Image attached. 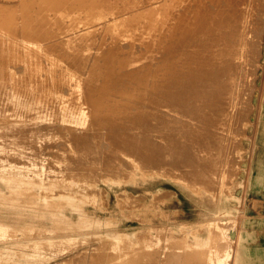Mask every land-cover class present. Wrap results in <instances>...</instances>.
I'll use <instances>...</instances> for the list:
<instances>
[{"label":"rangeland","instance_id":"1","mask_svg":"<svg viewBox=\"0 0 264 264\" xmlns=\"http://www.w3.org/2000/svg\"><path fill=\"white\" fill-rule=\"evenodd\" d=\"M3 1V2H2ZM0 0V5L2 6V7H0V15L1 16H3V18L0 16V20H1V22H0V31H1V37H0V49H1V51H0V54H1V52L3 53V56H1L0 58H2V59H0L1 61H0V63H1V65H0V74H1V76H0V78L2 79H0V91H2V94H0V103H1V105H0V112H1V116H0V202L2 203V205H0V230H1V232H0V264H54V261L56 262V261H59V259L60 260H62L63 258H66V259H68L67 260V262H65V260L66 259H63L64 261H63V263H61V264H72V263H74V264H87L89 261L92 263L93 262V264H98L97 262L99 261V260H101V261H103V262H100L99 261V263L100 264H105L107 261L109 262V263H106V264H111L112 263V261H115V263L114 264H128V262H129V264H135V263H137V264H190V262H193V263H191V264H195V263H197V264H201V261H203V260H205V261H203L202 262V264H209L208 262H210L211 264H264V0H237V2L238 3H240L239 4V6H238V3L236 4L237 5V7L236 6H234V9L235 10H238V8H239V10L238 11H240V10H242V11H240V12H242L245 16V18H247V16H248V13H250L252 10V15L251 16H249L247 19L249 20V21H247V19H245V18H243L242 17V19L240 20L241 21V23H239L240 25L242 24V23H244L245 22V26L244 25H241V26H239V24H238V27L239 28H242V33H243V35H244V40H243V42L241 43L242 45H240V49H239V51L236 53V55H235V57L238 59V57H239V59L242 61L243 60V63H240L241 61H239V59H238V61H239V63L237 62V59H234V63L235 64H237V65H241L242 67H240V66H238V67H240V69L237 67L236 68V71H238V72H236L235 73V75H234V79H236V81L233 79L232 80V82H230L227 86H231V88H229V87H224L223 89L222 88H216V87H213V86H216V85H214V82H213V84H212V79H204V80H197V81H199V82H197V83H195V84H193L192 82H189V83H186V84H182V85H178L179 87H176V86H172V84L170 83V82H173V77H172V74H173V72H174V70L175 69H170V67L168 66V65H170V62L172 61L171 60V58H172V56L175 54V50H177V48H176V46L175 47H173L172 49H171V47H170V51H169V48L167 47V44H165V43H167L166 41H168L169 40V37L168 36H166V35H168L166 32L167 31H163L164 29L165 30H167V26H171L172 24H173V22H177V15H178V12L180 11H182V9L183 10H185L186 9V6H188L189 4L188 3H191V5H198V6H202V3H203V6H207L208 4V6H210V10H209V13H213V11H214V7H216V5H217V7L216 8H220V9H223V7L225 8V3H224V1L225 0H216V1H214L213 3H210V0H206V1H204V0H195V1H193V0H175L176 1V4L174 3L173 4V2H175V1H172V0H161L163 3H165V5L164 4H161L162 2L159 0H136V1H138V2H136V1H134V0H128L127 2H126V0H105L104 2H100V1H103V0H100L99 2H96L98 5H100L101 4V6L103 7H105V8H107L108 9V5L110 6V9L109 10H107V9H103V10H105L107 13H105L104 12V17H105V14H107L108 15V17L110 16L111 17V13L112 12H110V11H115L114 13H117V11H121V12H124V11H127V9L131 12H129V11H127V12H125L126 14L128 13L130 16L131 15H133V13H134V11L135 10H137L138 8V10H143V12H139L140 13V15H138V16H140L141 17V19H140V17H133V18H135V19H140V20H138V22H139V24H141L140 22H142V18L144 17L145 19H144V21H143V23L144 24H146L145 26H144V24L143 25H139L138 24V22H135V23H137V24H135V25H137L136 27L138 28H136V34H135V40H136V36H138V38H137V41H135L134 39V45H132L133 43H132V40H128V38H127V35H126V33L127 34H129V32L131 31L130 29H135V25H134V23H132L131 24V22L132 21H134V19L133 20H131L130 19V16L127 14V16H125L124 15V19L125 18H127V17H129L128 19H125V20H127V23L129 24V27H128V29L130 30H127V29H125V28H127V26L126 25H128L127 23H126V21L125 20H123V22L120 24V27H119V25L117 26V28L114 30V31H116L117 30V32L119 31V33L120 32H122V29H121V27L122 26H125V31L127 30V31H129V32H125L124 31V29H123V32L125 33V34H123V32L122 33H120V34H122L123 36H124V38L126 39V40H124V38H123V40H122V35H118L117 36V41H116V39L114 38V40L112 39L113 38V36L115 37L117 34H119V33H117V32H114L113 30H111V29H105V28H103L102 27V24L101 25H99V26H97V33H95L94 35V39H95V43H97V42H99L98 41V39H100V38H102V36H103V34H101L100 35V33H104V36H103V38L105 39V40H103V38L102 39H100V41H104L105 42V44L108 46V43H109V45H110V47L108 46V47H106V45H105V55H106V57H109L110 56V51H109V49L111 48V52H113V53H111L114 57V59H115V57H117V55H118V57H122L123 55L122 54H125L126 52H129L128 54H126V57L128 56V57H134L135 56V54L136 55H138V54H141V53H143V52H146V51H143V50H152V54L150 53V51H149V53L151 54H148L147 53V56L148 55H150V56H152V57H145V61H144V63L143 64H146V66L145 65H140V67H142V68H140V67H138V66H136V68H137V70L135 69V71H137V73L136 72H129L128 70H126L125 68L123 69V70H125V71H123L124 72V74H125V77H123V72L122 71H120V72H118L117 70V74L115 73V74H113V76L110 78V80H109V83L110 82H112V83H110L111 85L112 84H114L115 85V87L118 89V90H116V89H114V91H116V92H111V94H110V92L108 93V94H105V96L103 95V94H101V96H103V97H100V98H102V99H100L99 98V102L97 103V104H95V105H91V104H89L88 105V103H85L86 101H84V100H86L87 98H86V95H84V94H82V95H79L78 97H74V102L76 103H78L79 105H81V107H80V109H82V112L84 113V118H83V120H82V122L80 123V124H70V123H67L66 121H64L63 119L64 118H62V111H61V109H60V106H61V101H62V98H65V97H67L66 96V94H65V92H66V85H64V87H62L63 86V83H62V85L61 84H56V81L54 82L53 80H55V79H57V77H56V75L55 74H53V73H51L50 71H52V70H50L49 71V69H51V68H49V66L48 65H46L45 64V62H43L44 61V59H45V54L46 53H50V52H54V53H56V55H58V56H60V60L63 62V63H70V61L72 60V61H77V59H79L80 58V56H81V54H75L76 52H72L73 50H71L70 49V47H67V45L66 44H64V42L63 41H61V42H63L62 44H64L63 45V49L61 48V42L59 43V41L62 39V35H63V33L64 34H66L67 32H65V30H68L69 31V29L67 28V26H66V24H65V22L67 23V21H65V22H62L63 24H65V26H66V28L64 27V25L63 24H60V25H58L59 23H57V22H60V19L59 18H57V19H54V18H56V17H54L53 18V16H51V15H48L49 16V18H51L52 20L51 21H53V23L50 21V19L49 18H47L48 16H46V17H44V18H41L43 15L41 14V13H43L42 11H43V9H44V12H48L49 11V9L48 8H46L47 6V4H46V0H34V2L36 3V5H38V6H36L35 4H34V2H33V0H29V2L28 3H31V1H32V3L33 4H29L28 5V3H27V1L28 0H21L22 1V3H23V1L24 2H26V3H24V5L25 4H27L28 6H31V8L30 7H28L27 5H26V8H25V6L23 7V6H20V5H22V3H21V1L20 0H8L9 2L7 3L6 1L7 0ZM5 1V2H4ZM19 1H20V3H19ZM37 1V2H36ZM88 1V0H87ZM110 2V4L109 3H107V4H105L106 2ZM111 1H114V2H111ZM122 1V2H121ZM169 1V2H168ZM172 1V2H171ZM184 1V3H183V5H186L185 3H187L188 5H186V6H184V7H182L183 5H182V2ZM189 1V2H188ZM197 1V2H196ZM204 1V2H203ZM247 1V2H246ZM11 2V3H10ZM15 2V3H14ZM42 2V3H41ZM45 2V5H43V3ZM91 2V1H90ZM116 2V3H115ZM121 2V3H120ZM129 2V3H128ZM133 2H135L134 4H133ZM159 2H161V3H159ZM170 3L171 2V5L173 4L174 6H176L178 3L177 2H180L181 3V5H180V3L177 5V8L179 7V9L177 10V8L175 7V8H173V5H172V8H171V6H170V4H168V3ZM192 2H194V3H192ZM217 2H219V3H217ZM221 2V3H220ZM251 2V3H250ZM257 2V3H256ZM12 3H13V5H12ZM39 3H41V5L39 4ZM113 3V4H112ZM119 3H120V5H119ZM156 3H159V4H161L160 6L158 5V4H156ZM166 3L168 4V5H166ZM195 3H197V4H195ZM206 3V4H205ZM244 3H245V5H244ZM253 3V4H252ZM4 6H3V5ZM5 4H7V5H5ZM18 6H20V10H21V12L18 10L19 9V6L18 7H16V5ZM105 4V5H104ZM117 4V5H116ZM155 5L154 6V8H155V10H153L152 9V11H155V18L152 16L151 18L149 17L150 15V13H148V11L151 9V5ZM211 4V5H210ZM213 4V5H212ZM225 4V5H224ZM252 4V8H254V9H251L249 6ZM256 4V5H255ZM8 5H9V8H8ZM10 5H12L13 6V8L12 7H10ZM113 5V6H112ZM116 5V6H115ZM118 5L120 6V7H118ZM124 5V6H123ZM127 7H126V6ZM129 5V6H128ZM132 5V6H131ZM143 5V6H142ZM152 5V6H153ZM156 5H157V7H156ZM193 5V6H194ZM219 5V6H218ZM221 5H222V7H221ZM241 5V6H240ZM33 6H35V7H33ZM42 7V8H40V7ZM44 6H45V8H44ZM136 6H137V8H136ZM146 6V7H145ZM159 6V7H158ZM165 6L166 7H168V9H166V10H168V12H166L167 13V15H168V19H170L171 21H169L168 19H167V17H164V15L165 16H167L166 15V13H165V11L163 10V9H165ZM200 6V7H201ZM244 6V7H243ZM255 6V7H254ZM3 7H4V9H3ZM18 8V9H16V8ZM33 7V8H32ZM103 7V8H104ZM115 7V8H117V9H113V8ZM130 7H131V9L133 10H131L130 9ZM133 7L135 8V10L133 9ZM213 7V8H212ZM240 7H241V9H240ZM248 7V8H247ZM257 7V8H256ZM11 8V9H10ZM39 8V9H38ZM119 8V9H118ZM122 8V9H121ZM123 8H125V9H123ZM127 8V9H126ZM143 8H147V10L146 9H143ZM148 8H150V9H148ZM153 8V7H152ZM163 8V9H162ZM173 10L174 9V11H171V9ZM244 10H243V9ZM256 8V9H255ZM11 10V11H15L14 13H12L11 11L9 12L8 10ZM26 11H25V10ZM35 9V10H34ZM36 9H38V10H36ZM42 9V10H41ZM45 9H46V11H45ZM156 9L158 10V12L156 11ZM162 10V11H159V10ZM175 9H176V11H175ZM257 9H259V10H257ZM1 10H3V11H1ZM17 10H18V14H17ZM34 10V12L38 15H36L35 13H33L32 11ZM169 10H170V12H169ZM246 10H247V13H246ZM255 10V11H254ZM261 10H262V12H261ZM8 11V12H7ZM27 11H30V13H31V15L33 14V17H36V19H37V17H39L38 18V21L36 20V21H34L35 20V18L33 19H28V17H26V15H24ZM108 11H109V13H108ZM147 11V13L146 14H144L145 12ZM2 12H5L4 14L2 13ZM20 12V13H19ZM46 12V13H47ZM159 12H162V14H160L162 17H164V19L165 20H163V18L159 15ZM172 12V13H171ZM254 12V13H253ZM255 12H257V13H255ZM7 13L9 14V16H7ZM11 13L12 14H14V16H15V19H14V17H12V15H11ZM39 13V14H38ZM46 13L44 14V15H46ZM48 13H50V12H48ZM114 13H113V15H114ZM165 13V14H164ZM169 13H171L170 15H169ZM173 13H175V15H172ZM177 13V14H176ZM188 13H190L189 11H188ZM250 13V14H251ZM261 14V16L260 15H258V14ZM5 14H6V17H5ZM16 14H17V16H16ZM21 14V15H20ZM181 14V13H180ZM249 14V15H250ZM255 14V15H254ZM20 15V17H21V20H17V19H20V17L18 18V16ZM22 15L24 16V17H22ZM62 15H64V16H61V21H62V17H63V21H64V19L65 20H68L67 19V15H66V13L64 12V13H62ZM66 15V16H65ZM107 15H106V17H107ZM143 17H142V16ZM156 15H157V17H156ZM186 15V17H187V14H185ZM11 16V17H10ZM41 16V17H40ZM173 16V17H172ZM255 18H253V17ZM259 16V17H258ZM10 17V18H9ZM17 17V18H16ZM103 17V16H102ZM103 17V18H104ZM161 17V18H160ZM170 17V18H169ZM191 17V16H190ZM253 19H252V18ZM261 17V18H260ZM6 18H8V19H10V20H8V19H6ZM11 18H12V20H13V22H12V20H11ZM26 20H24V19ZM40 18H41V22H40ZM47 18V19H46ZM131 18H132V16H131ZM150 18V19H149ZM153 18V19H152ZM156 18H158L157 19V21L158 22H155L156 21ZM172 18H173V20H172ZM251 18V19H250ZM4 19H5V21H4ZM47 21H46V20ZM55 20V22H54V20ZM58 19H59V21H58ZM148 19V20H147ZM151 19L152 20H154V22H155V24L156 23H158L159 24V27H160V29H159V32H160V34H159V32H158V30H157V28H159L158 27V24H157V26L155 25V26H153L154 24H150V22H151ZM193 19V18H192ZM224 19V18H223ZM230 19V18H229ZM257 19V20H256ZM260 19V20H259ZM28 20H30V21H28ZM48 20H49V22H51L52 23V25H50V24H47V23H49L48 22ZM56 20H57V22H56ZM102 20V18L101 19H99V21H101ZM131 20V22L129 23V21ZM146 20V21H145ZM160 20H161V22H160ZM231 20V19H230ZM244 20V21H243ZM250 20H251V22H250ZM262 20V21H261ZM3 21V22H2ZM23 22V23H21V22ZM44 21V22H43ZM47 23H46V22ZM98 21V20H97ZM125 21V22H124ZM136 21V20H135ZM148 21H150V22H148ZM165 21H167V23H168V25H166V26H163L164 25V23H166ZM173 21V22H172ZM190 22H192L193 20H189ZM224 22H225V19L223 20ZM252 21H253V25H254V23L256 24V25H252ZM5 22H6V24H5ZM12 22V23H11ZM18 22V23H17ZM20 22V23H19ZM25 22H27L26 24L28 25H26L25 24ZM34 22V23H33ZM40 22V23H39ZM147 22V23H146ZM161 24H160V23ZM174 23L172 26H174V28H173V30L177 27V23ZM248 22V23H247ZM257 22V23H256ZM8 23H10V24H8ZM14 23V25H12ZM28 23H33L36 27H34L33 26V24L32 25H30V24H28ZM35 23H37V24H35ZM45 23H46V27H45ZM61 23V22H60ZM123 23H125V24H123ZM149 23V24H148ZM152 23V22H151ZM170 23H172V24H170ZM259 23V24H258ZM262 25H261V24ZM6 26H5V25ZM42 24H44V25H42V26H44L45 27V29L44 30H46V28L47 27H50V30L49 29H47L48 31L46 32V31H44V34L43 33H41L40 35H39V40H37L38 39V37H37V33H38V30H40V26ZM55 24H57V28L56 27H54V25ZM131 24V25H130ZM163 24V25H162ZM175 24H176V27H175ZM248 24V25H247ZM250 24V25H249ZM20 25V26H19ZM24 25V26H23ZM40 25V26H39ZM134 25V26H133ZM149 27H151V28H155V32H156V34H154L155 32L153 31V29H151V28H149ZM161 25V26H160ZM247 25V26H246ZM258 25H260L258 28H257V26ZM2 26V27H1ZM18 26H19V29H18ZM25 26L27 27V28H25ZM30 26V29L28 28ZM54 27V28H56L57 29V32H56V30H54V29H52V27ZM60 26H62V27H64L65 28V30L63 31H61L60 30V34L58 33L59 31H58V28L60 27ZM130 26H132V27H130ZM141 28H140V27ZM142 26H143V28L145 29V31H143L144 29L142 28ZM162 26L163 27H165L164 29L162 28ZM169 26V27H170ZM245 28H244V27ZM251 26H252V29H250L251 28ZM5 29H4V28ZM15 27V28H14ZM17 27V28H16ZM23 28L24 27V29H23V31H21L22 29H20V28ZM246 27H247V30H245L246 29ZM248 27H250V28H248ZM255 27V28H254ZM8 28V29H7ZM13 28V29H12ZM39 28V29H38ZM100 30H99V29ZM140 28V29H139ZM147 28H148V30L150 29L151 30V32L153 31L154 33H152L151 34V32H150V30L149 31H147ZM243 28H244V30H243ZM253 28H254V30H253ZM3 30V33H2V30ZM26 29H28V30H26ZM33 29H36L35 31L33 30ZM73 31L75 30V29H73V28H71ZM132 29V30H133ZM143 29V30H142ZM162 29V30H161ZM17 30V31H16ZM31 30H33L32 32H31ZM53 30L55 31V33H58V34H56V35H54V32H53ZM107 30L108 31H113V33L114 34H116V35H113L112 33H111V31L110 32H107ZM139 30H141V32L139 31ZM253 31V33L254 34H251L252 32L251 31ZM7 31H8V33H7ZM13 32V33H10V32ZM15 31V32H14ZM21 31V32H20ZM27 31H28V33H27ZM51 32L52 31V33H53V35H51L50 33H48V32ZM73 31H71L70 30V32H73ZM134 32H135V30H133ZM137 31H139L140 32V35H141V33H142V31L144 32L142 35H141V37H139V32H137ZM161 31H162V33H161ZM245 31V32H244ZM255 31H256V34H255ZM262 31V32H261ZM6 34H5V33ZM31 32V33H30ZM98 32H99V34H98ZM134 32H130L131 34L130 35H128V37L129 36H132L133 34H134ZM147 32H149L150 34H149V36H148V34H147ZM246 32H249V33H247V35H246ZM258 32V33H257ZM10 33V34H9ZM45 33H47L48 35H51V36H49V38H47L48 37V35L46 34L45 35ZM146 33V34H145ZM164 33V34H163ZM166 33V34H165ZM260 33V34H259ZM16 35L17 34V36H14V35ZM21 34V35H20ZM23 34L25 35V36H23ZM27 34V35H26ZM33 36H32V35ZM39 34V33H38ZM108 34V35H107ZM110 34H112V35H110ZM146 35V37L148 38H150V41H148V40H146V41H148V42H151V41H153V42H151V43H156L155 45H152V44H149L148 42V44L146 43V41H145V39H146V37H145V39H144V36ZM164 35V36H162L163 38L162 39H159V38H161V35ZM259 36H258V35ZM19 35V36H18ZM31 35V36H30ZM43 35L44 36H46V38H45V44L44 43H42L43 42V40H42V38L41 37H43ZM59 35V36H58ZM96 35H98V37L96 36ZM144 35V36H143ZM261 35V36H260ZM4 36V37H3ZM10 36V37H9ZM28 36V37H27ZM30 36V37H29ZM34 36H35V38H34ZM56 37L57 39H58V37H60V39H54V37ZM106 36V37H105ZM111 36V38L109 39V37ZM121 36V37H120ZM126 36V37H125ZM143 36V37H142ZM152 36H155V37H152ZM234 36H235V34H234ZM252 37V38H254V39H250V37ZM21 37V38H20ZM25 37V38H24ZM27 37V38H26ZM33 37V38H32ZM50 37H51V39H50ZM97 37V38H96ZM122 40H120L119 38ZM152 37V38H151ZM166 37H168V39L166 38ZM172 37V36H171ZM217 38L219 37V36H216ZM215 37V40L217 39ZM257 37V38H256ZM8 40H7V39ZM54 40H53V39ZM129 38H131V37H129ZM141 38V39H140ZM221 38V37H220ZM220 38H218L216 41H219V39ZM11 39V40H10ZM26 39L27 40H33V42L34 43H36L37 45H38V48H37V52H35L34 53V57H33V53L31 52V54H29V58H26L27 56H28V52L27 53H25L24 51H28L27 49H25V48H27L26 46H24V47H22V43L24 42V41H26ZM43 39H44V37H43ZM49 39V40H48ZM108 39V40H107ZM119 39V40H118ZM132 39V38H131ZM138 39H140V40H138ZM142 39H144V40H142ZM153 39V40H152ZM164 39V40H163ZM166 39V40H165ZM250 39V40H249ZM258 39V40H257ZM15 40H17L16 42H15ZM24 40V41H23ZM52 40V41H51ZM57 40V41H56ZM110 40V41H109ZM111 40H112V43H110L111 42ZM155 40H157L158 41V43H157V41L155 42ZM160 40V41H159ZM255 40V41H254ZM4 43V44H2V42ZM11 41H12V43L13 44H9V47L11 48V47H13L12 48V50L13 49H15V51H12L11 49L9 50V52H8V55H7V51H8V49L9 48H7L8 47V44H7V42L8 43H11ZM14 41V42H13ZM23 41V42H22ZM40 43H39V42ZM52 42V45H51V42ZM54 41V42H53ZM73 41H75L76 42V40H72V38H71V42L70 43H73ZM94 41V40H93ZM109 41V42H108ZM118 42L119 43V45H118V43H116V42ZM120 41V42H119ZM127 41H128V43H127ZM142 41H144V43L142 42ZM170 41V40H169ZM168 41V42H169ZM245 41V42H244ZM250 41V42H249ZM254 41V42H253ZM260 43H259V42ZM6 42V43H5ZM48 42H50V45H51V47H50V45L48 46ZM107 42V43H106ZM113 42H115L114 44H113ZM122 42V43H121ZM126 42V43H125ZM139 42H141V45H140V43ZM161 42V43H160ZM253 42V43H252ZM14 43H16V44H14ZM48 43V44H47ZM55 43H57L58 44V46H57V44L56 45H54ZM121 43V44H120ZM143 43V44H142ZM246 43V45L244 46L243 44H245ZM251 43V47H249V44ZM257 43V44H256ZM7 46H6V45ZM46 45L45 47H44V45ZM59 44H60V47H59ZM75 46H78L76 43H73ZM118 46H120V47H118ZM127 44V45H126ZM146 44V45H145ZM157 44H159V45H157ZM162 46H161V45ZM165 44V47L163 46ZM254 44V45H253ZM4 47V45H5V47L3 48L2 46ZM12 45H14V46H12ZM18 45H20L19 47H18ZM39 45H40V47H39ZM71 45V44H70ZM116 45L117 47H114V46ZM137 45V46H136ZM150 45V46H149ZM73 46V45H72ZM75 46H74V48H75ZM112 46L114 47V49L116 48V53H117V51H119L116 55H114L115 54V50L112 48ZM129 46V47H128ZM132 46H134V47H132ZM140 46L141 47H146V49H145V47L144 48H140ZM147 46H149V47H147ZM152 46H153V48H152ZM155 46H157L156 48H155ZM47 47V48H46ZM52 48L53 50L52 51H48V50H51L50 48ZM127 49H126V48ZM131 47L134 49H131ZM137 47V48H136ZM151 47V48H150ZM245 47H248V48H245ZM252 47L254 48V49H252ZM6 48V49H5ZM49 48V49H48ZM55 48H57L56 50H55ZM59 48H61V49H59ZM64 48H69V49H64ZM119 48V49H118ZM128 48H130L131 49V53H130V51L128 50ZM160 48L162 49V50H160ZM175 48V50L173 51V49ZM242 48H244V49H247V50H244V52H243V49ZM39 49V50H38ZM108 49V50H107ZM121 49V50H120ZM123 49H125V51L123 50ZM142 49V51H140ZM242 49V50H241ZM3 50H5V51H3ZM42 52H41V51ZM55 50V51H54ZM59 50H60V52H59ZM65 50V53L63 52ZM69 50H70V52H69ZM122 50L124 51V52H122ZM128 50V51H127ZM132 50H133V52H132ZM157 50V52H155ZM249 50H250V52H249ZM251 50H253V51H251ZM22 51V52H21ZM40 51V52H39ZM107 51L109 52L108 54H107ZM139 53H138V52ZM159 51H163V54H162V52H159ZM246 51H247V53H246ZM259 53H258V52ZM6 52V53H5ZM12 52V53H11ZM15 52V53H14ZM66 52H69L70 53V55H77L76 56V58L77 59H73V58H75V56L73 57V55L72 56H70L69 55V53L67 54ZM121 52V53H120ZM173 52V53H172ZM240 52H242V53H240ZM255 52V53H254ZM18 55H17V54ZM21 53H22V55H21ZM37 53H40V54H37ZM43 53H45V54H43ZM60 53H61V55H60ZM62 53H64L65 55H66V58H65V56H64V54H62ZM133 53V54H132ZM156 53V54H155ZM159 53H160V56H159ZM225 54V52H222V53H220L218 56H220V59L221 58H225L224 56H222V55H224ZM249 53V54H248ZM251 53V54H250ZM257 53V55H255ZM6 54V55H5ZM14 54V55H13ZM16 54V55H15ZM36 54H37V56L39 55V56H42V57H37L36 56ZM119 54H121V55H119ZM132 56H131V55ZM158 54V55H157ZM173 54V55H172ZM226 54H227V51H226ZM242 56H244L245 57V59H243V57H241V55ZM11 56V57H8V56ZM24 55H27V56H24ZM70 56V57H68V56ZM79 55V56H78ZM134 55V56H133ZM156 55V56H155ZM171 55V56H170ZM240 55V56H239ZM247 55V56H246ZM248 55H249V57H250V55H251V57L252 58H249L248 57ZM253 55H255V56H253ZM6 56H7V58H6ZM15 56V57H14ZM17 56V57H16ZM19 56V57H18ZM32 56V57H31ZM61 56H63V57H61ZM165 56V57H164ZM225 56H228V54L227 55H225ZM5 57V58H4ZM22 57V58H21ZM154 57V58H153ZM171 57V58H170ZM247 57V58H246ZM256 57H258V58H256ZM8 58L9 59H11V60H8ZM17 58H19V61H18V59ZM38 58V59H37ZM68 58H70V60L68 59ZM148 58V59H147ZM153 58V59H152ZM165 59V60H162V59ZM249 58V59H248ZM15 60V62H17V63H15L16 65H14V60ZM16 59H17V61H16ZM40 59H42V60H40ZM63 59H67V61H65V60H63ZM156 59V60H155ZM158 59V60H157ZM167 59H170V60H167ZM226 59V58H225ZM258 59V60H257ZM4 60H6V61H4ZM8 60V61H7ZM21 60H22V62H21ZM27 60V61H26ZM28 60H29V62L31 63V64H29V62H28ZM33 60V61H32ZM35 60H37V61H35ZM236 60V61H235ZM246 60V61H245ZM248 60V61H247ZM250 60V61H249ZM256 60V61H255ZM4 61V62H3ZM9 61H10V63H9ZM148 61H149V63H148ZM161 61V62H160ZM8 62V63H7ZM19 62V63H18ZM25 62V63H24ZM27 62V63H26ZM38 63V64H40V66H41V70H40V72H41V75H42V81L43 82H41L42 84L43 83H45V84H50L52 81V83H54V85L52 84V87H53V91L54 92H52V94H48V95H44V96H39V94L38 93H36L38 90L36 89V88H38V86H36L37 85V83H33L32 84V86H30L29 87V93H21V92H23L24 91V88H25V83H26V81L25 82H23L24 80H27V78H28V75L30 74L29 72L32 70V66H33V63ZM160 63V65H158L159 63ZM247 62V63H246ZM249 62H251V64H253V65H255L254 67H252L251 66V64H248ZM256 62H258V63H256ZM24 63V64H23ZM150 63H151V65H150ZM161 63H163V64H161ZM256 63V64H255ZM7 64V65H6ZM43 64V65H42ZM45 64V65H44ZM149 64V65H148ZM165 64V65H164ZM248 65V67H249V65H250V68H246V66ZM4 65V66H3ZM6 65V66H5ZM15 66V67H13V66ZM26 65V66H25ZM154 65V66H153ZM156 65V66H155ZM164 65V66H163ZM258 65V66H257ZM9 66H10V68H9ZM23 66H25V68L23 67ZM43 66H47L46 68L45 67H43ZM159 66V67H158ZM2 67H4V68H2ZM147 67H150V69H149V71H148V69H147ZM244 67V68H243ZM252 67V68H251ZM262 67V68H261ZM3 70H2V69ZM43 68V69H42ZM48 68V72L46 71V69ZM159 68V69H158ZM161 68H163V69H161ZM165 68V69H164ZM168 68V69H167ZM6 69V70H5ZM30 69V71L28 72V70ZM45 69V70H44ZM141 69H144V71L143 70H141ZM181 69H182V67H181ZM242 69V70H241ZM245 69V70H244ZM248 69H251V70H248ZM256 69V70H255ZM154 71V73H153V71ZM179 69L177 68L176 69V71H177V73H180V71H178ZM3 71V72H2ZM26 73H25V72ZM43 71V72H42ZM128 73H127V72ZM141 71V72H140ZM168 71H169V73H168ZM182 72H184V73H186L187 71L189 72L190 70H188V68H185L184 69V67H183V69L181 70ZM244 71H247L246 73L244 72ZM253 71V72H252ZM5 72H7V73H5ZM40 72H39V74H40ZM149 72H151V73H149ZM165 72H167V73H165ZM171 72V73H170ZM181 72V74H184V73H182ZM217 72H218V70H217ZM240 72H242V73H240ZM248 72H250L249 74H248ZM252 72V73H251ZM261 72H263L262 73V75H261ZM3 73V74H2ZM12 73V74H11ZM23 73L25 74V76H27V77H23L24 75H23ZM119 73V74H118ZM120 73H122V74H120ZM127 73V74H126ZM133 73V74H132ZM159 74L160 76H163V77H159V75H155V74ZM161 73V74H160ZM163 73H165V74H163ZM238 73V74H237ZM245 73V74H244ZM258 73V74H257ZM6 74V75H5ZM11 74V75H10ZM48 74V75H47ZM53 74V75H52ZM101 73H98V75H97V77H96V75L93 77L94 78V80H96V81H102L103 80V77H102V75H100ZM140 74H141V76H140ZM147 74V75H146ZM150 74V75H149ZM154 74V75H153ZM251 74H253V75H251ZM2 75H4V78H5V76L7 77V79H8V77L9 76H12V77H15L16 78V83L14 82V86H13V81L12 82H9V81H11V79L13 80V78L11 77V79H10V77H9V83L12 85H10V84H8L7 82L5 83V80H7L6 78L4 79L3 78V76ZM15 75V76H14ZM43 75H44V77H43ZM121 75V77H119ZM151 75L153 76V78L155 79L154 80V82H156V81H158V83H160L159 81H163V82H165V83H169L170 85H167L168 87L170 86L171 87V89H169V88H167V86H165V87H162L163 88V92H159V91H155L156 92V94L154 93V95L155 96H153V93H150L149 92V90L151 89V84L153 83V78H151ZM168 75H170V76H168ZM238 75V76H237ZM240 75V76H239ZM245 77V75L247 76V78H245L244 79V81L242 80L243 79V76ZM256 75V76H255ZM47 76V77H46ZM54 76V77H53ZM115 76L117 77V79H115ZM130 76L131 77V79L130 78H128V77ZM145 76V77H144ZM168 76V77H167ZM251 76V77H250ZM252 76H254V77H252ZM98 77H99V79H98ZM133 77V78H132ZM146 77H147V79H146ZM242 78V79H237V78ZM249 77L251 78V79H254V80H252V82L250 83V80L251 79H249ZM18 78V79H17ZM21 78H23V79H21ZM101 78V79H100ZM112 78H114L115 80L113 81V79ZM124 78V79H123ZM137 78V79H136ZM141 78V79H140ZM156 78H157V80H156ZM159 78L161 79V80H159ZM166 78V80H163V79H165ZM170 78H172V79H170ZM260 78L263 80V82H262V80H260ZM44 79H46V80H44ZM48 79V80H47ZM128 79V80H127ZM130 79V80H129ZM135 79H136V81H135ZM168 79H169V81H168ZM203 79V78H202ZM249 79V81H247ZM150 80H152V81H150ZM2 81H4V83H2ZM20 81V82H19ZM45 81V82H44ZM49 81V82H48ZM118 81V82H117ZM132 81H134V82H132ZM140 81H141V83H140ZM145 81H147V82H145ZM168 81V82H167ZM202 81H204V83H201ZM206 81H207V83L208 84H205L206 83ZM236 82L235 84H233L234 82ZM238 81V82H237ZM242 81L244 82V83H246V81H247V84H242ZM21 83H23L22 85H23V87H22V85L20 86V84ZM28 82V81H27ZM48 82V83H47ZM121 82V83H120ZM124 84H123V83ZM144 82V83H143ZM150 82V83H149ZM241 82V83H240ZM249 82V83H248ZM262 82V83H261ZM132 83H134V84H132ZM139 83V85H142V87L143 88H145L146 90H147V92H146V90L145 89H141V86H138L137 84ZM192 83V84H191ZM201 83V84H200ZM239 83H240V85H239ZM2 84H5V85H3L2 86ZM16 84V85H15ZM40 84V83H39ZM55 84L56 85H58L59 87H57V86H55ZM65 84V83H64ZM147 84V85H146ZM150 84V85H149ZM198 84V85H197ZM202 84H204L203 86H204V90H203V86H202ZM211 86H210V85ZM233 84V85H232ZM236 84L237 85H239V86H236ZM241 84H242V86H244V87H242L241 86ZM251 84H253L254 86L253 87H251L252 85ZM262 84V85H261ZM10 85V86H9ZM19 85V86H18ZM61 85V86H60ZM117 85V86H116ZM124 85V86H123ZM132 85H134L133 87H132ZM184 85L186 86V88H189V90L191 91H189L188 89H186L185 87H184ZM201 85V86H200ZM207 85H209V87L207 86ZM247 85V87L245 88V86ZM249 85V86H248ZM251 85V86H250ZM5 86H6V88H5ZM123 86V87H122ZM127 86V87H126ZM138 86V87H137ZM192 86V87H191ZM195 86V87H194ZM197 86V87H196ZM198 86H200V87H198ZM205 86H206V88H205ZM234 86H236V87H238V88H235ZM262 86V87H261ZM17 87V88H16ZM19 87H21V88H19ZM31 87H32V89H31ZM56 87H57V89H56ZM119 87V88H118ZM173 87H175V89L177 88V89H179V90H175ZM183 89H182V88ZM207 87L209 88V89H207ZM233 87V88H232ZM250 87V88H249ZM3 90H2V89ZM5 88V89H4ZM11 90H9V89ZM12 88H15V89H13L12 90ZM61 88V89H60ZM165 88V89H164ZM190 88H194L195 90L196 89H198V90H192V89H190ZM201 88V89H200ZM213 88V90H211ZM229 88V89H232L231 91L230 90H227V89ZM20 91H19V90ZM64 89V90H63ZM124 89V90H123ZM126 89H128V90H130V91H128V90H126ZM149 89V90H148ZM169 89V90H168ZM181 89V90H180ZM206 89V90H205ZM215 89V90H214ZM224 89H226V90H224ZM236 90V91H233V90ZM239 89H240V92H239V94H237L238 93V91H239ZM247 89V90H246ZM249 89V90H248ZM252 89V90H251ZM4 90H6V91H4ZM16 90V91H15ZM35 90V91H34ZM57 90V91H56ZM61 90H62V92H61ZM143 90V91H142ZM156 90V89H155ZM165 90V91H164ZM167 90V91H166ZM172 90V91H171ZM182 90H183V92H182ZM201 90H203V93H210V94H212V91H214V93H220L222 90H224V92H225V94H224V96H222L223 94H212L213 96H214V100H212V104L210 103V108L209 107H207V106H209V105H205L206 104V99H200V98H196V97H193V96H195V92H202ZM208 90V91H207ZM217 90L218 91H220V92H217ZM261 90V91H260ZM10 93H9V92ZM17 91H19V92H17ZM65 91V92H64ZM133 92L132 93V95L134 96V97H136L137 95V98H139V99H137L136 100V102H138L139 101V104H137L136 102H135V98H133L132 99V95H130V93L129 92ZM136 91V92H135ZM154 91V90H153ZM169 91V92H168ZM173 91L176 93H173ZM180 91H181V93H180ZM206 91V92H205ZM216 91V92H215ZM229 91H230V94H229ZM242 91V92H241ZM249 91H250V93H249ZM260 91V92H259ZM5 92H7V93H5L6 94V96H4L5 94L4 93ZM12 92L14 93V94H12ZM31 92H32V94H31ZM35 92V93H34ZM144 92V93H143ZM149 92V93H148ZM166 92V96L163 94V93H165ZM168 92V93H167ZM173 94H172V93ZM178 92V93H177ZM193 92V93H192ZM223 92V91H222ZM221 92V93H222ZM232 92H234V94H237L238 96H240V97H244V94H245V96L246 95H249L250 94V96H246L245 97V99L246 100H243L244 98H241L240 99V97H238L237 95H234ZM243 92H245V93H243ZM9 93V94H8ZM61 95H60V94ZM120 95H119V94ZM126 93V94H125ZM135 93H136V96H135ZM142 93V94H141ZM192 93V94H191ZM227 93V94H226ZM240 93H242V94H240ZM248 93V94H247ZM262 93V94H261ZM17 94V95H16ZM21 94V96H19ZM25 94V95H24ZM31 94V95H30ZM34 94L36 95V96H39V97H36V96H34ZM112 94H114V95H116V98H118V99H116L115 97H114V95H112ZM125 94V95H124ZM146 94V95H145ZM148 94H150V95H148ZM152 94V95H151ZM158 94V95H157ZM163 95V96H160V95ZM169 94L170 95H172V96H170L169 98H170V100H171V102L169 101V99H168V96H169ZM174 94H175V96H174ZM180 94V95H179ZM191 94V95H190ZM231 94H233V95H231ZM260 94V95H259ZM3 95V96H2ZM23 95V96H22ZM32 96V97H30V96ZM209 95V94H208ZM228 96L227 97V99L228 100H226V97L225 96ZM19 96V97H18ZM25 96V97H24ZM29 97V98H26V97ZM46 96V97H45ZM52 96V97H51ZM96 96V95H95ZM108 96V97H107ZM144 98H143V97ZM179 96V97H178ZM181 96V97H180ZM186 96V97H185ZM187 96H189V97H187ZM192 96V97H191ZM217 96H219V99L217 98V100H219V102L215 99V97H217ZM223 97L225 100H221V97ZM233 98V100H232V98ZM234 96V97H233ZM259 96H261V97H259ZM83 97V98H82ZM106 99H105V98ZM124 97V98H123ZM127 97V98H126ZM141 97V98H140ZM151 97H153V98H151ZM161 97H163V98H165L164 100L165 101H168V103L167 102H165L164 100H163V98H161ZM174 97H175V100H174V102H173V99H174ZM235 97H237V98H235ZM6 98V99H5ZM33 98V99H32ZM40 98H41V100H40ZM46 98V99H45ZM103 98H104V100H103ZM109 98V99H108ZM150 100H149V99ZM155 98V102H153V99ZM157 98V99H156ZM159 98V99H158ZM168 100H167V99ZM179 98V99H178ZM181 98V99H180ZM183 98V99H182ZM185 98H188V101H189V103H190V105L191 106H188L189 105V103H188V101L185 99ZM189 98H190V100H189ZM193 98V100H195V103H194V101L193 100H191ZM196 98V99H195ZM222 98V99H223ZM249 98V99H248ZM251 98V99H250ZM20 99V100H19ZM26 99L28 100V99H30V101L31 102H34V101H39L40 102V105H39V108H43V106H44V108L43 109H45V110H41V109H39V110H33L32 109V106L33 105H35V104H33V103H31V104H28L27 102H26ZM35 99V100H34ZM37 99V100H36ZM48 99V100H47ZM120 99V100H119ZM126 99V100H125ZM131 99V100H130ZM146 99V100H145ZM148 99V100H147ZM239 101H237V100ZM6 100V101H5ZM24 100V101H23ZM45 100V101H44ZM47 100V101H46ZM49 100H50V102H49ZM80 100L81 101H83V102H80ZM128 100H130V101H128ZM144 100H145V103H146V105L143 103L144 102ZM159 100H161V101H163V102H161V101H159ZM176 100H178V101H176ZM180 100H182V101H180ZM199 100L202 102H200V104H199ZM219 103V104H217V103H215L216 101ZM232 100V101H231ZM260 102H259V101ZM4 101V102H3ZM21 101V102H20ZM22 101H23V103H22ZM44 101V102H43ZM122 103H120V102ZM133 101V102H132ZM143 101V102H142ZM224 101L226 102V103H224ZM235 101H237V105H236V102ZM249 101H250V103H249ZM9 102V103H8ZM15 102V103H14ZM27 103V105H26V103ZM45 102H47L48 104H46ZM135 102V103H134ZM147 102H148V104H147ZM178 104H177V103ZM180 102V103H179ZM183 104H185V105H187V106H183V105H181L182 103ZM194 104H193V103ZM214 102V103H213ZM224 104H222V103ZM229 102H231V103H229ZM233 102V103H232ZM242 102V103H241ZM258 102V103H257ZM4 103V104H3ZM16 103H17V105H16ZM21 103H22V106H21ZM50 103H51V105L53 104V108L51 107V105H50ZM60 103V104H59ZM73 103V102H72ZM84 103V104H83ZM130 103H133V104H130ZM151 103V104H150ZM158 103V104H157ZM169 103H171V104H169ZM192 103V104H191ZM229 103V105H226V104H228ZM234 103H235V106H234ZM238 103L240 104V105H243V106H240L239 105V107H238ZM246 103H247V105H246ZM249 103V104H248ZM260 103V104H259ZM2 104H3V107L4 108H2L1 109V107H2ZM11 104V105H10ZM23 104H25L26 106H23ZM42 104H43V106H42ZM54 104H55V106H54ZM59 104V105H58ZM86 104V105H85ZM110 104H111V106H110ZM142 104V105H141ZM161 104V105H160ZM173 104V105H172ZM176 104V105H175ZM204 104V105H203ZM220 104H222L223 105V107H225V105H226V107H225V109L223 108V107H221V106H219ZM244 104H245V108H244ZM8 105H10V106H8ZM45 105H46V107H47V110H46V107H45ZM50 107H49V106ZM106 105V106H105ZM116 105H118V106H116ZM122 105V106H121ZM123 105L125 106V105H127V106H129V107H127V106H125V107H123ZM138 105H139V107H138ZM145 105V106H144ZM151 105V106H150ZM152 105H153V107H152ZM158 105H160V107L158 106ZM164 105H165V107H164ZM173 107H172V106ZM178 105H180V107H178ZM193 105V106H192ZM195 105V106H194ZM212 105H214V106H212ZM219 106V108L218 109H216L215 110V108L216 107H218ZM232 105V106H231ZM16 106V107H15ZM56 106H57V109H56ZM102 106V107H101ZM132 106V108H134V109H132V108H130ZM143 106V107H142ZM147 106V107H146ZM156 106H157V108H156ZM168 106V107H167ZM171 106V107H170ZM200 106H202V107H200ZM204 106V107H203ZM207 108H206V107ZM237 106V107H236ZM249 106V107H248ZM257 106V107H256ZM5 107H7L6 108V110H5ZM9 107V108H8ZM11 107H12V109H13V113L11 112L12 110H11ZM30 107V108H29ZM94 107V108H93ZM96 107V108H95ZM105 107V108H104ZM113 107V108H112ZM137 107V108H136ZM143 109H142V108ZM174 107H177L176 109L174 108ZM194 108V113H193V109H191V108ZM214 108V110L216 111H214L213 110V108ZM229 109H228V108ZM232 107H236V108H234V109H232ZM241 107H243V109H244V111L242 110L241 111ZM248 107V108H247ZM19 108V109H18ZM26 108V110H27V112L25 113L24 112V110L23 109H25ZM53 109V111L51 112V110ZM60 110H59V109ZM122 108H123V110H122ZM139 108H141V109H139ZM160 110H159V109ZM171 108V109H170ZM180 108V109H179ZM184 110H188V111H183V109ZM199 111V114H197L198 113V111H196V109ZM199 108H200V110H199ZM212 108V109H211ZM226 108H227V110H229V111H226ZM247 108V109H246ZM9 109H10V111H9ZM50 110V112H51V116L48 114V113H50L49 112V110ZM88 109V110H87ZM90 109H91V111H90ZM97 109H99V110H97ZM102 109H104L103 111H101ZM108 109H109V111H108ZM127 109H128V111H127ZM163 109V110H162ZM164 109H166V111L163 113V111H164ZM173 109H175V110H173ZM191 109V110H190ZM205 109V110H204ZM210 110V113L211 114H209L208 112V110ZM220 109V110H219ZM221 109H222V111L224 110V112H222L221 111ZM231 109L232 110H234V113L232 112L231 113ZM240 109V110H239ZM17 110V111H16ZM19 110V111H18ZM21 110V111H20ZM22 110H23V112H22ZM59 110V111H58ZM113 110V111H112ZM119 110V111H118ZM129 110H131V112L129 111ZM135 110V111H134ZM140 110H144L143 111V113H142V111L140 112V113H138ZM145 110H146V112H145ZM147 110H148V112H147ZM178 110H180V112L178 111ZM202 110V111H201ZM211 110H213V111H211ZM219 112H218V111ZM237 110V111H236ZM248 111L249 110V112L247 113L246 111ZM5 111V112H4ZM34 111V112H33ZM37 111H38V113H37ZM44 111V112H43ZM56 111V112H55ZM60 111H61V115H60ZM89 111V112H88ZM93 111V112H92ZM96 111V112H95ZM100 111V112H99ZM112 111V112H111ZM118 111V112H117ZM155 111V112H154ZM207 112V113H205V112ZM240 112V114L241 113H244V112H246V113H244L245 114V117H244V114H241V118H240V114L238 115V113ZM4 112V113H3ZM18 114H17V113ZM41 112H43V113H41ZM112 114H111V113ZM127 112V113H126ZM130 114H129V113ZM162 112V113H161ZM168 112H170V113H168ZM174 112V113H173ZM175 112H177V113H175ZM190 112H191V114H190ZM195 112H196V114L198 115V116H200L199 117V119H200V122H202L201 124H200V122L199 121H196V120H199V119H196L197 117H196V114H195ZM213 112V113H212ZM221 112V113H220ZM230 112V113H229ZM9 115H8V114ZM22 113V114H21ZM57 113H59V114H57ZM96 113H97V115H96ZM109 113V114H108ZM118 113V114H117ZM133 113V114H132ZM148 113H150V114H148ZM202 113V114H201ZM206 115H205V114ZM217 113H220L221 115L222 114H224V117H223V115L221 116V115H219L218 114V118H220V116H221V118L218 120V118L216 117V114ZM235 113H237V115L235 114ZM16 114H17V116H16ZM19 114H20V116H19ZM31 114V115H30ZM52 114H53V118H52ZM58 115V116H56L55 117V115ZM89 114V115H88ZM120 114V115H119ZM126 114V115H125ZM140 114V115H139ZM144 114V115H143ZM153 114V115H152ZM154 114L155 115H157V114H159L161 117H158V115L155 117L154 116ZM165 114V115H164ZM174 114V115H173ZM187 114V115H186ZM193 114V115H192ZM214 114V115H213ZM232 114H233V116H232ZM6 115H8V117L6 116ZM22 115H23V117H22ZM27 115V116H26ZM46 115V116H45ZM87 115V116H86ZM112 115V116H111ZM125 115V116H124ZM128 115H130V116H128ZM138 117H137V116ZM168 115V116H167ZM192 118H188L189 116ZM204 115H205V117H204ZM235 115H236V119L234 120V118H235ZM5 116H6V118H5ZM26 116V117H25ZM35 116H37V117H41V118H43V120L41 121V119L39 120V123L37 124L36 122H38V121H36L35 119L33 120V118H31V117H35ZM44 116H45V118H44ZM91 116V117H90ZM123 116V117H122ZM136 117L135 119H133V117ZM165 116V117H164ZM210 116H212V117H210ZM215 116V118H213ZM227 117V119H225L226 117ZM229 116H231L232 118H230ZM238 116V117H237ZM147 117V118H146ZM162 117H163V119H162ZM185 117H187V118H185ZM208 117H209V119L210 118H213V119H210L209 121H212L211 123H209L208 125H207V121L208 120H205L206 118L208 119ZM229 117V118H228ZM247 117V118H246ZM7 118L9 119L8 121H10V122H6V120H7ZM12 118H13V120L14 121H11L12 120ZM19 118V119H18ZM52 118V119H51ZM101 118H103V119H101ZM119 118H121V120L119 119ZM129 118H131V119H129ZM152 118V119H151ZM164 118H165V120H166V122L164 121ZM202 118V119H201ZM203 118H205V119H203ZM222 118H223V120H222ZM245 118V119H244ZM60 119V120H59ZM93 119V120H92ZM95 119H96V121H95ZM116 119V120H115ZM140 119H142V120H140ZM150 119V120H149ZM183 119H186L185 121L183 120ZM229 119V120H228ZM233 119V120H232ZM238 119L240 120V121H238ZM244 119V120H243ZM17 120V121H16ZM45 120V121H44ZM120 120V121H119ZM123 120V121H122ZM125 120H129V121H125ZM131 120V121H130ZM139 120H140V122H139ZM168 120V121H167ZM172 120V121H171ZM178 120H180V121H178ZM181 120H183V122H181ZM202 120V121H201ZM217 120V121H216ZM227 122H226V121ZM241 120H242V122H241ZM25 121V122H24ZM27 121V122H26ZM53 121H55V122H53ZM59 121V122H58ZM98 121H99V123H98ZM111 121V122H110ZM135 122V124H136V126L137 127H135L134 126V129H135V131H137L136 132V134H134L135 132H134V129H133V126L132 125H135V124H132V123H134ZM149 121V122H148ZM158 121V122H157ZM196 121V122H195ZM215 121V123H213ZM230 121V122H229ZM238 123H237V122ZM246 121V122H245ZM20 122V123H19ZM34 122V123H33ZM41 122V123H40ZM87 122V123H86ZM102 122V123H101ZM104 122V123H103ZM106 122V123H105ZM119 122H121V123H119ZM122 122H124V123H122ZM138 122V123H137ZM150 122L152 123V124H150ZM162 122V123H161ZM167 123V124H165V123ZM172 122V123H171ZM175 122V123H174ZM193 122V124H189V123H192ZM199 124H198V123ZM206 122V123H205ZM235 122H236V125H234L235 124ZM3 123V124H2ZM6 123H8V126H7V124ZM22 123V124H21ZM29 125V126H27V124ZM44 123H48V124H45L44 125ZM62 123V124H61ZM64 123L66 124V125H64ZM82 123H83V125H82ZM95 123V124H94ZM112 125H111V124ZM113 123H114V125L116 126H114L113 125ZM139 123H141V124H139ZM156 123H157V125H156ZM179 123V124H178ZM181 123H182V125H181ZM183 123H184V125H183ZM195 123V124H194ZM198 124V126H196L197 124ZM204 123V124H203ZM216 123H219L218 125L216 124ZM222 123V125H220ZM224 123H226V125H224ZM228 123V124H227ZM9 124H11V125H9ZM21 125V126H18V125ZM26 126H25V125ZM34 124V125H33ZM52 124H54V126L52 125ZM57 124V125H56ZM86 124H88L87 126H86ZM92 124V125H91ZM99 124V125H98ZM117 124V125H116ZM124 124V125H123ZM161 124V125H160ZM165 126H164V125ZM176 124V125H175ZM211 124V125H210ZM237 124H238V127L240 128V130H239V128L238 127H236V129L238 130H236L235 131V126H237ZM242 125V128L239 126V125ZM6 125V126H5ZM13 125V126H12ZM15 125V126H14ZM40 126V128L38 127V126ZM108 125V126H107ZM154 125V126H153ZM163 125V126H162ZM166 125H167V128H166ZM190 125V126H189ZM201 125H202V127H201ZM207 125V126H206ZM213 125V126H212ZM223 125H224V127H223ZM12 126V127H11ZM17 126L19 127L18 129H15V128H17ZM25 126V127H24ZM36 126V127H35ZM50 128H49V127ZM51 126H53V127H51ZM56 126V127H55ZM61 126H62V128H61ZM73 126V127H72ZM83 126H84V128H83ZM86 126V127H85ZM88 126H93V127H91V128H89ZM101 126H102V128H101ZM104 126V127H103ZM107 126V127H106ZM123 126V127H122ZM140 126V127H139ZM145 128H144V127ZM169 126V127H168ZM183 126V127H182ZM186 126H187V128H186ZM203 126H205V128L203 127ZM214 126H217V127H215L214 128ZM220 126H222V128L220 127ZM229 126V127H228ZM234 126V127H233ZM22 127V128H21ZM28 129H27V128ZM72 127V128H71ZM89 129H88V128ZM110 127H112V128H110ZM148 127V128H147ZM150 127H152V128H150ZM160 127H161V129H160ZM164 127V128H163ZM196 128L197 130H200V132H198L196 129H194V128ZM203 128V129H201V128ZM206 127H208L207 128V130H206ZM212 127H213V129H216V130H214V132H213V129H212ZM13 128V129H12ZM54 128V129H53ZM56 128V129H55ZM64 128V129H63ZM75 128V129H74ZM93 128V129H92ZM95 128H96V130H95ZM99 128V130H97ZM104 128V129H103ZM106 128V129H105ZM108 128L110 129V130H108ZM139 128V129H138ZM159 130H158V129ZM163 128V129H162ZM177 128V129H176ZM184 128V129H183ZM199 128V129H198ZM218 128H220V129H218ZM227 128V129H226ZM230 128H233V129H230ZM37 129V130H36ZM38 129H39V131H38ZM45 129H47V130H45ZM49 129V130H48ZM52 129V133L50 132V130ZM59 129V130H58ZM64 131H63V130ZM66 129V130H65ZM84 129V131H82V130ZM102 129V130H101ZM122 129H123V131H122ZM128 129V130H127ZM142 129V130H141ZM143 129H145V130H143ZM148 129V130H147ZM155 129H156V131H155ZM169 129V130H168ZM175 129V130H174ZM180 129V130H179ZM193 131H192V130ZM205 129V130H204ZM208 129H212L211 130V132H210V130H208ZM4 130V131H3ZM17 130H19V131H16ZM23 130V131H22ZM29 130V131H28ZM35 130V131H34ZM91 131L92 132V134H91V132L89 133V131ZM108 130V131H107ZM118 130V131H117ZM132 130V131H131ZM153 132H151V131ZM167 130H168V132H167ZM187 130H189V131H187ZM194 130H195V132H196V134H197V132H198V134L197 135H195V133H194ZM201 130H203L205 133L206 132H210L209 134H207V135H205V133H203L204 134V136L202 137V132L203 131H201ZM218 130V131H217ZM221 131V133H220V131ZM226 130V131H225ZM7 131V132H6ZM47 131V132H46ZM63 131V132H62ZM69 131V132H68ZM86 131H88V136H87V132ZM97 132V133H95V132ZM101 131V132H100ZM103 131V132H102ZM104 131H105V134H104ZM111 131H113V133L111 132ZM121 133H120V132ZM140 131V132H139ZM149 131V132H148ZM157 131H159V132H157ZM165 131V132H164ZM231 131V132H230ZM244 131V132H243ZM18 132H19V134H18ZM56 132V133H55ZM58 132V133H57ZM61 132V133H60ZM74 132H76V133H74ZM83 132H85V134L83 133ZM100 132V133H99ZM124 132H126V133H124ZM144 132L146 133V134H144ZM151 132V133H150ZM155 132L157 133L156 135H155ZM161 132H164V133H161ZM173 134H172V133ZM175 132V133H174ZM177 132V133H176ZM183 133V135H182V133ZM186 132H188V134L186 133ZM216 132V134H214ZM223 132V133H222ZM230 134H229V133ZM240 132V133H239ZM26 133H30V134H26ZM32 133V134H31ZM42 133H44V134H42ZM46 133V134H45ZM51 133V135H49V134ZM64 133V134H63ZM73 133V134H72ZM81 133V134H80ZM103 133V134H102ZM109 133V134H108ZM118 133V134H117ZM137 133H140V134H138L137 135ZM149 133H150V136H149ZM161 133V134H160ZM180 133V136L178 135ZM190 133V134H189ZM194 133V134H193ZM212 133H213V135H212ZM234 133V134H233ZM243 135H242V134ZM2 134V135H1ZM11 134H13V135H11ZM21 134V135H20ZM39 134V135H38ZM111 134V135H110ZM113 134H115L114 135V137L112 136ZM121 134V135H120ZM152 134H153V136L155 135V137H153L152 136ZM172 134V135H171ZM187 134V135H186ZM199 134H201V136L199 135ZM220 134V135H219ZM222 134V135H221ZM227 134H228V136H231L230 138H228L227 137ZM237 134H239V135H237ZM7 135V136H6ZM28 135H29V138H28ZM42 135V136H41ZM52 135H54V137L52 136ZM64 135V136H63ZM68 135H69V138H68ZM71 135V136H70ZM76 135V136H75ZM81 135V136H80ZM91 135V136H90ZM101 135V136H100ZM104 135V136H103ZM116 135H117V138H116ZM120 135V136H119ZM142 135H144V137L142 138ZM148 135V136H147ZM158 135H162V136H160V137H158ZM169 135H170V137H169ZM182 135V136H181ZM194 136V137H192V136ZM209 135V136H208ZM219 135V136H218ZM226 135V136H225ZM62 136V137H61ZM67 136V138H64V137H66ZM77 136H80V137H77ZM85 136V137H84ZM100 136V137H99ZM108 136V137H107ZM128 136H130V137H128ZM135 136V137H134ZM137 136V137H136ZM138 136H141V138L140 137H138ZM147 136V137H146ZM184 136H185V138H184ZM196 136V137H195ZM197 136H198V138H197ZM207 136V137H206ZM211 136V137H210ZM216 136V137H215ZM217 136H218V138H217ZM223 136V137H222ZM224 136L226 137V139H228L227 141L225 140V138H224ZM233 136V137H232ZM16 137H17V140L15 141V139H16ZM34 137V138H33ZM51 137V138H50ZM77 137V138H76ZM86 137H89V138H87L86 139V141H84V139L86 138ZM98 137V138H97ZM109 137H111L113 140H111ZM119 137V138H118ZM123 137V138H122ZM162 137V138H161ZM180 137V138H179ZM183 137V138H182ZM189 137V138H188ZM212 137H214V138H212ZM236 137V138H235ZM241 137V138H240ZM11 138V139H10ZM28 140H30V141H28ZM53 138V139H52ZM59 138V139H58ZM63 138H64V141H62L63 140ZM72 140H71V139ZM94 138V140H92ZM123 140V141H121V139ZM129 138V139H128ZM132 140H131V139ZM134 138H135V140H134ZM146 138V139H145ZM148 138V139H147ZM150 138V139H149ZM163 139V140H161V139ZM174 138V139H173ZM187 138V139H186ZM194 138V139H193ZM199 138H201L200 140H199ZM203 138H204V140H203ZM207 138H209V139H207ZM221 138V139H220ZM233 138H235V140L233 139ZM4 139H6V140H4ZM24 139V140H23ZM25 139H26V141H25ZM37 139H38V141H37ZM42 139V140H41ZM46 139V140H45ZM49 139H51V142H56V141H58V142H56L55 144L54 143H52L51 144V142H50V140ZM62 139V140H61ZM67 139V140H66ZM80 139H81V141H80ZM89 139V140H88ZM90 139H91V141H90ZM103 139H104V141H103ZM116 140V142H115V140ZM140 139H143V140H140ZM152 139V140H151ZM155 139V140H154ZM168 139V140H167ZM173 139V140H172ZM182 139H184V140H182ZM193 139V140H192ZM197 139V140H196ZM206 139H207V142H206ZM9 140H11V141H9ZM13 140V141H12ZM20 140V141H19ZM49 140V141H48ZM62 141L61 143H60V141ZM71 141L70 143H69V141ZM88 140V141H87ZM99 140V141H98ZM108 140V141H107ZM111 140V141H110ZM117 140H118V142L120 143H118L117 142ZM125 140V141H124ZM145 140H147V141H149L148 143L149 144H146V142L147 141H145ZM158 140V141H157ZM180 140H182L181 142H179ZM202 140V141H201ZM208 140L210 141L211 140V142H209L208 143ZM232 140V141H231ZM237 140L239 141V142H237ZM18 141V142H17ZM36 141V142H35ZM47 141V142H46ZM66 141V142H65ZM75 141V142H74ZM78 141L79 142H82V144L80 143H78ZM84 141V142H83ZM93 141V142H92ZM107 141V142H106ZM112 141H114V143H116V144H114L115 145V150H114V146H113V143L111 144L110 142H112ZM131 141H133V142H131ZM141 141V142H140ZM155 141V142H154ZM163 141V143H160V142H162ZM167 141V142H166ZM195 141V142H194ZM196 141H200L199 143H197ZM219 141V142H218ZM220 141H221V143H220ZM17 142V143H16ZM26 142V143H25ZM30 142V143H29ZM65 142V143H64ZM124 142H126V143H124ZM142 142L145 144H142ZM150 142H151V144H153V146L150 144ZM166 144H165V143ZM184 142H186V143H184ZM214 142H216V145H215V143ZM224 142H225V144H224ZM18 143H20V144H18ZM29 143V144H28ZM37 143V144H36ZM40 143H41V145H40ZM58 143V144H57ZM64 143V144H63ZM71 143H73V144H71ZM74 143H76L75 145H78V146H71V145H74ZM85 143V144H84ZM96 144V146L94 145V144ZM118 143V144H117ZM123 143L124 144H126V145H124L123 146ZM129 145H128V144ZM135 144V145H133V144ZM159 143H160V145H162V146H160L159 145ZM169 143V144H168ZM178 143H179V145H178ZM197 144V146H196V144ZM203 143V144H202ZM229 143V144H228ZM232 143V144H231ZM237 143V144H236ZM17 144V145H16ZM50 144V145H49ZM59 144H60V146H59ZM71 144V145H70ZM86 144H89V146H86ZM112 145V146H107V145ZM144 145V146H141V145ZM164 144V145H163ZM168 144V145H167ZM172 144H173V146H172ZM177 144V145H176ZM182 144H184L183 146H182ZM185 144H188V145H185ZM194 146H193V145ZM200 144V145H199ZM217 144H218V146H217ZM220 144V145H219ZM47 145H48V147H47ZM53 145V146H52ZM68 145V146H67ZM83 145L84 146H86L85 148L83 147ZM103 145V146H102ZM131 145V146H130ZM137 145V146H136ZM140 147H139V146ZM148 145H150V146H148ZM166 145V146H165ZM176 145V146H175ZM190 145H192V146H190ZM211 145V146H210ZM234 145V146H233ZM237 145V146H236ZM53 147V148H51V149H54V150H50V147ZM61 146H62V148H61ZM64 146V147H63ZM67 146V147H66ZM82 146V147H81ZM118 146V147H117ZM124 147V148H122V147ZM129 146V147H128ZM148 146V147H147ZM152 146V147H151ZM164 146V148H161V147H163ZM183 148H182V147ZM188 146V147H187ZM217 146V147H216ZM35 147V148H34ZM40 149H39V148ZM56 147V148H55ZM72 147H74L75 148V150L76 149H78L77 147H80V149H78L77 151H76V154H80V153H82V155H83V153H84V155H85V153L86 152H88V153H86L87 155L89 154V152L92 154V155H88V158H87V156H86V159H88V160H84L85 159V157L84 156H82L81 154V156L79 157L78 155H75V154H73V157H72V154L71 153H74L75 152V150H74V148H72ZM93 147V148H92ZM98 147V148H97ZM108 147L110 148V149H108ZM111 147L113 148V149H111ZM130 149V152L132 151V155H131V153L130 152H125V154H123V152H124V150L123 149H125V151H129V149ZM132 147V148H131ZM136 147V148H135ZM145 147V148H144ZM150 147H151V150H150ZM169 147V148H168ZM176 147H178V148H176ZM192 147V148H191ZM197 147V148H196ZM207 147V148H206ZM219 147V148H218ZM233 147V148H232ZM240 147V148H239ZM48 148V149H47ZM86 148H88L90 151H88V149H86ZM97 148V149H96ZM127 148V149H126ZM139 148V149H138ZM154 148V149H153ZM172 148V149H171ZM180 148V149H179ZM189 148V149H188ZM191 148V149H190ZM228 148H229V150H228ZM30 149L31 150H34L33 152L32 151H30ZM61 149V150H60ZM64 149V150H63ZM73 149V150H72ZM83 149H84V151H83ZM132 149V150H131ZM146 149V150H145ZM171 149V150H170ZM182 149V150H181ZM186 149V150H185ZM197 149V150H196ZM202 149V150H201ZM211 149V150H210ZM39 150V151H38ZM50 150V151H49ZM74 151V152H72V151ZM103 150V151H102ZM106 150H108L107 152H106ZM109 150H110V152H109ZM117 150V153H119V155L120 154H123V156L122 155H120V156H122V157H120L117 153H116V155L117 156H119L120 158H118L117 159V156L115 155V158L113 157L114 156V154H115V152L114 151H116ZM119 150H123L122 151V153H120V151ZM133 150H136V152L135 151H133ZM140 152H139V151ZM142 150H145V152H147V153H145L144 151H142ZM163 150V151H162ZM166 150V151H165ZM176 150V151H175ZM178 150V151H177ZM180 150V151H179ZM193 150H195V151H193ZM215 152H214V151ZM8 151V152H7ZM20 151V152H19ZM69 153H68V152ZM82 151V152H81ZM92 151V152H91ZM99 153H98V152ZM106 153H108V154H106ZM138 151V152H137ZM149 151H151L150 152V154L148 153ZM155 151V152H154ZM191 151V152H190ZM211 151V152H210ZM228 151H229V153H230V155H229V153H228ZM245 151V152H244ZM23 152V153H22ZM54 152V153H53ZM67 152V153H66ZM112 152H114V154L112 153ZM153 152H154V154H153ZM163 152V153H162ZM170 152V153H169ZM176 152V153H175ZM181 152V153H180ZM188 152V153H187ZM193 152V153H192ZM198 152V153H197ZM209 152V153H208ZM59 153H61V155L59 156ZM103 153H105L107 156L104 158L103 156L105 155H103ZM110 153H112V154H110ZM126 153L128 154L127 156H126ZM135 153L138 155V156H140V159L142 160H139L138 159V156L137 155H135ZM167 153H169V155L170 156H168V154ZM175 153V154H174ZM178 153H179V155H178ZM184 153V154H183ZM187 153V154H186ZM12 154H13V156H12ZM55 154V155H54ZM67 155V157H65L66 155ZM69 154H71V155H69ZM93 154H96V155H93ZM102 155V157L100 156V155ZM142 154V155H141ZM147 154V155H146ZM156 154V155H155ZM180 154H182L181 156H180ZM186 154V155H185ZM205 154V155H204ZM210 154V155H209ZM215 154V155H214ZM228 154V155H227ZM235 154V155H234ZM8 155V156H7ZM14 155L16 156V157H14ZM57 155H58V157H57ZM69 155V156H68ZM129 155H130V157H129ZM150 155H152L153 157H151L150 158ZM154 155H155V157L156 158H154ZM162 155V156H161ZM199 155V156H198ZM227 157H226V156ZM28 156H30V157H28ZM71 156V157H70ZM79 157L80 159H78V158H76V157ZM90 156V157H89ZM91 156L92 157H94V158H91ZM112 156V157H111ZM142 156V157H141ZM146 156H149V157H146ZM173 156V157H172ZM177 156V157H176ZM189 156V157H188ZM192 156H193V158H194V160H193V158H192ZM225 156V157H224ZM229 156H231V157H229ZM234 156V157H233ZM237 158H236V157ZM23 157V158H22ZM27 157V159H25ZM31 157H32V159H31ZM56 157L59 159H56ZM70 157V158H69ZM108 157L110 158V159H108ZM125 157V158H124ZM134 157H136L135 159H133ZM161 157H163V159H161ZM167 157V158H166ZM168 157H170V158H168ZM181 157V158H180ZM184 157L186 158V160L188 161H186L185 159H184ZM196 157V158H195ZM207 157H208V160H207ZM215 157V158H214ZM29 158V159H28ZM47 160H46V159ZM61 158V159H60ZM62 158H64V159H62ZM65 158H69L70 159V163H68V161H67V159H65ZM72 158H73V160H77V161H72ZM102 158H104V161H103V159ZM107 158V159H106ZM122 158V159H121ZM128 160H127V159ZM146 158V159H145ZM160 158V159H159ZM178 158V159H177ZM212 160H211V159ZM217 158V159H216ZM229 158H230V160H229ZM235 158V159H234ZM83 161H82V160ZM89 159L90 160H93L96 164H92L93 165V167H92V165L90 164V165H88L89 163H94L93 161H90L89 162ZM102 159V160H101ZM120 159V161H118ZM148 159H151L150 161L151 162H149V160ZM154 159V160H153ZM168 159H174V162H172V161H170V160H168ZM197 159H199V160H197ZM202 159V160H201ZM220 159H222V162H221V160ZM13 160V161H12ZM63 160V161H62ZM81 160L82 162H80V164H81V166H80V164H78L79 163V161ZM106 160H108V162H106ZM109 160H110V162L111 161H114L113 163L111 162V164H114V163H117L119 166L120 165H122V166H120V168H119V170H118V167L116 168V165L114 166V170L112 169L111 170V164H110V162H109ZM122 160H127V162L125 161L124 163H123V161ZM137 160V161H136ZM138 160H139V162H138ZM144 160V161H143ZM146 160L148 161L147 163H148V165H147V163H146ZM159 160V161H158ZM162 160V161H161ZM163 160H165L164 162H163ZM167 160V161H166ZM177 160V161H176ZM186 162H185V161ZM201 160V161H200ZM205 160H207V161H209L208 163H206V161ZM214 160V161H213ZM223 160H225V161H223ZM24 161H25V164H24ZM136 161V162H135ZM157 161V162H156ZM181 161H182V164H181ZM184 161V162H183ZM191 162V164L192 165H190V162ZM200 163H199V162ZM211 161L212 162H214L213 163V166H212V164H209V163H211ZM217 161V162H216ZM238 161V162H237ZM21 162V163H20ZM74 162V163H73ZM77 162V163H76ZM102 164H104V165H102ZM120 162H122V163H120ZM132 162H133V164H132ZM146 164H145V163ZM152 162H154L153 163V165L152 164H149V163H152ZM161 164H160V163ZM169 162V163H168ZM172 162V164H170ZM180 162V163H179ZM195 162V163H194ZM197 162V163H196ZM202 162V163H201ZM64 163H67L66 165L68 166V168L66 167V169H62V168H65L64 166H65V164ZM83 163H85V165H86V167H85V165H83L82 166V164ZM88 163V164H87ZM105 163H108V165L106 164V166H105ZM120 163V164H119ZM127 163H128V166H127ZM130 163H131V165H130ZM140 163H142V164H140ZM144 163V164H143ZM156 163H159V165L158 164H156ZM163 163H165V164H167V166H170V167H167L165 164H163ZM174 163H176V164H174ZM184 163V164H183ZM186 163V164H185ZM199 163V164H198ZM216 163V164H215ZM231 163V164H230ZM51 164H54V165H51ZM70 164V165H69ZM73 164V165H72ZM75 164V165H74ZM78 164V165H77ZM98 164V165H97ZM138 164H139V166L141 167V168H139L138 167ZM154 164H156V165H154ZM180 165L182 168H179L180 166H177V165ZM196 164V165H195ZM200 164H203V165H208V166H206V167H209L210 165L212 166V168H209V169H206V167L205 166H201ZM216 166H215V165ZM238 164V165H237ZM72 165V166H71ZM109 165H110V167H109ZM135 165V166H134ZM142 165H144L145 167H143ZM165 165V170H164V167L163 166ZM175 166V173H174V171H173V168H171V166ZM188 165H189V167H188ZM226 165V166H225ZM75 166V167H74ZM90 166H91V168H90ZM94 166H95V168H94ZM105 168H107L108 169V171L107 172H111V174H110V172L108 173V176H109V179H108V176L106 175V173L103 171V169H105ZM132 166V167H131ZM146 166H147V168H146ZM152 168L153 167V169H151L150 167ZM160 166V167H159ZM185 166H187V167H185ZM193 166V167H192ZM199 166V167H198ZM227 166H228V168H230L229 170H228V168H227ZM39 167V168H38ZM52 167V168H51ZM54 167H56V168H54ZM71 167V168H70ZM76 167H77V169H80L79 170V172L76 170ZM81 167V168H80ZM103 167V168H102ZM112 167H113V165H112ZM124 167V168H123ZM185 167V168H184ZM195 167V168H194ZM201 167V168H200ZM203 167H204V169H203ZM225 167V168H224ZM237 167H238V169H237ZM34 168V169H33ZM37 168H38V170H37ZM72 168H74L75 170H73ZM86 168H88V172H92L91 173V175H90V173L88 174V172H86L85 170H87ZM100 168H101V171H103V172H100ZM126 168H128L127 170L129 171L131 168H133V169H131L130 171L132 172H128V171H126L125 169ZM139 168V169H138ZM143 168H146V169H143ZM150 168V169H149ZM157 168H161L160 169V171H156V170H159V169H157ZM162 168H163V170H162ZM168 168L169 169H171V171H173V172H171L170 170H168ZM198 168H200L199 170H201V172H202V174H201V172L199 173L198 172ZM83 170V172H85V174L82 172V170ZM93 169H94V171H95V174L97 175V174H99L100 173V175H97L98 177H96V179H97V182L96 183H92L91 184V182H95V178L93 177V176H95V174H93ZM99 169V170H98ZM125 170V172H124V170ZM179 169V170H178ZM183 169V170H182ZM185 169H186V171H185ZM189 169V170H188ZM206 169V170H205ZM226 169V170H225ZM235 169V170H234ZM46 170V171H45ZM60 170V171H59ZM68 170H69V172L70 171H72V172H70V173H72V175H73V173H80V174H82L81 175V178L82 179H84V180H82L80 177H78V176H80V175H78V174H76V176L74 177V175L72 176V175H70V173L68 174V173H65V172H68ZM91 170V171H90ZM116 170V171H115ZM117 170L120 172V170H122L121 171V173L123 172V174H119L120 175V177L121 178H119L118 176V173L119 172H117ZM138 170V171H137ZM140 170V171H139ZM146 170V171H145ZM149 170V171H148ZM152 170V171H151ZM168 171V173L170 172V174H168L167 173V171ZM182 170V171H181ZM192 170V172H191V176L189 175L190 174V171ZM195 171V173H193L194 171ZM213 170V171H212ZM232 170V171H231ZM76 171V172H75ZM105 171H106V169H105ZM113 171H115L114 173L115 174H113ZM163 171V172H162ZM165 171V172H164ZM181 173H180V172ZM208 171H210V173L208 172ZM227 171H229V172H227ZM99 172V173H98ZM147 172V173H146ZM150 172H151V174H150ZM154 174H153V173ZM162 173V176L160 175L161 173ZM204 172V173H203ZM206 172V173H205ZM86 173H87V175H86ZM106 175V176H104V174ZM172 173V174H171ZM174 173V174H173ZM178 173H180V174H178ZM183 173H186V174H188L186 177H188L187 178V181H185V179L186 178H184L185 177V175L183 174ZM197 173V174H196ZM207 173H209V174H207ZM212 173H213V176L214 177H211L212 176ZM228 173V174H227ZM230 173V174H229ZM49 174V175H48ZM63 174V175H62ZM66 174H68L67 176H66ZM92 174H93V176H92ZM125 174V175H124ZM127 174V175H126ZM133 176H132V175ZM144 174V175H143ZM166 176H165V175ZM178 174V176H179V178H183V182H181V179H179L176 175ZM194 174H196V175H194ZM199 174V175H198ZM203 174H204V176H203ZM217 174V175H216ZM234 174V175H233ZM51 175V177H53L54 176V178H51V177H49ZM59 177H58V176ZM71 176V178H70V176ZM83 175H85L84 176V178H83ZM111 175V176H110ZM116 175V176H115ZM122 175H124V176H122ZM164 175V176H163ZM206 175L208 176L207 178H206ZM209 175H210V177H209ZM219 175V176H218ZM230 177V175H231V178L230 179H228V176ZM46 176V177H45ZM60 176H61V179H60ZM65 176H66V178H65ZM87 176V177H86ZM89 176L91 177V178H93L94 179V181H92L91 179L89 180L88 178H89ZM112 176H113V178H112ZM114 176H115V178H114ZM126 176V177H125ZM128 176V177H127ZM131 176H132V179H131ZM142 176V177H141ZM144 176V177H143ZM171 176V177H170ZM177 178H175V177ZM183 176V177H182ZM192 176H193V178H192ZM194 176H196V177H198V179L197 178H195V180H194ZM224 176V177H223ZM227 176V177H226ZM73 177L76 179V178H79L80 179V181L81 182H79V180H74L73 179ZM100 177H102V178H100ZM111 177V178H110ZM163 177V178H162ZM173 177H174V179H173ZM201 177V178H200ZM204 177V178H203ZM19 178V179H18ZM36 178V183L34 182L35 179ZM70 178V179H69ZM85 178H87V179H85ZM124 178V179H123ZM130 178V179H129ZM148 178V179H147ZM189 178H191V181H190V179ZM205 178H206V180H205ZM209 178H210V180H209ZM47 179V180H46ZM101 179V180H100ZM104 179V180H103ZM113 179V180H112ZM208 179V180H207ZM220 179V180H219ZM23 180H25V183L26 184H24V181ZM28 180H29V182L31 183V181L30 180H32V183L30 184L29 182H28ZM37 180H38V183H37ZM55 180V181H54ZM86 180H87V182H86ZM109 180H111V181H109ZM123 180H125L124 181V185H123ZM133 180V181H132ZM201 180V181H200ZM212 180V181H211ZM215 180V181H214ZM10 181V182H9ZM12 181H14L15 183H13ZM62 181V182H61ZM132 181V182H131ZM154 181H155V183H154ZM189 181V183H186V182H188ZM198 181V182H197ZM207 181V182H206ZM219 181V182H218ZM6 182V183H5ZM9 182V184H7ZM18 182H19V184H21V185H19L18 184ZM20 182H22V183H20ZM28 182V183H27ZM48 182V183H47ZM59 182H60V185L62 186V188H63V186H64V190L61 188V186L59 185ZM89 182V183H88ZM101 182H103V185H102V183ZM127 182H130V184H127ZM180 182V183H179ZM199 182H201V183H199ZM203 182V183H202ZM223 184H222V183ZM226 182H228V183H226ZM4 183V184H3ZM44 183V184H43ZM54 183H55V185H54ZM65 183V184H64ZM89 184V186H88V184ZM101 183V184H100ZM138 183H139V185H138ZM141 183V184H140ZM185 183H186V185H185ZM193 185H192V184ZM196 185H195V184ZM14 184L16 185V186H14ZM28 184H30V185H28ZM35 186H34V185ZM46 184V185H45ZM93 184H94V186H93ZM183 184V185H182ZM206 184V185H205ZM208 184V185H207ZM6 185H8V186H6ZM24 185H25V187H24ZM28 185V186H27ZM66 185H67V187H68V185H69V187H68V190L70 191L69 192V195H66V193H68V190H67V192H66ZM79 185H80V187H79ZM128 185V186H127ZM133 185L135 186V187H133ZM189 185H192V186H194L193 188H194V190H192V192H190L191 190H190V187H187V186H189ZM205 185V186H204ZM228 185V186H227ZM46 186V187H45ZM58 186H59V188H58ZM116 186V187H115ZM198 186V187H197ZM201 186V187H200ZM222 187V189H221V187ZM28 187H29V190H28ZM35 187H36V189H35ZM37 187H38V189H37ZM137 187V188H136ZM151 187V188H150ZM206 187H208V188H206ZM215 187V189H213ZM58 188V189H57ZM72 188V189H71ZM81 188V189H80ZM84 188H87V189H84ZM179 188V189H178ZM205 188V189H204ZM211 189V191H209L210 189ZM5 189H6V191H7V189H8V191L6 192L5 191ZM30 189H32V190H30ZM47 189V190H46ZM51 189V190H50ZM59 189H61V191L59 192ZM74 189V190H73ZM91 189V190H90ZM116 189V190H115ZM148 189V190H147ZM153 189V190H152ZM187 189V190H186ZM189 189V190H188ZM191 189H192V187H191ZM196 189H197V193H196ZM15 190H17V191H15ZM23 190V191H22ZM26 190V191H25ZM37 190V191H36ZM39 190V191H38ZM50 190V191H49ZM57 190V191H56ZM87 190H89L88 192H87ZM132 190V191H131ZM208 190V191H207ZM29 191H31V192H29ZM41 191V192H40ZM63 191V192H62ZM74 191V192H73ZM93 191H94V194H93ZM153 191V192H152ZM214 191V192H213ZM41 194H39V193ZM43 192H45V193H47L48 195H46L45 194V196H42V193ZM54 192H56V193H54ZM66 192V193H65ZM71 192H73V193H71ZM77 192H79V194L77 193ZM86 192V193H85ZM89 192H92V195L89 193ZM105 192V193H104ZM110 192V193H109ZM144 192V193H143ZM206 192H208V193H206ZM221 192V193H220ZM5 193V194H4ZM9 193V194H8ZM10 193H12V194H10ZM30 193H33L35 196H34V198H33V194L32 195H30ZM51 193H52V195H51ZM77 193V194H76ZM95 193H97V196H96V194ZM215 193V194H214ZM8 194V195H7ZM23 194V195H22ZM30 196H29V195ZM50 194V195H49ZM55 194H57V195H55ZM77 195V196H75V195ZM86 194V195H85ZM99 194V195H98ZM147 194H148V196H147ZM151 194V195H150ZM200 194V195H199ZM24 195H28L27 197H25ZM40 195V196H39ZM43 195H44V193H43ZM88 195H91V196H89L88 197ZM150 195V196H149ZM197 195V196H196ZM242 195V196H241ZM13 196V197H12ZM17 196V197H16ZM39 196V197H38ZM94 196H96L97 198H95ZM214 196V197H213ZM6 197V198H5ZM11 197V198H10ZM15 197V198H14ZM19 197V198H18ZM36 197V198H35ZM49 199H48V198ZM75 197V198H74ZM79 197V198H78ZM115 197H117V198H115ZM155 197V198H154ZM191 197V198H190ZM198 197V198H197ZM12 198L14 199V201H12ZM21 198V199H20ZM45 198H46V200H45ZM153 198V199H152ZM11 199V200H10ZM28 199V200H27ZM35 199V200H34ZM150 199H152V200H150ZM158 199H159V201H158ZM190 199V200H189ZM192 199V200H191ZM197 199V200H196ZM6 200V201H5ZM10 200V201H9ZM150 202H148V201ZM156 202H155V201ZM6 203H5V202ZM28 201V202H27ZM31 201H33V202H31ZM50 201V202H49ZM129 201H132V202H129ZM135 202V204H138V206L136 205L135 206V204H134V202ZM154 203H152V202ZM30 202V203H29ZM34 202H35V204H34ZM42 202V203H41ZM59 202V203H58ZM130 204H129V203ZM197 202V203H196ZM0 203V204H1ZM16 203V204H15ZM29 203V204H28ZM117 203H120V204H117ZM122 203V204H121ZM124 203H126L125 205H127L128 204V206H130V208H132L131 210H127V209H130V208H128V206H126L127 208H124ZM133 203V204H132ZM152 203V204H151ZM159 203H161V204H159ZM15 204V205H14ZM26 204V205H25ZM40 204H41V207H39L40 206ZM110 204H112V205H110ZM156 204V205H155ZM203 204V205H202ZM7 205V206H6ZM8 205H9V207H8ZM63 205V206H62ZM118 205L120 206V207H118ZM122 205H124L123 207H122ZM131 205H134L135 207H133V206H131ZM146 205H147V207H146ZM148 205H150L151 207H148ZM202 205V206H201ZM19 206V207H18ZM99 206V207H98ZM113 208H112V207ZM116 206V207H115ZM154 206V209L152 208ZM52 207V208H51ZM54 207V208H53ZM58 207H59V209H58ZM90 207V208H89ZM94 207V208H93ZM118 207V208H117ZM123 208V210H122V208ZM202 207V208H201ZM65 208V209H64ZM110 208H111V210H110ZM119 208H121V209H119ZM134 208V209H133ZM139 208V209H138ZM33 209V210H32ZM53 209H54V211H53ZM157 209V210H156ZM34 210H35V212H34ZM42 210L43 211H45V213L44 212H42ZM52 210V211H51ZM68 210V211H67ZM71 210V211H70ZM95 210V211H94ZM97 210V211H96ZM106 211V212H105ZM116 211V212H115ZM130 211V212H129ZM131 211H132V213H131ZM48 212V213H47ZM101 212H103V213H101ZM110 212H112V213H110ZM126 212V213H125ZM157 212V213H156ZM75 213V214H74ZM106 213V214H105ZM108 213V214H107ZM116 215H115V214ZM175 213V214H174ZM78 214V215H77ZM101 214H102V216H101ZM112 214V215H111ZM127 215V217H126V215ZM167 215H169L168 216V218H167ZM175 215V216H174ZM157 216V217H156ZM39 217V218H38ZM70 217V218H69ZM155 217V218H154ZM61 218V219H60ZM74 218V219H73ZM77 218V219H76ZM37 219V220H36ZM40 221H39V220ZM93 219V220H92ZM162 219V220H161ZM42 221V222H41ZM207 223V224H206ZM53 224V225H52ZM201 224H203V225H201ZM217 224V225H216ZM207 225V226H206ZM214 225V226H213ZM216 225V226H215ZM26 226V227H25ZM206 226V227H205ZM239 226V227H238ZM104 227V228H103ZM185 227H187V228H185ZM192 229H191V228ZM66 228H69V229H71L72 230V235H76L75 236V238H73L72 240H69V239H66V240H64V239H58V238H55V236H58V235H60L59 233H57V232H60V231H63V229H66ZM184 228V229H183ZM196 228V229H195ZM205 228V229H204ZM215 228V229H214ZM6 229V230H5ZM165 229V230H164ZM179 231H178V230ZM183 230V231H181V230ZM187 229V230H186ZM190 229V230H189ZM212 229V230H211ZM3 230H5L4 232H3ZM8 230V231H7ZM185 230L187 231V232H185ZM201 232H199V231ZM202 230V231H201ZM211 230V231H210ZM236 230V231H235ZM7 231V232H6ZM25 231V232H24ZM42 233H41V232ZM74 231H76V232H74ZM165 231V232H164ZM215 233H214V232ZM218 231V232H217ZM164 232V233H163ZM206 232V233H205ZM2 233V234H1ZM5 233V234H4ZM7 233V234H6ZM172 235H171V234ZM213 233V234H212ZM219 233V234H218ZM164 234V235H163ZM196 234V236L194 237V235ZM198 234V235H197ZM200 234V235H199ZM217 234V235H216ZM220 234H223V235H220ZM239 234V235H238ZM6 237H5V236ZM12 235V236H11ZM120 235V236H119ZM147 235V236H146ZM211 235H213V238H215L216 237V239H217V241H216V239H213V238H211ZM216 235V236H215ZM238 235V236H237ZM1 236H2V238H1ZM198 236V237H197ZM222 237L221 239H219V238H217V237ZM238 238H237V237ZM25 237V238H24ZM28 237V238H27ZM94 237V238H93ZM165 237V238H164ZM175 237V238H174ZM184 237V238H183ZM202 237V238H201ZM225 239H224V238ZM235 237V238H234ZM19 238V239H18ZM91 238V239H90ZM95 238H97V241L95 240ZM188 238V239H187ZM197 238V239H196ZM199 238V239H198ZM210 238V239H209ZM2 239V240H1ZM44 239H46L47 241H44ZM102 239H104V240H102ZM106 239V240H105ZM165 239V240H164ZM214 242H216V244H217V248L219 247V246H221V248L219 249H216L215 250V252L214 253H212V255H209L210 254V247L212 248V244H213V241ZM231 239V240H230ZM98 240H100V241H98ZM167 240V241H166ZM182 240H184L183 242L185 243H182ZM197 240H198V242H197ZM201 240V241H200ZM204 240V241H203ZM206 240H208L207 242H209L210 244L209 245H207V246H204V243H205V241ZM221 240V241H220ZM234 240V241H233ZM242 240H243V242H242ZM33 241V242H32ZM37 241V242H36ZM103 243H102V242ZM104 241H106L105 242V245H104ZM109 241V242H108ZM142 241V243H140ZM143 241H145L144 243H143ZM173 242V243H171V242ZM224 241V242H223ZM237 241V242H236ZM102 243V245L100 244V243ZM125 242V243H124ZM148 242H149V244H148ZM166 242L167 243H171V245L172 244H174V245H170V244H166ZM181 242V243H180ZM191 242H192V244H191ZM202 242H204V243H202ZM233 242V243H232ZM35 243V244H34ZM37 243V244H36ZM39 243V244H38ZM80 243V244H79ZM88 243V244H87ZM112 243V244H111ZM219 243V244H218ZM224 245H223V244ZM106 244L108 245V246H106ZM124 246H123V245ZM140 244V245H139ZM143 244V245H142ZM148 244V245H147ZM221 244V245H220ZM232 244V245H231ZM234 244V245H233ZM16 245V246H15ZM25 245V246H24ZM99 245H100V248H99ZM110 245V246H109ZM149 245H151V246H149ZM211 245V246H210ZM227 245V246H226ZM21 247V248H19V247ZM96 246H97V248H96ZM106 246V247H105ZM119 246H120V248H121V251H119ZM133 246V247H132ZM141 246H144V248H142ZM210 246V247H209ZM232 246H233V248H232ZM238 246V247H237ZM14 247V248H13ZM19 249H21V250H19ZM53 247H55V248H53ZM95 247V248H94ZM103 247H104V249L105 250H103ZM110 247V248H109ZM126 247H128L129 248V250H127V248ZM182 247H184L183 249H182ZM191 247H192V249H191ZM231 247V248H230ZM6 248V249H5ZM110 249V251H109V249ZM124 248V249H123ZM138 248V252L136 251V249ZM177 248V249H176ZM11 249H13V250H11ZM94 249H96L95 251H94ZM127 250V252H126V250ZM134 249V250H133ZM173 249H174V251H173ZM208 251H207V250ZM210 249V250H209ZM15 250V251H14ZM87 250V251H86ZM104 251L105 253L107 252V254H103L102 253V251ZM124 250H125V252L126 253H128L127 255H128V257H126V253H125V255L123 254L124 253ZM143 252V254H142V252ZM145 250V251H144ZM186 250V251H185ZM194 250V251H193ZM203 250V251H202ZM205 250H206V252H205ZM221 250H223V251H221ZM226 250V251H225ZM234 250V251H233ZM235 250H236V252H238V253H236L235 252ZM19 251V252H18ZM20 251H22V252H20ZM94 251V252H93ZM131 251H133V253L131 252ZM134 251H136L135 252V255H136V253H137V255H138V257L140 258L141 257V259H139V258H136L137 257V255H136V257H135V255H134ZM160 251V252H159ZM168 251V252H167ZM170 251H171V253H170ZM192 251V252H191ZM202 251V252H201ZM92 252V253H91ZM101 253L102 254V256H104L105 255V257L104 258H106V259H102V258H100V257H102V256H100L99 255V253ZM117 252V253H116ZM139 252H140V254H139ZM146 252H147V254H146ZM185 252V253H184ZM187 252V253H186ZM195 252V253H194ZM200 252L201 253H203V254H201L200 255ZM67 253V254H66ZM79 253V254H78ZM81 253V254H80ZM90 253V254H89ZM98 253V254H97ZM108 253L110 254V253H115V255L114 254H110V255H112V257L111 258H107V255H108ZM149 253V254H148ZM174 253H175V256H173L174 255ZM189 253V254H188ZM196 253L197 254H199V256H200V259L198 258L199 256L198 255H196ZM27 254V255H26ZM92 254L93 255H95V257L94 256H92ZM167 254V255H166ZM170 254V255H169ZM172 254V255H171ZM183 254V255H182ZM188 254V255H187ZM235 254V255H234ZM18 255V256H17ZM68 255H70V256H68ZM73 255H74V257H73ZM78 255V256H77ZM82 255V256H81ZM96 255H97V257H96ZM116 255H117V257H116ZM122 255V256H121ZM131 255V256H130ZM132 255H133V257H134V259L135 260H133V257H132ZM148 255H150V256H148ZM153 255V256H152ZM165 255V256H164ZM193 255H196V258H195V256H193ZM204 255H206V256H204ZM224 255V256H223ZM80 256V257H79ZM118 256H119V258H118ZM143 256H146V257H143ZM178 256V257H177ZM194 257L195 258V260H193V258H188V257ZM198 256V257H197ZM224 258H223V257ZM236 256V257H235ZM23 257V258H22ZM71 257L73 258V259H71ZM90 257H94V258H90ZM108 257H110L109 255H108ZM115 257V258H114ZM120 257L122 258V259H120ZM125 259H124V258ZM130 257H132V259H130ZM151 257V258H150ZM161 257V258H160ZM167 257L169 258V259H167ZM172 257H175L174 259L172 258ZM185 257V258H184ZM96 258H97V260H96ZM99 258V259H98ZM112 258H114V259H112ZM145 258V259H144ZM165 258V259H164ZM178 258H179V260H178ZM186 258H188V259H186ZM76 259L78 260V261H76ZM79 259H80V261H79ZM85 259V260H84ZM90 259V260H89ZM117 259H119V261H117ZM127 259V261H126V263H123V262H125V261H123L122 262V260H126ZM128 259L129 260H132V261H134V262H132L131 261V263H130V261H128ZM138 259V260H137ZM154 261V262H152V260ZM161 259H164V260H161ZM184 259V260H183ZM196 259H198V260H196ZM221 259V260H220ZM235 261H234V260ZM84 260V261H83ZM91 260H93V261H91ZM107 260V261H106ZM112 260V261H111ZM147 260H149V262L147 263L146 261ZM171 260H173V262H171ZM177 260V261H176ZM189 260V261H188ZM73 261V262H72ZM97 261V262H96ZM111 261V262H110ZM145 261V262H144ZM151 261V262H150ZM160 261V262H159ZM197 261V262H196ZM198 261H200V262H198ZM95 262V263H94ZM118 262H122V263H118ZM156 262V263H155ZM171 262V263H170ZM88 264H90V263H88Z\"/></svg>","mask_w":264,"mask_h":264},{"label":"bare ground","instance_id":"2","mask_svg":"<svg viewBox=\"0 0 264 264\" xmlns=\"http://www.w3.org/2000/svg\"><path fill=\"white\" fill-rule=\"evenodd\" d=\"M2 1V0H1ZM10 1V0H9ZM8 0L6 1L7 3L9 2ZM12 1V0H11ZM21 1V0H20ZM20 1H19V3H20ZM39 1V0H38ZM43 1V0H42ZM91 1V2H90ZM100 0H46V8H48L49 9V11L48 12H50V13H48L47 11H46V9H45V11L47 12H44V9L42 8V7H40V8H42L43 9V13H41L43 16L41 17V18H44V17H46V16H48V15H51V16H53V18L54 17H56V18H54V19H57V18H59L60 19V22H57V20H56V22L57 23H59L58 25H60V24H63L62 22H65V21H67V23L65 22V24H66V26H67V28L69 29V31L68 30H65V28H66V26H65V24H63L64 25V27H62V26H60L59 28H58V33L60 34L61 32H60V30L62 31H64L65 30V32H67L66 34H64L63 33V35L61 36L62 37V39L59 41L58 39H60V37H58V39L56 38V37H54V39H57L58 41H59V43L61 42V41H63L64 42V44H66L67 45V47H70V49L71 50H73L72 52H76L75 54H81V56H80V58L79 59H77L76 58V56L75 55H73V57L75 56V58H73V59H77V61L75 62V61H70V63L68 62L69 60H70V58H68L69 60L67 61V59L65 60V59H63V60H65V61H67L68 63H63L60 59V56H58V55H56V53H54V52H50V51H52L53 49L52 48H50L51 47V45H52V40L50 41L51 42V45H50V42H48L47 44H48V46L50 45V49L51 50H48L50 53H43V54H45V59H44V61L43 62H45V64L46 65H48L49 66V68H51V69H49V71L50 70H52V71H50L51 73H53V74H55L56 75V77H57V79H55V80H53L54 82L56 81V84H61L62 85V83H63V86L62 87H64V85H66V92H65V94H66V96L67 97H65V98H62V101H61V106H60V109H61V111L63 112L62 113V115H61V111H60V115L62 116V118H64L63 120L64 121H66L67 123H70V124H80L81 122H82V120H83V118H84V113L82 112V109H80V107H81V105H79L77 102L75 103L74 102V97H78L79 95H82V94H84V95H86V100H84V101H86L85 103H88V105L89 104H91L92 106L93 105H95V104H97L98 102H99V98L100 97H103V96H101V94H103L104 96H105V94H108L109 92H110V94H111V92H113L114 91V89H116V90H118L116 87H115V85L114 84H110V83H112V82H110L109 83V80H110V78L113 76V74H117V71L118 72H120V71H125V70H123L124 68L126 69V70H128L129 72H136L137 73V71H135V69L137 70V68H136V66H138V67H140V65H142L143 63H144V61L146 60L145 59V57L147 56V53L148 54H150L151 52H152V50H149L150 51V53H149V51L146 49V47H145V49L146 50H143V51H146V52H143L142 51V49L140 50V51H142L143 53H141V54H138V55H136L135 54V56L132 58V57H126V54H128L129 52H126L125 51V49H123L126 53L125 54H122L123 56L122 57H118V55H117V57H115V59L113 58L114 56L111 54V53H113V52H111V48L109 49V51H110V56L109 57H106V55H105V42L104 41H100V39H102L103 38V36H104V33H100V35L101 34H103V36H102V38H100V39H98V41L99 42H97V43H95V39H94V34L95 33H97V26H99V25H101L102 24V27L103 28H107V29H111V30H115L116 28H117V26L119 25V27H120V24L123 22V20H125V19H128L129 17H127V18H125L124 19V15L125 16H127V14L125 13V12H127V11H129L127 8V11H124V12H121V11H117V13H114L115 11H110V12H112L111 13V17L109 16L108 17V15L107 14H105V17H104V12L105 13H107L105 10H103V9H107V8H105L104 6V8L101 6V4L100 5H98L96 2H99ZM105 0H103V1H100V2H104ZM116 1V0H115ZM128 0H126V2H127ZM130 1V0H129ZM134 1H136V0H134ZM142 1V0H141ZM159 1V0H158ZM161 1V0H160ZM165 1V0H164ZM172 1H175V0H172ZM171 1V2H172ZM179 1V0H178ZM181 1V0H180ZM186 1V0H185ZM193 1H195V0H193ZM204 1H206V0H204ZM203 1V2H204ZM214 1H216V0H210V3H213ZM218 1V0H217ZM220 1V0H219ZM242 1V0H241ZM248 1V0H247ZM246 1V2H247ZM251 1V0H250ZM256 1V0H255ZM3 2V1H2ZM5 2V1H4ZM29 2V0L27 1V3ZM33 2H34V0H33ZM37 2V1H36ZM40 2V1H39ZM111 2H114V1H111ZM122 2V1H121ZM120 2V3H121ZM136 2H138V1H136ZM162 2V1H161ZM161 2H159V3H161ZM169 2V1H168ZM167 2V3H168ZM171 2L170 3H168V4H170V6H171V8H172V5L175 3L176 4V1L175 2H173V4L171 5ZM189 2V1H188ZM197 2V1H196ZM249 2V1H248ZM11 3V2H10ZM15 3V2H14ZM21 3H22V1H21ZM24 3H26V2H24L23 1V3H22V5H20V6H25V8H26V5L27 4H25L24 5ZM42 3V2H41ZM41 3H39L40 5H41ZM107 3H109L110 4V2H106L105 4H107ZM116 3V2H115ZM120 3H119V5H120ZM129 3V2H128ZM135 2H133V4H134ZM139 3V2H138ZM159 3H156V4H158L159 6L161 5V4H164L165 5V3H161V4H159ZM166 3V5H168ZM178 4L180 3V2H177ZM183 3H184V1L182 2V5H183ZM192 3H194V2H192ZM215 3V2H214ZM213 3V4H214ZM217 3H219V2H217ZM221 3V2H220ZM224 3L226 4H224L225 5V8L223 7V9H220V8H216L217 7V5H216V7H214L215 9H214V11H213V13L211 12V13H209V10H210V6H203V3H202V6L200 7V6H198V5H191V3H185L186 5H188V6H186V5H183L182 7H184V6H186V9L185 10H183L182 9V11L180 12H178V15L176 16L177 17V27H176V24H175V29L173 30V28H174V26H172L175 22H173V24L172 23H170V24H172L170 27L169 26H167L168 28H167V30H165L164 28L165 27H163V26H166V25H168V23H167V21H165L166 23H164V25L162 26V28L164 29L163 31H167L166 33L168 34V35H166V36H168L169 37V42L168 41H166L167 43H165V44H167V47L169 48V51H170V47H171V49L173 48V47H175L176 46V48H177V50H175V48L173 49V51L175 52V54L172 56V58H171V60L170 59H167V60H170L171 62H170V65H168L169 67H170V69H175L174 70V72H173V74H172V77H173V82H170L171 84H172V86H176V87H179L178 85H182V84H186V83H189V82H192L193 84H195V83H197V82H199V81H197V80H204V79H212L213 81H212V84H213V82H214V85H216V86H213V87H216V88H224L225 86L226 87H229V86H227L230 82H232V80L234 79V75H235V73L236 72H238V71H236V68L238 67V66H240V67H242L241 65H237L238 63H239V61H241L240 59H239V57H238V59H239V61H238V59L235 57V55H236V53L239 51V49L241 48L240 47V45H242L241 43L243 42V40L245 39L244 38V35H243V33H242V28H239L238 27V24L239 23H241V19H242V17L243 18H245L244 16V14L242 13V12H240V11H242V10H240V11H238L239 10V8H238V10H235L234 9V6H236L237 7V0H225L224 1ZM241 3V2H240ZM240 3H238V6H239V4ZM251 3V2H250ZM257 3V2H256ZM29 4H33L32 3V1H31V3H28V5ZM34 4L36 5V3L34 2ZM104 4V5H105ZM113 4V3H112ZM177 4V5H178ZM195 4H197V3H195ZM206 4V3H205ZM212 4V5H213ZM216 4V3H215ZM253 4V3H252ZM252 4L249 6L251 9H254V8H252ZM3 5V4H2ZM5 5H7V4H5ZM12 5H13V3H12ZM12 5H10V7H12L13 8V6ZM16 5V4H15ZM27 5V6H28ZM43 5H45V2L43 3ZM117 5V4H116ZM115 5V6H116ZM118 5V7H120ZM153 5V4H152ZM151 5V9L150 8H148V9H150L149 11L147 10V8H143V9H146L147 11H148V13H150L149 15V17L151 18L152 16L154 17L155 16V11H152V9L153 10H155V8H154V6L155 5H153L152 6ZM177 5L176 6H174L173 5V8H177ZM180 5H181V3H180ZM211 5V4H210ZM244 5H245V3H244ZM256 5V4H255ZM4 6V5H3ZM19 6V5H18ZM17 5H16V7H18ZM20 6H19V9L18 8H16V9H18L20 12H21V8H20ZM36 6H38V5H36ZM113 6V5H112ZM124 6V5H123ZM126 6V5H125ZM129 6V5H128ZM132 6V5H131ZM143 6V5H142ZM158 6V7H159ZM179 6V5H178ZM219 6V5H218ZM241 6V5H240ZM0 7H2L1 5H0ZM28 7H30L31 8V6H28ZM33 7H35V6H33ZM32 7V8H33ZM127 7V6H126ZM146 7V6H145ZM153 7V8H152ZM156 7H157V5H156ZM180 7V6H179ZM179 7L177 8V10L179 9ZM221 7H222V5H221ZM244 7V6H243ZM255 7V6H254ZM8 8H9V5H8ZM44 8H45V6H44ZM113 8V7H112ZM115 8V7H114ZM113 8V9H114ZM136 8H137V6H136ZM170 8V9H171ZM181 8V7H180ZM213 8V7H212ZM248 8V7H247ZM257 8V7H256ZM255 8V9H256ZM3 9H4V7H3ZM11 9V8H10ZM8 10L9 12L11 11V10ZM39 9V8H38ZM38 9H36V10H38ZM41 9V10H42ZM110 9V6L108 5V9L107 10H109ZM115 9H117V8H115ZM114 9V10H115ZM119 9V8H118ZM122 9V8H121ZM123 9H125V8H123ZM130 9H131V7H130ZM133 9L135 10V8L133 7ZM139 9V8H138ZM135 10L134 11V13H133V15H131L132 16V18H131V16H130V19L131 20H133L134 19V21H132L131 22V20L129 21V23L131 22V24L132 23H134V25L135 24H137V23H135V22H138V20H140L141 19V17L140 16H138V15H140V13L141 12H143V10L141 9V10ZM163 9V8H162ZM166 9H168V7H166L165 6V9H163L164 11L166 10ZM240 9H241V7H240ZM243 9V8H242ZM245 9V8H244ZM243 9V10H244ZM18 10H17V14H18ZM25 10V9H24ZM35 10V9H34ZM34 10L32 11L33 13H35L34 12ZM132 10V9H131ZM257 10H259V9H257ZM1 11H3V10H1ZM7 11V12H8ZM16 11V10H15ZM14 10L13 11H11L12 13H14L15 12ZM26 11V10H25ZM133 11V10H132ZM147 11L144 13V14H146L147 13ZM156 11L158 12V10L156 9ZM159 11H162L161 9L159 10ZM171 11H174V9L172 10L171 9ZM175 11H176V9H175ZM188 11L190 12V13H188ZM253 11V10H252ZM251 11V12H252ZM255 11V10H254ZM19 12V13H20ZM66 13V15H67V19L68 20H65L64 19V21H63V17H62V21H61V16H64V15H62V13ZM130 12V11H129ZM140 12V13H139ZM166 12H168V10H166L165 11V13ZM169 12H170V10H169ZM250 12V13H251ZM261 12H262V10H261ZM1 13V12H0ZM3 14L5 13V12H2ZM11 13V15H12V17H14V19H15V16H14V14H12ZM46 13V15H44ZM108 13H109V11H108ZM113 13H114V15H113ZM131 13V12H130ZM147 13V14H148ZM164 13V14H165ZM172 13V12H171ZM171 13H169V15L171 14ZM181 13V14H180ZM246 13H247V10H246ZM250 13H248V16H247V18L249 17V16H251L252 15V13L250 14ZM254 13V12H253ZM255 13H257V12H255ZM10 14V13H9ZM9 14L7 13V16H9ZM17 14H16V16H17ZM36 14V13H35ZM39 14V13H38ZM160 14H162V12H159V15ZM177 14V13H176ZM185 14H187V17H186V15ZM250 14V15H249ZM21 15V14H20ZM20 15L18 16V18L20 17ZM24 15H26V17H28V19H34L35 18V20L34 21H38V18L39 17H37V19H36V17H33V14L31 15V13H30V11H27ZM37 15V14H36ZM65 15V16H66ZM106 15H107V17H106ZM166 15H167V13H166ZM172 15H175V13H173ZM255 15V14H254ZM258 15H260L261 16V14L259 13ZM1 16V15H0ZM38 16V15H37ZM104 18H103V17ZM140 17V19H135V18H133V17ZM142 16V15H141ZM161 16V15H160ZM171 16V15H170ZM191 16V17H190ZM2 18H3V16H1ZM5 17H6V14H5ZM11 17V16H10ZM9 17V18H10ZM22 17H24L23 15H22ZM143 17V16H142ZM156 17H157V15H156ZM162 17V16H161ZM160 17V18H161ZM164 17H167V19H168V15L167 16H165L164 15ZM164 17H162L163 18V20H165L164 19ZM173 17V16H172ZM253 17V16H252ZM251 17V18H252ZM255 17V16H254ZM253 17V18H254ZM259 17V16H258ZM17 18V17H16ZM41 18H40V22L43 20H41ZM47 18H49V16L47 17ZM46 18V19H47ZM102 18V20L101 21H99V19H101ZM149 18V19H150ZM155 18V17H154ZM170 18V17H169ZM193 18V19H192ZM225 19V22L223 21L224 19ZM231 20H230V19ZM247 18H245V19H247ZM250 18V19H251ZM252 18V19H253ZM261 18V17H260ZM1 19V18H0ZM6 19H8V18H6ZM13 19V20H14ZM24 19V18H23ZM45 19V20H46ZM50 19V21L52 20L51 18H49ZM53 19V20H54ZM59 19H58V21H59ZM143 20H142V22H140L141 24H139V22H138V24L139 25H143L144 23H143V21H144V17L142 18ZM153 19V18H152ZM151 19V22L150 21H148V22H150V24H154L153 26H157V24L158 23H156L155 24V22H158L157 21V19L158 18H156V21L154 22V20H152ZM166 19V20H167ZM193 20L192 22H190L189 20ZM255 19V18H254ZM8 20H10V19H8ZM11 20H12V18H11ZM13 20H12V22H13ZM18 21L19 20H21V17H20V19H17ZM25 20V19H24ZM98 20V21H97ZM129 20V19H128ZM136 20V21H135ZM148 20V19H147ZM169 21H171L170 19H168ZM172 20H173V18H172ZM257 20V19H256ZM260 20V19H259ZM4 21H5V19H4ZM26 21V20H25ZM28 21H30V20H28ZM47 21V20H46ZM45 21V22H46ZM126 21V23H127V20H125ZM124 21V22H125ZM146 21V20H145ZM244 21V20H243ZM247 21H249L248 19H247ZM262 21V20H261ZM0 22H1V20H0ZM3 22V21H2ZM11 22V23H12ZM21 22V21H20ZM19 22V23H20ZM39 22V23H40ZM44 22V21H43ZM48 22H49V20H48ZM52 23H53V21H51ZM51 22H49V23H47V24H50ZM54 22H55V20H54ZM121 22V23H120ZM160 22H161V20H160ZM159 22V23H160ZM250 22H251V20H250ZM18 23V22H17ZM21 23H23V22H21ZM27 22H25V24H26ZM34 23V22H33ZM33 23H28V24H30V25H32ZM46 23H45V27H46ZM52 23L50 24V25H52ZM143 23V24H142ZM147 23V22H146ZM248 23V22H247ZM257 23V22H256ZM5 24H6V22H5ZM4 24V25H5ZM8 24H10V23H8ZM35 24H37V23H35ZM123 24H125V23H123ZM128 24V23H127ZM130 24V25H131ZM149 24V23H148ZM161 24V23H160ZM166 24V25H165ZM245 24V22L244 23H242L241 25H244ZM259 24V23H258ZM261 24V23H260ZM7 25V24H6ZM5 25V26H6ZM12 25H14V23L12 24ZM27 25V24H26ZM41 25V24H40ZM39 25V26H40ZM42 25H44V24H42ZM40 26V30H38V33H37V37H38V39L37 40H39V35L41 34V33H43L44 34V31H48L47 29H49L50 30V27H47L46 28V30H44L45 29V27L44 26ZM133 25V26H134ZM146 24H144V26H145ZM240 24H239V26H241ZM248 25V24H247ZM246 25V26H247ZM250 25V24H249ZM252 25H253V21H252ZM254 25H256L255 23H254ZM253 25V26H254ZM262 25V24H261ZM20 26V25H19ZM19 26H18V29H19ZM24 26V25H23ZM28 26V25H27ZM33 26L34 27H36L34 24H33ZM57 26V24H55L54 25V27H56ZM127 26V28H125V26H122L121 27V29H122V32H123V29L125 28V29H127V30H129L128 29V27H129V24L128 25H126ZM137 25H135L134 27H135V29H133V30H135V32L132 30V29H130L132 32H134V34L132 35V36H129V37H131V38H129L128 37V35H130L131 33V31L129 32V31H127V32H129V34H127L126 33V35H127V38H128V40L130 39V40H132V45H134V40H135V34H136V27ZM148 26V25H147ZM161 26V25H160ZM245 26V25H244ZM243 26V27H244ZM260 25H258L257 26V28L259 27ZM2 27V26H1ZM52 27V26H51ZM54 27H52V29H54V30H56V32H57V27L56 28H54ZM130 27H132V26H130ZM140 27V26H139ZM149 27V26H148ZM158 27H159V24H158ZM173 27V28H172ZM4 28V27H3ZM15 28V27H14ZM17 28V27H16ZM25 28H27L26 26H25ZM29 29H30V26L28 27ZM71 28H73V29H75L74 31L71 29ZM141 28V27H140ZM139 28V29H140ZM142 28H143V26H142ZM149 28H151V27H149ZM154 28V27H153ZM153 28H151V29H153ZM245 28V27H244ZM244 28H243V30H244ZM248 28H250V27H248ZM255 28V27H254ZM254 28H253V30H254ZM5 29V28H4ZM8 29V28H7ZM13 29V28H12ZM20 29H22L21 31H23V29H24V27L22 28H20ZM39 29V28H38ZM99 29V28H98ZM101 29V28H100ZM99 29V30H100ZM125 29H124V31H125ZM138 29V28H137ZM144 29V28H143ZM142 29V30H143ZM159 29H160V27L159 28H157V30H158V32H159ZM250 29H252V26H251V28ZM2 30V29H1ZM26 30H28V29H26ZM34 31L36 30V29H33ZM33 30H31V32L33 31ZM44 30V31H43ZM53 30V32H54V35H56V34H58V33H55V31ZM70 30L71 31H73V32H70ZM102 30V29H101ZM110 30V31H111ZM150 30V29H149ZM148 30V28H147V31H149ZM155 30V28L153 29V31ZM162 30V29H161ZM245 30H247V27H246V29ZM17 31V30H16ZM20 31V32H21ZM25 31V30H24ZM23 31V32H24ZM29 31V30H28ZM28 31H27V33H28ZM110 31H108L107 30V32H110ZM113 31H111V33L113 34V35H116L117 33H119V31L117 32V30L116 31H114V32H117L116 34H114L113 33ZM125 31V32H126ZM140 32H141V30H139ZM139 31H137V32H139ZM143 31H145V29L143 30ZM142 31V33H141V35L144 33ZM151 32V30H150V32H151V34L152 33H154V32ZM251 31V30H250ZM15 32V31H14ZM26 32V31H25ZM30 32V33H31ZM122 32H120V33H122ZM140 32H139V37H141V35H140ZM245 32V31H244ZM252 33L251 34H254L253 33V31H251ZM262 32V31H261ZM2 33H3V30H2ZM5 33V32H4ZM7 33H8V31H7ZM10 33H13L12 31L10 32ZM9 33V34H10ZM48 33H50L51 35H53V33H52V31L50 32H48ZM117 34L115 37L113 36V40H114V38L116 39L117 38V36L118 35H122V34ZM161 33H162V31H161ZM165 33V34H166ZM247 33H249V32H246V35H247ZM258 33V32H257ZM0 34H1V31H0ZM6 34V33H5ZM47 33H45V35H46ZM98 34H99V32H98ZM112 34H110V35H112ZM123 34H125L124 32H123ZM138 34V33H137ZM136 34V35H137ZM146 34V33H145ZM144 34V35H145ZM147 34H148V36H149V32H147ZM154 34H156V32L154 33ZM159 34H160V32H159ZM164 34V33H163ZM161 35V38H159V39H162L163 37L162 36H164V35ZM234 34H235V36H234ZM255 34H256V31H255ZM260 34V33H259ZM14 35V34H13ZM21 35V34H20ZM27 35V34H26ZM32 35V34H31ZM30 35V36H31ZM48 35V34H47ZM51 35H48V37L47 38H49V36H51ZM108 35V34H107ZM143 35V36H144ZM258 35V34H257ZM14 36H17V34L16 35H14ZM19 36V35H18ZM23 36H25L24 34H23ZM29 36V37H30ZM33 36V35H32ZM57 36V35H56ZM59 36V35H58ZM97 37H98V35H96ZM142 36V37H143ZM172 36V37H171ZM216 36H219L218 38H220L219 39V41H216L218 38L216 37ZM259 36V35H258ZM261 36V35H260ZM0 37H1V35H0ZM4 37V36H3ZM10 37V36H9ZM28 37V36H27ZM26 37V38H27ZM43 37H44V39H43ZM43 37H41L42 38V40H43V42L42 43H46L44 40H45V38H46V36H44L43 35ZM96 37V38H97ZM106 37V36H105ZM121 37V36H120ZM126 37V36H125ZM137 38H138V36H136ZM145 37H146V35L144 36V39H145ZM152 37H155V36H152ZM151 37V38H152ZM168 37H166L167 39H168ZM215 37L217 38L216 40H215ZM250 37V36H249ZM21 38V37H20ZM25 38V37H24ZM33 38V37H32ZM34 38H35V36H34ZM71 38H72V40H76V42L75 41H73V43H76L78 46H75L73 43H70L71 42ZM111 38V36L109 37V39ZM119 38V37H118ZM123 38H124V36L122 35V40H123ZM126 38V39H127ZM137 38H136V40L135 41H137ZM156 38V37H155ZM257 38V37H256ZM2 39V38H1ZM0 39V40H1ZM7 39V38H6ZM9 39V38H8ZM7 39V40H8ZM50 39H51V37H50ZM53 39V38H52ZM53 39V40H54ZM120 39V38H119ZM118 39V40H119ZM125 38H124V40H126ZM134 39V40H133ZM141 39V38H140ZM140 39H138V40H140ZM144 39H142V40H144ZM157 39V38H156ZM250 39L252 40V39H254V38H252V37H250ZM249 39V40H250ZM3 40V39H2ZM11 40V39H10ZM49 40V39H48ZM56 40V41H57ZM94 40V41H93ZM103 40H105L104 38H103ZM108 40V39H107ZM121 40V39H120ZM121 40V41H122ZM129 40V41H130ZM146 40H148V41H150V38L148 37H146V39H145V41ZM153 40V39H152ZM164 40V39H163ZM166 40V39H165ZM258 40V39H257ZM4 41V40H3ZM17 40H15V42H16ZM24 41V40H23ZM22 41V42H23ZM110 41V40H109ZM108 41V42H109ZM116 41H117V39H116ZM115 41V42H116ZM148 41H146V43L148 42ZM157 40H155V42H156ZM160 41V40H159ZM255 41V40H254ZM253 41V42H254ZM2 42V41H1ZM14 42V41H13ZM39 42V41H38ZM54 42V41H53ZM63 42H61V48L63 47V45L64 44H62ZM115 42H113V44L115 43ZM120 42V41H119ZM131 42V41H130ZM129 42V43H130ZM143 43H144V41H142ZM151 42H153V41H151ZM151 42H148L149 44H152V45H155L154 43H151ZM245 42V41H244ZM250 42V41H249ZM252 42V43H253ZM259 42V41H258ZM6 43V42H5ZM40 43V42H39ZM107 43V42H106ZM110 43H112V40H111V42ZM116 43H118V42H116ZM122 43V42H121ZM120 43V44H121ZM126 43V42H125ZM127 43H128V41H127ZM128 43V44H129ZM140 43V45H141V42H139ZM142 43V44H143ZM147 43V44H148ZM157 43H158V41H157ZM161 43V42H160ZM260 43V42H259ZM2 44H4L3 42H2ZM7 44H8V47L7 48H9L8 49V51H7V55H8V52H9V50L11 49L12 50V48L13 47H9V44L11 45V44H13L12 43V41H11V43H8L7 42ZM14 44H16V43H14ZM43 44V45H44ZM46 44V45H47ZM57 43H55L54 45H56ZM71 44V45H70ZM131 44V43H130ZM165 44L163 45L164 47H165ZM257 44V43H256ZM6 45V44H5ZM5 45H4V47H5ZM46 45H44V47L46 46ZM73 45V46H72ZM111 45V44H110ZM110 45H109V43H108V46L110 47ZM117 45V44H116ZM114 46V47H117L118 45H119V43H118V45L117 46ZM127 45V44H126ZM146 45V44H145ZM157 45H159V44H157ZM161 45V44H160ZM244 46L246 45V43L245 44H243ZM248 45V44H247ZM246 45V46H247ZM251 45V43L249 44V47H251L250 46ZM254 45V44H253ZM2 46V45H1ZM7 46V45H6ZM12 46H14V45H12ZM20 45H18V47H19ZM24 46H26L27 48H25V49H27L28 51H24L25 53H27L28 54V56L27 55H24V56H27L26 58H29V54H31V52L33 53V57H34V53L35 52H37V48H38V45L36 44V43H34L33 42V40H27L26 39V41H24L23 43H22V47H24ZM57 46H58V44H57ZM74 46H75V48H74ZM107 45H106V47H108ZM112 46V48L114 49V47ZM135 46V45H134ZM134 46H132V47H134ZM137 46V45H136ZM150 46V45H149ZM149 46H147V47H149ZM162 46V45H161ZM3 47V46H2ZM3 47V48H4ZM39 47H40V45H39ZM59 47H60V44H59ZM118 47H120V46H118ZM129 47V46H128ZM131 47V49H133ZM144 47H141L140 46V48H144ZM157 46H155V48H156ZM240 47V48H239ZM20 48V47H19ZM47 48V47H46ZM48 48V49H49ZM61 48H59V49H61ZM121 48V47H120ZM126 48V47H125ZM137 48V47H136ZM151 48V47H150ZM152 48H153V46H152ZM245 48H248V47H245ZM6 49V48H5ZM57 48H55V50H56ZM63 49V48H62ZM64 49H69V48H64ZM119 49V48H118ZM127 49V48H126ZM131 49L130 48H128V50L130 51V53H131ZM243 49V52H244V50H247V49H244V48H242ZM241 49V50H242ZM252 49H254L253 47H252ZM39 50V49H38ZM54 50V51H55ZM108 50V49H107ZM115 50V54L114 55H116L119 51H117V53H116V48L114 49ZM121 50V49H120ZM122 50V52H124ZM127 50V51H128ZM134 50V49H133ZM133 50H132V52H133ZM160 50H162L161 48H160ZM0 51H1V49H0ZM3 51H5V50H3ZM12 51H15V49H13ZM41 51V50H40ZM39 51V52H40ZM139 51V52H140ZM226 51H227V54H228V56H225V55H227L226 54ZM251 51H253V50H251ZM22 52V51H21ZM42 52V51H41ZM59 52H60V50H59ZM64 53H65V50L63 51ZM69 52H70V50H69ZM69 52H66L67 54L69 53ZM138 52V51H137ZM138 52V53H139ZM155 52H157V50L155 51ZM159 52H162V54H163V51H159ZM222 52H225V54L224 55H222V56H224L225 58L223 59V58H221L220 59V56H218L220 53H222ZM249 52H250V50H249ZM258 52V51H257ZM4 53V52H3ZM3 53L1 52V56H3ZM6 53V52H5ZM12 53V52H11ZM15 53V52H14ZM64 53H62V54H64ZM71 53V52H70ZM70 53H69V55H70ZM109 52L107 51V54H108ZM121 53V52H120ZM158 53V52H157ZM173 53V52H172ZM240 53H242V52H240ZM246 53H247V51H246ZM255 53V52H254ZM259 53V52H258ZM17 54V53H16ZM15 54V55H16ZM37 54H40V53H37ZM37 54H36V56H37ZM133 54V53H132ZM152 54V53H151ZM150 54V55H151ZM156 54V53H155ZM238 54V53H237ZM249 54V53H248ZM251 54V53H250ZM6 55V54H5ZM14 55V54H13ZM18 55V54H17ZM21 55H22V53H21ZM60 55H61V53H60ZM72 55H70V56H72ZM119 55H121V54H119ZM131 55V54H130ZM150 55H148L149 57H152V56H150ZM158 55V54H157ZM241 55V54H240ZM239 55V56H240ZM255 55H257V53L255 54ZM255 55H253V56H255ZM0 56V57H1ZM64 56H65V58H66V55L64 54ZM68 56V55H67ZM70 56H68V57H70ZM79 56V55H78ZM132 56V55H131ZM147 56V57H148ZM156 56V55H155ZM159 56H160V53H159ZM171 56V55H170ZM247 56V55H246ZM8 57H11L10 55L8 56ZM15 57V56H14ZM17 57V56H16ZM19 57V56H18ZM32 57V56H31ZM37 57H42V56H37ZM61 57H63V56H61ZM148 57V58H149ZM165 57V56H164ZM241 57H243V59H245V57L244 56H242L241 55ZM248 57H249V55H248ZM5 58V57H4ZM6 58H7V56H6ZM22 58V57H21ZM64 58V57H63ZM147 58V59H148ZM154 58V57H153ZM152 58V59H153ZM247 58V57H246ZM249 58H252L251 57V55H250V57ZM248 58V59H249ZM256 58H258V57H256ZM0 59H2V58H0ZM12 59V58H11ZM11 59H9L8 58V60H11ZM18 59V61H19V58H17ZM17 59H16V61H17ZM38 59V58H37ZM150 59V58H149ZM162 59V58H161ZM234 59H237V64H235L234 63ZM7 60V61H8ZM14 60V59H13ZM40 60H42V59H40ZM156 60V59H155ZM158 60V59H157ZM162 60H165V59H162ZM258 60V59H257ZM1 61V60H0ZM4 61H6V60H4ZM3 61V62H4ZM12 61V60H11ZM27 61V60H26ZM33 61V60H32ZM35 61H37V60H35ZM236 61V60H235ZM246 61V60H245ZM248 61V60H247ZM250 61V60H249ZM256 61V60H255ZM21 62H22V60H21ZM28 62H29V60H28ZM161 62V61H160ZM8 63V62H7ZM9 63H10V61H9ZM14 65H16L15 63H17V62H15V60H14ZM19 63V62H18ZM25 63V62H24ZM23 63V64H24ZM27 63V62H26ZM148 63H149V61H148ZM159 63V62H158ZM240 63H243V60L240 62ZM247 63V62H246ZM256 63H258V62H256ZM255 63V64H256ZM29 64H31L30 62H29ZM44 64V65H45ZM161 64H163V63H161ZM248 64H251V62H249ZM0 65H1V63H0ZM7 65V64H6ZM5 65V66H6ZM43 65V64H42ZM143 65H145L146 66V64H143ZM149 65V64H148ZM150 65H151V63H150ZM158 65H160V63L158 64ZM165 65V64H164ZM163 65V66H164ZM245 65V64H244ZM253 64H251V66H252ZM2 66V65H1ZM4 66V65H3ZM13 66V65H12ZM26 66V65H25ZM25 66H23L24 68H25ZM144 66V67H145ZM154 66V65H153ZM156 66V65H155ZM246 66V65H245ZM255 65H253L252 67H254ZM258 66V65H257ZM13 67H15V66H13ZM33 68H32V70L30 71V69L28 70V72L30 73L29 75H28V78H27V80H24L23 82H25L26 81V83H25V88H24V91L23 92H21V93H29V87L30 86H32V84L33 83H37V85L36 86H38V88H36L38 91L36 92V93H38L39 94V96L41 97V96H44V95H48V94H52V92H54L53 91V87H52V84L54 85V83H50V84H45V83H41V82H43L42 80V75H41V72H40V70H41V66H40V64H38L37 62L35 63H33V66H32ZM43 67H45V66H43ZM47 67V66H46ZM45 67V68H46ZM143 67V66H142ZM142 67H140V68H142ZM143 67V68H144ZM159 67V66H158ZM181 67H182V69H183V67H184V69L185 68H188V70H190L189 72L187 71L186 73H184V72H182L181 70ZM240 67H238L239 69H240ZM251 67V68H252ZM2 68H4V67H2ZM1 68V69H2ZM9 68H10V66H9ZM16 68V67H15ZM123 68V69H122ZM146 68V67H145ZM179 69L178 71H180V73H177V71H176V69ZM244 68V67H243ZM246 68H250V65H249V67H248V65L246 66ZM262 68V67H261ZM43 69V68H42ZM147 69H148V71H149V69H150V67H147ZM159 69V68H158ZM161 69H163V68H161ZM165 69V68H164ZM168 69V68H167ZM3 70V69H2ZM6 70V69H5ZM45 70V69H44ZM117 70V71H116ZM141 70H143L144 71V69H141ZM217 70H218V72H217ZM242 70V69H241ZM245 70V69H244ZM248 70H251V69H248ZM256 70V69H255ZM46 71L48 72V68L46 69ZM153 71V70H152ZM3 72V71H2ZM25 72V71H24ZM39 72H40V74H39ZM43 72V71H42ZM127 72V71H126ZM141 72V71H140ZM181 72L182 73H184V74H181ZM245 73L247 72V71H244ZM253 72V71H252ZM251 72V73H252ZM1 73V72H0ZM5 73H7V72H5ZM26 73V72H25ZM98 73H101L100 75H102V77H103V80L102 81H96V80H94V76L96 75V77H97V75H98ZM128 73V72H127ZM126 73V74H127ZM149 73H151V72H149ZM153 73H154V71H153ZM165 73H167V72H165ZM165 73H163V74H165ZM168 73H169V71H168ZM171 73V72H170ZM239 73V72H238ZM237 73V74H238ZM240 73H242V72H240ZM244 73V74H245ZM250 72H248V74H249ZM262 73L263 72H261V75H262ZM3 74V73H2ZM8 74V73H7ZM12 74V73H11ZM10 74V75H11ZM52 74V75H53ZM119 74V73H118ZM120 74H122V73H120ZM133 74V73H132ZM152 74V73H151ZM161 74V73H160ZM243 74V73H242ZM258 74V73H257ZM6 75V74H5ZM9 75V74H8ZM23 77L25 78V77H27V76H25V74L23 73ZM48 75V74H47ZM123 77H125V74H124V72H123ZM147 75V74H146ZM150 75V74H149ZM154 75V74H153ZM155 75H159L158 73L157 74H155ZM251 75H253V74H251ZM0 76H1V74H0ZM3 76V78H4V75H2ZM15 76V75H14ZM140 76H141V74H140ZM168 76H170V75H168ZM167 76V77H168ZM238 76V75H237ZM240 76V75H239ZM243 76V75H242ZM248 76V75H247ZM247 76L245 75V77L243 76V79L240 77V78H237V79H242L243 81H244V79L245 78H247ZM256 76V75H255ZM264 76V75H263ZM10 77V79H11V77L12 76H9ZM9 77H8V79H9ZM43 77H44V75H43ZM47 77V76H46ZM54 77V76H53ZM118 77V76H117ZM117 77L115 76V79H117ZM119 77H121V75L119 76ZM128 77V76H127ZM145 77V76H144ZM159 77L161 78V77H163V76H160L159 75ZM251 77V76H250ZM249 77V79H251ZM252 77H254V76H252ZM5 78L7 79V77L5 76ZM4 78V79H5ZM13 78V80L11 79V81H9L8 79L7 80H5V83L7 82L8 84H10L9 82H12L13 83V86H14V82L16 83V78L15 77H12ZM122 78V77H121ZM126 78V77H125ZM128 78H130L131 79V77L129 76ZM133 78V77H132ZM151 78H153V76L151 75ZM155 78V77H154ZM153 78V83L151 84V89L149 90V92L150 93H155L156 94V92L157 91H159V92H163V88L162 87H165V86H167V85H170L169 83H165V82H161V81H159L160 83H158V81H156V82H154V79ZM159 78V80H161ZM203 78V79H202ZM1 79V78H0ZM16 81H15V80ZM18 79V78H17ZM21 79H23V78H21ZM26 79V78H25ZM42 79V80H41ZM98 79H99V77H98ZM101 79V78H100ZM113 79V81L115 80L114 78H112ZM124 79V78H123ZM129 79V80H130ZM137 79V78H136ZM136 79H135V81H136ZM141 79V78H140ZM146 79H147V77H146ZM170 79H172V78H170ZM249 79L247 80V81H249ZM2 80V79H1ZM44 80H46V79H44ZM48 80V79H47ZM128 80V79H127ZM148 80V79H147ZM156 80H157V78H156ZM163 80H166V78L165 79H163ZM235 81H236V79H234ZM252 80H254V79H251L250 80V83L252 82ZM260 80H262L261 78H260ZM9 81V82H8ZM28 81V82H27ZM150 81H152V80H150ZM168 81H169V79H168ZM167 81V82H168ZM205 81V80H204ZM204 81H202L201 83H204ZM242 81V84L244 83ZM247 81H246V83H244V84H247ZM20 82V81H19ZM18 82V83H19ZM45 82V81H44ZM49 82V81H48ZM47 82V83H48ZM118 82V81H117ZM132 82H134V81H132ZM145 82H147V81H145ZM234 82V81H233ZM238 82V81H237ZM262 82H263V80H262ZM261 82V83H262ZM1 83V82H0ZM2 83H4V81H2ZM40 83V84H39ZM65 83V84H64ZM121 83V82H120ZM123 83V82H122ZM140 83H141V81H140ZM144 83V82H143ZM150 83V82H149ZM191 83V84H192ZM200 83V84H201ZM236 82H234L233 84H235ZM241 83V82H240ZM240 83H239V85H240ZM249 83V82H248ZM20 84V83H19ZM23 83H21L20 84V86L22 85ZM55 84V86H57V87H59L58 85H56ZM124 84V83H123ZM132 84H134V83H132ZM137 84V83H136ZM205 84H208L207 83V81H206V83ZM232 84V85H233ZM242 84H241V86H242ZM3 85H5V84H2V86ZM11 85V84H10ZM9 85V86H10ZM16 85V84H15ZM24 85V84H23ZM23 85H22V87H23ZM60 85V86H61ZM138 86H141V89H145V88H143L142 87V85H139V83L137 84ZM147 85V84H146ZM150 85V84H149ZM198 85V84H197ZM204 84H202V86H203ZM210 85V84H209ZM209 85H207L208 87H209ZM239 85H237L236 84V86H239ZM252 85V86H251ZM250 86L251 87H253L254 85L253 84H251ZM262 85V84H261ZM12 86V85H11ZM19 86V85H18ZM117 86V85H116ZM124 86V85H123ZM122 86V87H123ZM134 85H132V87H133ZM137 86V87H138ZM201 86V85H200ZM200 86H198V87H200ZM211 86V85H210ZM236 86H234L235 88H238V87H236ZM249 86V85H248ZM57 87H56V89H57ZM127 87V86H126ZM135 87V86H134ZM170 87V86H169ZM168 86H167V88H169ZM184 87L186 88V86L184 85ZM192 87V86H191ZM195 87V86H194ZM197 87V86H196ZM207 87V89H209ZM242 87H244V86H242ZM247 87V85L245 86V88ZM262 87V86H261ZM5 88H6V86H5ZM4 88V89H5ZM17 88V87H16ZM19 88H21V87H19ZM119 88V87H118ZM174 89H175V87H173ZM182 88V87H181ZM203 88V90H204V86L202 87ZM205 88H206V86H205ZM229 88H231V86L229 87ZM227 89V90H232V89ZM233 88V87H232ZM250 88V87H249ZM2 89V88H1ZM9 89V88H8ZM13 89H15V88H12V90ZM31 89H32V87H31ZM61 89V88H60ZM156 89V90H155ZM165 89V88H164ZM169 89H171V87L169 88ZM168 89V90H169ZM177 89V88H176ZM175 89V90H176ZM183 89V88H182ZM186 89H188L189 90V88H186ZM190 89H192V88H190ZM194 89V88H193ZM192 89V90H193ZM201 89V88H200ZM226 89H224V90H226ZM3 90V89H2ZM10 90V89H9ZM19 90V89H18ZM64 90V89H63ZM124 90V89H123ZM126 90H128V89H126ZM146 90V89H145ZM154 90V91H153ZM177 90H179V89H177ZM181 90V89H180ZM195 90V89H194ZM196 90H198V89H196ZM195 90V91H196ZM203 90H201L202 92H195L194 94H195V96H193V97H196V98H200V99H206V104L205 105H209V106H207V107H209L210 108V103L212 102V100H214L213 98H214V96L212 95L213 93H214V91H212V94H210V93H203ZM206 90V89H205ZM211 90H213V88L211 89ZM215 90V89H214ZM224 90H222L221 92L220 91H218L217 90V92H220L219 94L221 95V94H223L222 96H224V94H225V92H224ZM226 90V91H227ZM247 90V89H246ZM249 90V89H248ZM252 90V89H251ZM4 91H6V90H4ZM11 91V90H10ZM16 91V90H15ZM20 91V90H19ZM19 91H17V92H19ZM35 91V90H34ZM57 91V90H56ZM128 91H130V90H128ZM143 91V90H142ZM156 91V92H155ZM165 91V90H164ZM167 91V90H166ZM172 91V90H171ZM190 91V90H189ZM208 91V90H207ZM230 91H229V94H230ZM233 91H236L235 89L233 90ZM261 91V90H260ZM259 91V92H260ZM9 92V91H8ZM61 92H62V90H61ZM114 92H116V91H114ZM113 92V93H114ZM136 92V91H135ZM146 92H147V90H146ZM148 92V93H149ZM169 92V91H168ZM167 92V93H168ZM182 92H183V90H182ZM191 92V91H190ZM206 92V91H205ZM216 92V91H215ZM239 92H240V89H239V91H238V93L237 94H239ZM242 92V91H241ZM4 93V92H3ZM5 93H7V92H5ZM4 93V94H5ZM10 93V92H9ZM8 93V94H9ZM15 93V92H14ZM13 92H12V94H14ZM35 93V92H34ZM117 93V92H116ZM130 93V95H132V91L131 92H129ZM144 93V92H143ZM154 93H153V96H155L154 95ZM172 93V92H171ZM173 93H175L174 91H173ZM172 93V94H173ZM178 93V92H177ZM180 93H181V91H180ZM184 93V92H183ZM193 93V92H192ZM191 93V94H192ZM233 94H234V92H232ZM243 93H245V92H243ZM249 93H250V91H249ZM0 94H2V91H0ZM31 94H32V92H31ZM30 94V95H31ZM60 94V93H59ZM119 94V93H118ZM126 94V93H125ZM124 94V95H125ZM134 94V93H133ZM142 94V93H141ZM164 95L166 94V92L165 93H163ZM176 94V93H175ZM175 94H174V96H175ZM190 94V95H191ZM209 94V95H208ZM215 95L216 94H218V93H214ZM218 94V95H219ZM227 94V93H226ZM233 94H231V95H233ZM237 94H234V95H237ZM240 94H242V93H240ZM246 94V93H245ZM245 94H244V97H240V96H238V97H240V99L241 98H244L243 100H246L245 99V97L246 96H250V94L249 95H246L245 96ZM248 94V93H247ZM262 94V93H261ZM17 95V94H16ZM25 95V94H24ZM29 95V96H30ZM37 95V94H36ZM35 94H34V96H36ZM61 95V94H60ZM96 95V96H95ZM112 95H114V94H112ZM117 95V94H116ZM116 95H114V97L116 98ZM120 95V94H119ZM146 95V94H145ZM148 95H150V94H148ZM152 95V94H151ZM158 95V94H157ZM160 95V94H159ZM180 95V94H179ZM243 95V94H242ZM260 95V94H259ZM3 96V95H2ZM4 96H6V94L4 95ZM19 96H21V94L19 95ZM18 96V97H19ZM23 96V95H22ZM33 96V95H32ZM32 96H30V97H32ZM33 96V97H34ZM39 96H36V97H39ZM133 96V95H132ZM135 96H136V93H135ZM138 96V95H137ZM137 96L136 97H132V99L133 98H135L134 100H135V102H136V100L137 99H139V98H137ZM160 96H163V95H160ZM166 96V95H165ZM170 96H172V95H170L169 94V96H168V99H169V101L171 102V100H170ZM229 96V95H228ZM227 95L225 96L226 97V100H228L227 99V97H228ZM25 97V96H24ZM46 97V96H45ZM52 97V96H51ZM106 97V96H105ZM104 97V98H105ZM108 97V96H107ZM143 97V96H142ZM145 97V96H144ZM143 97V98H144ZM179 97V96H178ZM181 97V96H180ZM186 97V96H185ZM187 97H189V96H187ZM192 97V96H191ZM221 97V96H220ZM231 97V96H230ZM234 97V96H233ZM259 97H261V96H259ZM1 98V97H0ZM26 98H29L28 96L26 97ZM83 98V97H82ZM104 98H103V100H104ZM124 98V97H123ZM127 98V97H126ZM141 98V97H140ZM146 98V97H145ZM151 98H153V97H151ZM161 98H163V97H161ZM195 98V99H196ZM217 98L219 99V96H217V97H215V99L217 100ZM223 97H221V100L223 101V100H225L224 98L222 99ZM232 98V97H231ZM235 98H237V97H235ZM6 99V98H5ZM33 99V98H32ZM46 99V98H45ZM100 99H102V98H100ZM106 99V98H105ZM109 99V98H108ZM116 99H118V98H116ZM149 99V98H148ZM147 99V100H148ZM157 99V98H156ZM159 99V98H158ZM165 98H163V100H164ZM167 99V98H166ZM167 99V100H168ZM179 99V98H178ZM181 99V98H180ZM183 99V98H182ZM187 101H188V98H185ZM202 99V100H203ZM249 99V98H248ZM251 99V98H250ZM20 100V99H19ZM35 100V99H34ZM37 100V99H36ZM40 100H41V98H40ZM48 100V99H47ZM46 100V101H47ZM120 100V99H119ZM126 100V99H125ZM131 100V99H130ZM130 100H128V101H130ZM146 100V99H145ZM145 100H144V104L146 105V103H145ZM150 100V99H149ZM174 100H175V97H174V99H173V102H174ZM189 100H190V98H189ZM191 100H193V98L191 99ZM201 100V101H202ZM215 100V101H216ZM220 100V99H219ZM219 100H217L218 102H219ZM232 100H233V98H232ZM231 100V101H232ZM237 100V99H236ZM6 101V100H5ZM24 101V100H23ZM23 101H22V103H23ZM45 101V100H44ZM43 101V102H44ZM159 101H161V100H159ZM165 101V100H164ZM176 101H178V100H176ZM180 101H182V100H180ZM194 101V103H195V100H193ZM200 100H199V104H200V102H201ZM204 101V100H203ZM215 102V103H217V104H219L218 102ZM238 101V100H237ZM237 101H235L236 102V105H237ZM259 101V100H258ZM4 102V101H3ZM21 102V101H20ZM26 102L28 103V104H31V103H33V104H35V105H33L32 106V109L33 110H39V109H43L44 108V106H43V104H42V106H43V108H39V105H40V102L37 100V101H34V102H31L30 101V99H26ZM25 102V103H26ZM49 102H50V100H49ZM73 102V103H72ZM80 102H83V101H81L80 100ZM120 102V101H119ZM133 102V101H132ZM134 102V103H135ZM153 102H155V98L153 99ZM161 102H163V101H161ZM165 102H167L168 103V101H165ZM239 102V101H238ZM260 102V101H259ZM9 103V102H8ZM15 103V102H14ZM22 103H21V106H22ZM27 103H26V105H27ZM46 104H48L47 102H45ZM121 103V102H120ZM137 104H139V101L138 102H136ZM177 103V102H176ZM180 103V102H179ZM182 103V102H181ZM184 103V102H183ZM181 104V105H183V106H187V105H185V104ZM188 103H189V101H188ZM193 103V102H192ZM191 103V104H192ZM193 103V104H194ZM202 103V102H201ZM214 103V102H213ZM222 103V102H221ZM224 103H226L225 101H224ZM229 103H231V102H229ZM229 103L228 104H226V105H229ZM233 103V102H232ZM242 103V102H241ZM249 103H250V101H249ZM248 103V104H249ZM258 103V102H257ZM4 104V103H3ZM3 104H2V107H1V109L2 108H4L3 107ZM60 104V103H59ZM58 104V105H59ZM84 104V103H83ZM122 104V103H121ZM130 104H133V103H130ZM147 104H148V102H147ZM151 104V103H150ZM158 104V103H157ZM169 104H171V103H169ZM178 104V103H177ZM212 104V103H211ZM223 104V103H222ZM222 104H220L219 106H221V107H223V105ZM260 104V103H259ZM0 105H1V103H0ZM11 105V104H10ZM10 105H8V106H10ZM16 105H17V103H16ZM25 104H23V106H26ZM50 105H51V103H50ZM86 105V104H85ZM142 105V104H141ZM144 105V106H145ZM161 105V104H160ZM160 105H158L159 107H160ZM173 105V104H172ZM171 105V106H172ZM176 105V104H175ZM201 105V104H200ZM204 105V104H203ZM226 105H225V107H226ZM239 103H238V107H239ZM246 105H247V103H246ZM49 106V105H48ZM53 106V104L51 105V107ZM54 106H55V104H54ZM106 106V105H105ZM110 106H111V104H110ZM116 106H118V105H116ZM122 106V105H121ZM125 106H127V105H125ZM124 105H123V107H125ZM130 106V105H129ZM129 106H127V107H129ZM151 106V105H150ZM170 106V107H171ZM188 106H191L190 105V103H189V105ZM187 106V107H188ZM193 106V105H192ZM195 106V105H194ZM212 106H214V105H212ZM218 106V105H217ZM219 106L218 107H216L215 108V110L216 109H218L219 108ZM232 106V105H231ZM234 106H235V103H234ZM240 106H243V105H240ZM16 107V106H15ZM27 107V106H26ZM45 107H46V105H45ZM50 107V106H49ZM102 107V106H101ZM138 107H139V105H138ZM143 107V106H142ZM141 107V108H142ZM147 107V106H146ZM152 107H153V105H152ZM164 107H165V105H164ZM168 107V106H167ZM173 107V106H172ZM178 107H180V105H178ZM200 107H202V106H200ZM204 107V106H203ZM206 107V106H205ZM206 107V108H207ZM225 107H223L224 109H225ZM237 107V106H236ZM236 107H232V109H234V108H236ZM246 106H245V104H244V108H245ZM249 107V106H248ZM247 107V108H248ZM257 107V106H256ZM6 108L7 107H5V110H6ZM9 108V107H8ZM30 108V107H29ZM53 108V107H52ZM51 108V109H52ZM55 108V107H54ZM53 108V109H54ZM94 108V107H93ZM96 108V107H95ZM105 108V107H104ZM113 108V107H112ZM130 108H132V106L130 107ZM137 108V107H136ZM141 108H139V109H141ZM154 108V107H153ZM156 108H157V106H156ZM161 108V107H160ZM175 109L177 108V107H174ZM181 108V107H180ZM179 108V109H180ZM213 108V107H212ZM211 108V109H212ZM228 108V107H227ZM227 108H226V111H229V110H227ZM230 108V107H229ZM228 108V109H229ZM242 109H241V111L243 110L244 111V109H243V107H241ZM246 108V109H247ZM19 109V108H18ZM53 109L51 110V112L53 111ZM56 109H57V106H56ZM59 109V108H58ZM59 109V110H60ZM132 109H134V108H132ZM143 109V108H142ZM159 109V108H158ZM171 109V108H170ZM175 109H173V110H175ZM183 109V108H182ZM191 109H193L192 111H193V113H194V108L192 107ZM190 109V110H191ZM196 109V108H195ZM231 109V113L233 112L234 113V110H232ZM11 112L13 113V109H12V107H11ZM24 110V112L26 113L27 112V110H26V108L25 109H23ZM23 110H22V112H23ZM43 110H45V109H43ZM46 110H47V107H46ZM49 110V109H48ZM58 110V111H59ZM88 110V109H87ZM97 110H99V109H97ZM104 109H102L101 111H103ZM122 110H123V108H122ZM160 110V109H159ZM163 110V109H162ZM199 110H200V108H199ZM205 110V109H204ZM208 110V109H207ZM213 110H214V108H213ZM213 110H211V111H213ZM214 110V111H215ZM220 110V109H219ZM240 110V109H239ZM7 111V110H6ZM9 111H10V109H9ZM17 111V110H16ZM19 111V110H18ZM21 111V110H20ZM90 111H91V109H90ZM108 111H109V109H108ZM113 111V110H112ZM111 111V112H112ZM119 111V110H118ZM117 111V112H118ZM127 111H128V109H127ZM130 112H131V110H129ZM135 111V110H134ZM142 110H140L138 113H140ZM144 111V110H143ZM143 111H142V113H143ZM166 111V109H164V111H163V113ZM176 111V110H175ZM179 112H180V110H178ZM183 111L185 112V111H188V110H184L183 109ZM196 111H198L197 109H196ZM202 111V110H201ZM209 112V114H211L210 113V110H208ZM213 111V112H214ZM218 111V110H217ZM221 111H222V109H221ZM237 111V110H236ZM246 111V110H245ZM5 112V111H4ZM3 112V113H4ZM23 112V113H24ZM34 112V111H33ZM44 112V111H43ZM43 112H41V113H43ZM49 112H50V110H49ZM51 112L50 113H48L49 115L51 114ZM56 112V111H55ZM89 112V111H88ZM93 112V111H92ZM96 112V111H95ZM100 112V111H99ZM110 112V113H111ZM145 112H146V110H145ZM147 112H148V110H147ZM155 112V111H154ZM189 112V111H188ZM205 112V111H204ZM212 112V113H213ZM216 112V111H215ZM219 112V111H218ZM222 112H224V110L222 111ZM239 112V111H238ZM247 113L249 112V110L248 111H246ZM246 112H244V113H246ZM17 113V112H16ZM37 113H38V111H37ZM127 113V112H126ZM129 113V112H128ZM162 113V112H161ZM168 113H170V112H168ZM174 113V112H173ZM175 113H177V112H175ZM181 113V112H180ZM205 113H207V112H205ZM204 113V114H205ZM221 113V112H220ZM220 113H217L216 114V117L218 116V114L219 115H221ZM230 113V112H229ZM244 113H241V114H244ZM8 114V113H7ZM18 114V113H17ZM17 114H16V116H17ZM22 114V113H21ZM57 114H59V113H57ZM109 114V113H108ZM112 114V113H111ZM118 114V113H117ZM130 114V113H129ZM133 114V113H132ZM148 114H150V113H148ZM190 114H191V112H190ZM195 114H196V112H195ZM197 114H199V111H198V113ZM196 114V117L198 116ZM202 114V113H201ZM236 115H237V113H235ZM240 114V112L238 113V115ZM241 114H240V118H241ZM9 115V114H8ZM8 115H6L7 117H8ZM31 115V114H30ZM55 115V114H54ZM89 115V114H88ZM96 115H97V113H96ZM120 115V114H119ZM126 115V114H125ZM124 115V116H125ZM140 115V114H139ZM144 115V114H143ZM153 115V114H152ZM158 115V117H161L159 114H157ZM157 115H155L154 114V116L156 117ZM165 115V114H164ZM174 115V114H173ZM187 115V114H186ZM193 115V114H192ZM206 115V114H205ZM205 115H204V117H205ZM214 115V114H213ZM223 115V117H224V114H222ZM221 115V116H222ZM236 115H235V118H234V120L236 119ZM0 116H1V112H0ZM6 116H5V118H6ZM19 116H20V114H19ZM27 116V115H26ZM25 116V117H26ZM46 116V115H45ZM45 116H44V118H45ZM51 116V115H50ZM56 116H58V115H55V117ZM87 116V115H86ZM112 116V115H111ZM128 116H130V115H128ZM137 116V115H136ZM168 116V115H167ZM189 116V115H188ZM221 116H220V118H221ZM232 116H233V114H232ZM22 117H23V115H22ZM91 117V116H90ZM123 117V116H122ZM138 117V116H137ZM165 117V116H164ZM192 117V116H191ZM190 116L188 117V118H191ZM199 117L200 116H198L196 119H199ZM210 117H212V116H210ZM226 117V116H225ZM230 118H232L231 116H229ZM228 117V118H229ZM234 117V116H233ZM238 117V116H237ZM244 117H245V114H244ZM31 118H33V120L35 119L36 121H38V122H36L37 124L39 123V120L41 119V121L43 120V118H39V117H37V116H35V117H31ZM52 118H53V114H52ZM51 118V119H52ZM57 118V117H56ZM136 117L134 116L133 117V119H135ZM147 118V117H146ZM185 118H187V117H185ZM213 118H215V116L213 117ZM213 118H210V119H213ZM218 118V117H217ZM220 118H218V120L220 119ZM247 118V117H246ZM19 119V118H18ZM101 119H103V118H101ZM120 120H121V118H119ZM129 119H131V118H129ZM152 119V118H151ZM162 119H163V117H162ZM192 119V118H191ZM202 119V118H201ZM203 119H205V118H203ZM209 119V117H208V119L206 118L205 120H208L207 122V125L209 124V123H211L212 121H209L210 120ZM225 119H227V117L225 118ZM245 119V118H244ZM243 119V120H244ZM9 119L7 118V120H6V122L8 121ZM60 120V119H59ZM93 120V119H92ZM104 120V119H103ZM116 120V119H115ZM119 120V121H120ZM132 120V119H131ZM130 120V121H131ZM140 120H142V119H140ZM140 120H139V122H140ZM150 120V119H149ZM184 121L186 120V119H183ZM183 120H181V122H183ZM222 120H223V118H222ZM229 120V119H228ZM233 120V119H232ZM11 121H14L13 120V118H12V120ZM17 121V120H16ZM45 121V120H44ZM95 121H96V119H95ZM123 121V120H122ZM125 121H129V120H125ZM164 121L166 122V120H165V118H164ZM168 121V120H167ZM172 121V120H171ZM178 121H180V120H178ZM187 121V120H186ZM196 121H199L200 122V119L199 120H196ZM195 121V122H196ZM202 121V120H201ZM217 121V120H216ZM220 121V120H219ZM226 121V120H225ZM238 121H240L239 119H238ZM8 122H10V121H8ZM25 122V121H24ZM27 122V121H26ZM53 122H55V121H53ZM59 122V121H58ZM97 122V121H96ZM111 122V121H110ZM134 122V121H133ZM149 122V121H148ZM158 122V121H157ZM164 122V123H165ZM203 122V121H202ZM202 122H200V124L202 123ZM227 122V121H226ZM230 122V121H229ZM237 122V121H236ZM236 122H235V124L234 125H236ZM241 122H242V120H241ZM246 122V121H245ZM20 123V122H19ZM34 123V122H33ZM41 123V122H40ZM56 123V122H55ZM87 123V122H86ZM98 123H99V121H98ZM102 123V122H101ZM104 123V122H103ZM106 123V122H105ZM119 123H121V122H119ZM122 123H124V122H122ZM138 123V122H137ZM162 123V122H161ZM172 123V122H171ZM175 123V122H174ZM198 123V122H197ZM196 123V124H197ZM206 123V122H205ZM213 123H215V121L213 122ZM238 123V122H237ZM3 124V123H2ZM7 124V126H8V123H6ZM22 124V123H21ZM27 124V123H26ZM45 124H48V123H44V125ZM62 124V123H61ZM95 124V123H94ZM111 124V123H110ZM125 124V123H124ZM123 124V125H124ZM132 124H135V122L134 123H132ZM139 124H141V123H139ZM150 124H152L151 122H150ZM165 124H167V123H165ZM179 124V123H178ZM189 124H193V122L192 123H189ZM195 124V123H194ZM199 124V123H198ZM198 124L196 125V126H198ZM204 124V123H203ZM217 125L219 124V123H216ZM228 124V123H227ZM1 125V124H0ZM9 125H11V124H9ZM25 125V124H24ZM34 125V124H33ZM53 126H54V124H52ZM57 125V124H56ZM64 125H66L65 123H64ZM82 125H83V123H82ZM88 124H86V126H87ZM92 125V124H91ZM99 125V124H98ZM112 125V124H111ZM113 125H114V123H113ZM117 125V124H116ZM156 125H157V123H156ZM161 125V124H160ZM164 125V124H163ZM162 125V126H163ZM176 125V124H175ZM181 125H182V123H181ZM183 125H184V123H183ZM206 125V126H207ZM211 125V124H210ZM220 125H222V123L220 124ZM224 125H226V123H224ZM224 125H223V127H224ZM243 125V124H242ZM242 125L240 124L239 126L242 128ZM6 126V125H5ZM13 126V125H12ZM11 126V127H12ZM15 126V125H14ZM18 126H21L20 124L18 125ZM17 126V128H15V129H18L19 127ZM26 126V125H25ZM24 126V127H25ZM27 126H29L28 124H27ZM38 126V125H37ZM46 126V125H45ZM53 126H51V127H53ZM85 126V127H86ZM108 126V125H107ZM106 126V127H107ZM115 126V125H114ZM133 126V129H134V126L135 127H137L136 126V124L135 125H132ZM154 126V125H153ZM165 126V125H164ZM190 126V125H189ZM213 126V125H212ZM36 127V126H35ZM39 128H40V126H38ZM49 127V126H48ZM56 127V126H55ZM73 127V126H72ZM71 127V128H72ZM89 128H91V127H93V126H88ZM87 127V128H88ZM104 127V126H103ZM116 127V126H115ZM123 127V126H122ZM140 127V126H139ZM144 127V126H143ZM169 127V126H168ZM183 127V126H182ZM201 127H202V125H201ZM200 127V128H201ZM204 128H205V126H203ZM215 127H217V126H214V128ZM221 128H222V126H220ZM229 127V126H228ZM234 127V126H233ZM236 127H238V124H237V126H235V131L239 128H237L236 129ZM22 128V127H21ZM27 128V127H26ZM50 128V127H49ZM61 128H62V126H61ZM83 128H84V126H83ZM88 128V129H89ZM101 128H102V126H101ZM110 128H112V127H110ZM145 128V127H144ZM148 128V127H147ZM150 128H152V127H150ZM164 128V127H163ZM162 128V129H163ZM166 128H167V125H166ZM186 128H187V126H186ZM194 128V127H193ZM207 128L208 127H206V130H207ZM13 129V128H12ZM28 129V128H27ZM54 129V128H53ZM56 129V128H55ZM64 129V128H63ZM62 129V130H63ZM75 129V128H74ZM93 129V128H92ZM104 129V128H103ZM106 129V128H105ZM139 129V128H138ZM158 129V128H157ZM160 129H161V127H160ZM177 129V128H176ZM184 129V128H183ZM194 129H196V128H194ZM199 129V128H198ZM201 129H203V128H201ZM212 129H213V127H212ZM212 129H208V130H210V132H211V130ZM218 129H220V128H218ZM227 129V128H226ZM230 129H233V128H230ZM37 130V129H36ZM45 130H47V129H45ZM49 130V129H48ZM59 130V129H58ZM66 130V129H65ZM82 130V129H81ZM95 130H96V128H95ZM97 130H99V128L97 129ZM102 130V129H101ZM108 130H110L109 128H108ZM107 130V131H108ZM128 130V129H127ZM142 130V129H141ZM143 130H145V129H143ZM148 130V129H147ZM159 130V129H158ZM169 130V129H168ZM168 130H167V132H168ZM175 130V129H174ZM180 130V129H179ZM192 130V129H191ZM197 130V129H196ZM205 130V129H204ZM214 130H216V129H213V132H214ZM239 130H240V128H239ZM4 131V130H3ZM16 131V130H15ZM17 131H19V130H17ZM16 131V132H17ZM23 131V130H22ZM29 131V130H28ZM35 131V130H34ZM38 131H39V129H38ZM52 131V129L50 130V132ZM64 131V130H63ZM62 131V132H63ZM82 131H84V129L82 130ZM89 131V130H88ZM88 131H86L87 132V136H88V134L91 132V131H89V133H88ZM118 131V130H117ZM122 131H123V129H122ZM132 131V130H131ZM138 131V130H137ZM137 131H135V129H134V134H136V132ZM151 131V130H150ZM155 131H156V129H155ZM187 131H189V130H187ZM193 131V130H192ZM198 132H200V130H197ZM201 131H203V130H201ZM218 131V130H217ZM220 131V130H219ZM226 131V130H225ZM238 131V130H237ZM7 132V131H6ZM47 132V131H46ZM69 132V131H68ZM95 132V131H94ZM101 132V131H100ZM99 132V133H100ZM103 132V131H102ZM112 133H113V131H111ZM120 132V131H119ZM140 132V131H139ZM149 132V131H148ZM152 132V131H151ZM150 132V133H151ZM157 132H159V131H157ZM165 132V131H164ZM164 132H161V133H164ZM198 132H197V134H198ZM210 132H202V134L203 133H205V135H207V134H209ZM231 132V131H230ZM244 132V131H243ZM52 133V132H51ZM51 133L49 134V135H51ZM56 133V132H55ZM58 133V132H57ZM61 133V132H60ZM74 133H76V132H74ZM84 134H85V132H83ZM95 133H97V132H95ZM121 133V132H120ZM124 133H126V132H124ZM150 133H149V136H150ZM153 133V132H152ZM160 133V134H161ZM172 133V132H171ZM175 133V132H174ZM177 133V132H176ZM182 133V132H181ZM187 134H188V132H186ZM194 133H195V135H197L196 134V132H195V130H194ZM193 133V134H194ZM220 133H221V131H220ZM223 133V132H222ZM229 133V132H228ZM240 133V132H239ZM18 134H19V132H18ZM26 134H30V133H26ZM32 134V133H31ZM42 134H44V133H42ZM46 134V133H45ZM64 134V133H63ZM73 134V133H72ZM81 134V133H80ZM91 134H92V132H91ZM103 134V133H102ZM104 134H105V131H104ZM109 134V133H108ZM118 134V133H117ZM138 134H140V133H137V135ZM144 134H146L145 132H144ZM157 133L155 132V135H156ZM173 134V133H172ZM171 134V135H172ZM186 134V135H187ZM190 134V133H189ZM211 134V133H210ZM214 134H216V132L214 133ZM230 134V133H229ZM234 134V133H233ZM242 134V133H241ZM2 135V134H1ZM11 135H13V134H11ZM21 135V134H20ZM39 135V134H38ZM111 135V134H110ZM114 135L115 134H113L112 136L114 137ZM121 135V134H120ZM119 135V136H120ZM155 135L153 136V134H152V136L153 137H155ZM179 136H180V133L178 134ZM182 135H183V133H182ZM181 135V136H182ZM200 136H201V134H199ZM212 135H213V133H212ZM220 135V134H219ZM218 135V136H219ZM222 135V134H221ZM237 135H239V134H237ZM243 135V134H242ZM7 136V135H6ZM42 136V135H41ZM53 137H54V135H52ZM64 136V135H63ZM71 136V135H70ZM76 136V135H75ZM81 136V135H80ZM80 136H77V137H80ZM91 136V135H90ZM101 136V135H100ZM99 136V137H100ZM104 136V135H103ZM148 136V135H147ZM146 136V137H147ZM160 136H162V135H158V137H160ZM192 136V135H191ZM204 136V134L202 135V137ZM209 136V135H208ZM218 136H217V138H218ZM226 136V135H225ZM224 136V138H225V140L227 141L228 139H226V137ZM62 137V136H61ZM76 137V138H77ZM85 137V136H84ZM108 137V136H107ZM128 137H130V136H128ZM135 137V136H134ZM137 137V136H136ZM138 137H140L141 138V136H138ZM144 137V135H142V138ZM169 137H170V135H169ZM192 137H194V136H192ZM196 137V136H195ZM205 137V136H204ZM207 137V136H206ZM211 137V136H210ZM216 137V136H215ZM223 137V136H222ZM227 137L228 138H230L231 136H228V134H227ZM233 137V136H232ZM1 138V137H0ZM28 138H29V135H28ZM34 138V137H33ZM51 138V137H50ZM64 138H67V136L66 137H64ZM64 138H63V140L62 141H64ZM68 138H69V135H68ZM87 138H89V137H86L85 139H84V141H86V139ZM98 138V137H97ZM111 140H113L111 137H109ZM116 138H117V135H116ZM119 138V137H118ZM123 138V137H122ZM162 138V137H161ZM160 138V139H161ZM180 138V137H179ZM183 138V137H182ZM184 138H185V136H184ZM189 138V137H188ZM197 138H198V136H197ZM212 138H214V137H212ZM236 138V137H235ZM235 138H233L234 140H235ZM241 138V137H240ZM11 139V138H10ZM27 139V138H26ZM26 139H25V141H26ZM53 139V138H52ZM59 139V138H58ZM71 139V138H70ZM121 139V138H120ZM129 139V138H128ZM131 139V138H130ZM146 139V138H145ZM148 139V138H147ZM150 139V138H149ZM174 139V138H173ZM172 139V140H173ZM187 139V138H186ZM194 139V138H193ZM192 139V140H193ZM201 138H199V140H200ZM207 139H209V138H207ZM207 139H206V142H207ZM215 139V138H214ZM221 139V138H220ZM4 140H6V139H4ZM17 140V137H16V139H15V141ZM24 140V139H23ZM28 140V139H27ZM42 140V139H41ZM46 140V139H45ZM50 140V142H51V139H49ZM48 140V141H49ZM67 140V139H66ZM72 140V139H71ZM89 140V139H88ZM87 140V141H88ZM92 140H94V138L92 139ZM110 140V141H111ZM115 140V139H114ZM132 140V139H131ZM134 140H135V138H134ZM140 140H143V139H140ZM152 140V139H151ZM155 140V139H154ZM161 140H163V139H161ZM168 140V139H167ZM182 140H184V139H182ZM182 140H180L179 142H181ZM197 140V139H196ZM203 140H204V138H203ZM216 140V139H215ZM9 141H11V140H9ZM13 141V140H12ZM20 141V140H19ZM28 141H30V140H28ZM37 141H38V139H37ZM60 141V140H59ZM62 141H60V143L62 142ZM69 141V140H68ZM80 141H81V139H80ZM83 141V142H84ZM90 141H91V139H90ZM99 141V140H98ZM103 141H104V139H103ZM108 141V140H107ZM106 141V142H107ZM121 141H123L122 139H121ZM125 141V140H124ZM145 141H147V140H145ZM158 141V140H157ZM202 141V140H201ZM232 141V140H231ZM236 141V140H235ZM18 142V141H17ZM16 142V143H17ZM27 142V141H26ZM25 142V143H26ZM31 142V141H30ZM29 142V143H30ZM36 142V141H35ZM47 142V141H46ZM56 142H58V141H56ZM55 142V143H56ZM66 142V141H65ZM64 142V143H65ZM71 141H69V143H70ZM75 142V141H74ZM93 142V141H92ZM115 142H116V140H115ZM117 142H118V140H117ZM131 142H133V141H131ZM141 142V141H140ZM149 141H147L146 142V144H149L148 143ZM155 142V141H154ZM167 142V141H166ZM195 142V141H194ZM197 143H199L198 141H196ZM209 142H211V140L209 141L208 140V143ZM219 142V141H218ZM237 142H239L238 140H237ZM28 143V144H29ZM52 143H54V142H51V144ZM54 143V144H55ZM63 143V144H64ZM78 143L80 144H82V142H79L78 141ZM111 144L113 143V146H114V150H115V145L114 144H116V143H114V141H112V142H110ZM119 143V142H118ZM117 143V144H118ZM121 143V142H120ZM119 143V144H120ZM124 143H126V142H124ZM123 143V146L124 145H126V144H124ZM160 143H163V141L162 142H160ZM160 143H159V145H160ZM165 143V142H164ZM184 143H186V142H184ZM215 143V145H216V142H214ZM220 143H221V141H220ZM18 144H20V143H18ZM37 144V143H36ZM58 144V143H57ZM71 144H73V143H71ZM70 144V145H71ZM76 143H74V145H71V146H78V145H75ZM85 144V143H84ZM94 144V143H93ZM128 144V143H127ZM133 144V143H132ZM142 144H144L143 142H142ZM150 144H151V142H150ZM166 144V143H165ZM169 144V143H168ZM167 144V145H168ZM196 144V143H195ZM203 144V143H202ZM224 144H225V142H224ZM229 144V143H228ZM232 144V143H231ZM237 144V143H236ZM17 145V144H16ZM40 145H41V143H40ZM50 145V144H49ZM95 146H96V144H94ZM107 145V144H106ZM129 145V144H128ZM133 145H135V144H133ZM141 145V144H140ZM145 145V144H144ZM144 145H141V146H144ZM152 146H153V144H151ZM164 145V144H163ZM177 145V144H176ZM175 145V146H176ZM178 145H179V143H178ZM184 144H182V146H183ZM185 145H188V144H185ZM193 145V144H192ZM192 145H190V146H192ZM200 145V144H199ZM220 145V144H219ZM53 146V145H52ZM50 147V150H54V149H51V148H53V147ZM59 146H60V144H59ZM68 146V145H67ZM66 146V147H67ZM86 146H89V144H86ZM86 146H84L83 145V147L85 148ZM103 146V145H102ZM107 146H112V145H107ZM131 146V145H130ZM137 146V145H136ZM139 146V145H138ZM148 146H150V145H148ZM147 146V147H148ZM151 146V147H152ZM160 146H162V145H160ZM166 146V145H165ZM172 146H173V144H172ZM181 146V147H182ZM194 146V145H193ZM196 146H197V144H196ZM211 146V145H210ZM217 146H218V144H217ZM216 146V147H217ZM234 146V145H233ZM237 146V145H236ZM47 147H48V145H47ZM64 147V146H63ZM82 147V146H81ZM118 147V146H117ZM122 147V146H121ZM129 147V146H128ZM127 147V148H128ZM140 147V146H139ZM151 147H150V150H151ZM188 147V146H187ZM35 148V147H34ZM39 148V147H38ZM41 148V147H40ZM39 148V149H40ZM56 148V147H55ZM61 148H62V146H61ZM72 148H74V147H72ZM78 149H80V147H77ZM93 148V147H92ZM98 148V147H97ZM96 148V149H97ZM122 148H124V147H122ZM126 148V149H127ZM132 148V147H131ZM136 148V147H135ZM145 148V147H144ZM161 148H164V146L163 147H161ZM169 148V147H168ZM176 148H178V147H176ZM183 148V147H182ZM192 148V147H191ZM190 148V149H191ZM197 148V147H196ZM207 148V147H206ZM219 148V147H218ZM233 148V147H232ZM240 148V147H239ZM48 149V148H47ZM78 149H76L75 150V148H74V150H75V152L74 151H72V152H74V153H71L72 154V157H73V154H75V155H82V153H78V154H76V151L78 150ZM86 149H88V148H86ZM108 149H110L109 147H108ZM111 149H113L112 147H111ZM129 149V148H128ZM139 149V148H138ZM154 149V148H153ZM172 149V148H171ZM170 149V150H171ZM180 149V148H179ZM189 149V148H188ZM49 150V151H50ZM61 150V149H60ZM64 150V149H63ZM124 150V152H123V154H125V152H130V149H129V151L127 150V151H125V149H123ZM122 150V151H123ZM132 150V149H131ZM146 150V149H145ZM145 150H142V151H144L145 152ZM182 150V149H181ZM186 150V149H185ZM197 150V149H196ZM202 150V149H201ZM211 150V149H210ZM228 150H229V148H228ZM30 151H34V150H31L30 149ZM39 151V150H38ZM83 151H84V149H83ZM88 151H90L89 149H88ZM103 151V150H102ZM108 150H106V152H107ZM120 151V153H122V151L121 150H119ZM133 151H135L136 152V150H133ZM139 151V150H138ZM137 151V152H138ZM141 151V150H140ZM139 151V152H140ZM163 151V150H162ZM166 151V150H165ZM176 151V150H175ZM178 151V150H177ZM180 151V150H179ZM193 151H195V150H193ZM214 151V150H213ZM230 151V150H229ZM229 151H228V153H229ZM8 152V151H7ZM20 152V151H19ZM68 152V151H67ZM66 152V153H67ZM70 152V151H69ZM68 152V153H69ZM78 152V151H77ZM82 152V151H81ZM85 152V151H84ZM92 152V151H91ZM98 152V151H97ZM105 152V151H104ZM105 152V153H106ZM109 152H110V150H109ZM114 152H115V154H114ZM114 152H112L113 154H114V158H115V155H116V153H117V150L116 151H114ZM150 152L151 151H149L148 153L150 154ZM155 152V151H154ZM154 152H153V154H154ZM191 152V151H190ZM211 152V151H210ZM215 152V151H214ZM245 152V151H244ZM23 153V152H22ZM54 153V152H53ZM86 153H88V152H86ZM85 153V155L87 156V158H88V155L90 154V155H92L90 152H89V154L87 155ZM99 153V152H98ZM105 153H103V155L105 154ZM112 153H110V154H112ZM126 153V156L128 155ZM131 153V155H132V151L130 152ZM145 153H147V152H145ZM163 153V152H162ZM170 153V152H169ZM169 153H167L168 154V156H170L169 155ZM176 153V152H175ZM174 153V154H175ZM181 153V152H180ZM188 153V152H187ZM186 153V154H187ZM193 153V152H192ZM198 153V152H197ZM209 153V152H208ZM71 154H69V155H71ZM106 154H108V153H106ZM104 155L103 157L105 158L107 155ZM118 155H119V153H117ZM123 154H120V155H122L123 156ZM138 154V153H137ZM136 153H135V155H137ZM184 154V153H183ZM185 154V155H186ZM55 155V154H54ZM61 155V153H59V156ZM66 155V154H65ZM68 155V156H69ZM80 155V156H81ZM84 155V153H83V155L82 156H84L85 157V161L86 160H88V159H86V156ZM93 155H96V154H93ZM100 155V154H99ZM119 155V156H120ZM142 155V154H141ZM147 155V154H146ZM156 155V154H155ZM155 155H154V158H156L155 157ZM178 155H179V153H178ZM182 154H180V156H181ZM205 155V154H204ZM210 155V154H209ZM215 155V154H214ZM228 155V154H227ZM229 155H230V153H229ZM235 155V154H234ZM8 156V155H7ZM12 156H13V154H12ZM76 157V158H78V159H80L79 157ZM101 157H102V155H100ZM117 156V155H116ZM117 156V159L118 158H120V157H122V156ZM138 156V155H137ZM162 156V155H161ZM199 156V155H198ZM226 156V155H225ZM224 156V157H225ZM14 157H16L15 155H14ZM28 157H30V156H28ZM57 157H58V155H57ZM56 157V159H58ZM65 157H67V155L65 156ZM71 157V156H70ZM69 157V158H70ZM90 157V156H89ZM112 157V156H111ZM129 157H130V155H129ZM142 157V156H141ZM146 157H149V156H146ZM151 157H153L152 155H150V158ZM173 157V156H172ZM177 157V156H176ZM189 157V156H188ZM227 157V156H226ZM229 157H231V156H229ZM234 157V156H233ZM236 157V156H235ZM23 158V157H22ZM67 159V158H65V159H67V161H68V163H70L71 161H70V159ZM91 158H94V157H92L91 156ZM104 158H102L103 159V161H104ZM123 158V157H122ZM121 158V159H122ZM125 158V157H124ZM133 158V157H132ZM136 157H134L133 159H135ZM158 158V157H157ZM167 158V157H166ZM168 158H170V157H168ZM181 158V157H180ZM192 158H193V156H192ZM196 158V157H195ZM215 158V157H214ZM237 158V157H236ZM25 159H27V157L25 158ZM29 159V158H28ZM31 159H32V157H31ZM46 159V158H45ZM61 159V158H60ZM62 159H64V158H62ZM101 159V160H102ZM107 159V158H106ZM108 159H110L109 157H108ZM127 159V158H126ZM137 159V158H136ZM138 159L139 160H141L140 159V156H138ZM146 159V158H145ZM152 159V158H151ZM151 159H148L149 160V162H151L150 160ZM160 159V158H159ZM161 159H163V157H161ZM178 159V158H177ZM184 159L186 160V158L184 157ZM211 159V158H210ZM213 159V158H212ZM211 159V160H212ZM217 159V158H216ZM235 159V158H234ZM47 160V159H46ZM59 160V159H58ZM82 160V159H81ZM79 161V163L78 164H80V162H82V161ZM94 160V159H93ZM93 160H90L89 159V162L90 161H93ZM128 160V159H127ZM127 160H122L123 161V163L126 161L127 162ZM139 160H138V162H139ZM154 160V159H153ZM168 160H170V161H172V162H174V159H168ZM184 160V161H185ZM193 160H194V158H193ZM197 160H199V159H197ZM202 160V159H201ZM200 160V161H201ZM207 160H208V157H207ZM207 160H205L206 161V163H208L209 161H207ZM221 160V162H222V159H220ZM229 160H230V158H229ZM13 161V160H12ZM63 161V160H62ZM70 161V162H69ZM72 161H77V160H73V158H72ZM118 161H120V159L118 160ZM137 161V160H136ZM135 161V162H136ZM142 161V160H141ZM144 161V160H143ZM159 161V160H158ZM162 161V160H161ZM165 160H163V162H164ZM167 161V160H166ZM177 161V160H176ZM183 161V162H184ZM187 161V160H186ZM185 161V162H186ZM214 161V160H213ZM223 161H225V160H223ZM94 162V161H93ZM106 162H108V160H106ZM109 162H110V160H109ZM112 163L114 162V161H111ZM111 162H110V164H111ZM148 161L146 160V163H147ZM157 162V161H156ZM172 162L170 163V164H172ZM188 162V161H187ZM190 162V161H189ZM199 162V161H198ZM217 162V161H216ZM238 162V161H237ZM21 163V162H20ZM74 163V162H73ZM77 163V162H76ZM101 163V162H100ZM103 163V162H102ZM101 163V164H102ZM118 163V162H117ZM117 163H114L115 165L117 164ZM120 163H122V162H120ZM119 163V164H120ZM145 163V162H144ZM143 163V164H144ZM145 163V164H146ZM153 163L154 162H152V163H149V164H152L153 165ZM160 163V162H159ZM159 163H156V164H158L159 165ZM169 163V162H168ZM180 163V162H179ZM195 163V162H194ZM197 163V162H196ZM200 163V162H199ZM198 163V164H199ZM202 163V162H201ZM213 163L214 162H212L211 161V163H209V164H212V166H213ZM24 164H25V161H24ZM65 164V168H62V169H66V167L68 168V166L66 165L67 163H64ZM77 164V165H78ZM88 164V163H87ZM94 165V164H96L95 162L94 163H89L88 165ZM106 164L108 165V163H105V166H106ZM114 164H111V170L114 168ZM132 164H133V162H132ZM140 164H142V163H140ZM156 164H154V165H156ZM161 164V163H160ZM163 164H165V163H163ZM174 164H176V163H174ZM181 164H182V161H181ZM180 164V165H181ZM184 164V163H183ZM186 164V163H185ZM216 164V163H215ZM214 164V165H215ZM231 164V163H230ZM51 165H54V164H51ZM70 165V164H69ZM73 165V164H72ZM71 165V166H72ZM75 165V164H74ZM83 165H85V163H83L82 164V166ZM93 165H92V167H93ZM98 165V164H97ZM102 165H104V164H102ZM112 165H113V167H112ZM130 165H131V163H130ZM147 165H148V163H147ZM166 166H167V164H165ZM165 165L163 166L164 167V170H165ZM179 164L177 165V166H180ZM190 165H192L191 164V162H190ZM196 165V164H195ZM201 166L203 165V164H200ZM238 165V164H237ZM80 166H81V164H80ZM120 166H122V165H120ZM120 166L117 164L116 165V168L118 167V170H119V168H120ZM127 166H128V163H127ZM135 166V165H134ZM143 167H145L144 165H142ZM157 166V165H156ZM203 166H208L207 164L206 165H203ZM212 166L210 165L209 167H206V169H209V168H212ZM216 166V165H215ZM226 166V165H225ZM75 167V166H74ZM85 167H86V165H85ZM104 167V166H103ZM102 167V168H103ZM109 167H110V165H109ZM132 167V166H131ZM138 167L139 168H141L140 166H139V164H138ZM150 167V166H149ZM158 167V166H157ZM160 167V166H159ZM167 167H170V166H167ZM175 168V166L173 165V166H171V168ZM183 167V166H182ZM181 166L179 167V168H182ZM185 167H187V166H185ZM184 167V168H185ZM188 167H189V165H188ZM193 167V166H192ZM199 167V166H198ZM39 168V167H38ZM38 168H37V170H38ZM52 168V167H51ZM54 168H56V167H54ZM71 168V167H70ZM81 168V167H80ZM90 168H91V166H90ZM94 168H95V166H94ZM105 168V167H104ZM124 168V167H123ZM138 168V169H139ZM146 168H147V166H146ZM146 168H143V169H146ZM151 168V167H150ZM149 168V169H150ZM173 168V171L175 170ZM195 168V167H194ZM201 168V167H200ZM200 168H198V172L200 171L201 172V170H199ZM225 168V167H224ZM227 168H228V166H227ZM34 169V168H33ZM69 169V168H68ZM73 170H75L74 168H72ZM87 170H85L86 172H88V168H86ZM105 169H106V171H105ZM105 169H103V171L106 173V175L108 176V173L110 172H107L108 171V169L107 168H105ZM115 169V168H114ZM113 169V170H114ZM128 168H126L125 170L126 171H128L127 170ZM131 169H133V168H131ZM130 169V170H131ZM151 169H153V167L151 168ZM157 169H159V168H157ZM161 169V168H160ZM160 169L159 170H156V171H160ZM203 169H204V167H203ZM205 169V170H206ZM230 168H228V170H229ZM237 169H238V167H237ZM72 170V171H73ZM76 170L79 172V170L80 169H77V167H76ZM82 170V169H81ZM84 170V169H83ZM83 170H82V172H83ZM97 170V169H96ZM95 170V171H96ZM99 170V169H98ZM117 170V172H119ZM124 170V169H123ZM125 170H124V172H125ZM128 171V172H131V171ZM162 170H163V168H162ZM168 170H170L171 171V169H169L168 168ZM177 170V169H176ZM175 170V171H176ZM179 170V169H178ZM183 170V169H182ZM181 170V171H182ZM189 170V169H188ZM226 170V169H225ZM235 170V169H234ZM46 171V170H45ZM60 171V170H59ZM72 171H70V172H72ZM91 171V170H90ZM95 171H94V169H93V174H95ZM103 171H101V168H100V172H103ZM116 171V170H115ZM115 171H113V174H115L116 172ZM121 171L122 170H120V172L118 173V175L121 173ZM138 171V170H137ZM140 171V170H139ZM146 171V170H145ZM149 171V170H148ZM152 171V170H151ZM167 171V170H166ZM173 171H171V172H173ZM175 171H174V173H175ZM185 171H186V169H185ZM194 171V170H193ZM196 171V170H195ZM195 171L193 172V173H195ZM213 171V170H212ZM232 171V170H231ZM69 172V170H68V172H65V173H70ZM76 172V171H75ZM97 172V171H96ZM112 172V171H111ZM111 172H110V174H111ZM115 172V173H114ZM163 172V171H162ZM165 172V171H164ZM180 172V171H179ZM191 172H192V170L190 171V176H191ZM199 172V173H200ZM209 173H210V171H208ZM227 172H229V171H227ZM81 173V172H80ZM78 174V173H76V174H78V175H80V176H78V177H80L81 178V175L82 174ZM84 174H85V172H83ZM90 172H88V174H89ZM92 173V172H91ZM91 173H90V175H91ZM99 173V172H98ZM132 173V172H131ZM147 173V172H146ZM153 173V172H152ZM161 173V172H160ZM167 173H168V171H167ZM173 173V174H174ZM177 173V172H176ZM175 173V174H176ZM181 173V172H180ZM180 173H178V174H180ZM204 173V172H203ZM206 173V172H205ZM209 173H207V174H209ZM68 174H66V176L68 175ZM75 173H73V175H74ZM76 174L74 175V177L76 176ZM93 174H92V176H93ZM104 174V173H103ZM121 174H123V172L121 173ZM120 174V175H121ZM150 174H151V172H150ZM154 174V173H153ZM168 174H170V172L168 173ZM172 174V173H171ZM178 174L176 175L178 178H179V176H178ZM184 175L186 174V173H183ZM197 174V173H196ZM196 174H194V175H196ZM201 174H202V172H201ZM211 174V173H210ZM228 174V173H227ZM230 174V173H229ZM49 175V174H48ZM63 175V174H62ZM70 175H72V173H70ZM69 175V176H70ZM72 175V176H73ZM86 175H87V173H86ZM97 175H100V173L99 174H97ZM96 174H95V176H93L94 178H95V182H91V184L92 183H96L97 182V179H96V177H98ZM105 174H104V176H106ZM120 175L118 176L119 178H121L120 177ZM125 175V174H124ZM124 175H122V176H124ZM127 175V174H126ZM132 175V174H131ZM144 175V174H143ZM161 176H162V173L160 174ZM165 175V174H164ZM163 175V176H164ZM188 174H186L185 175V177L184 178H186L185 179V181H187V178L188 177H186ZM199 175V174H198ZM217 175V174H216ZM234 175V174H233ZM58 176V175H57ZM66 176H65V178H66ZM84 176L85 175H83V178H84ZM111 176V175H110ZM116 176V175H115ZM115 176H114V178H115ZM133 176V175H132ZM132 176H131V179H132ZM166 176V175H165ZM203 176H204V174H203ZM219 176V175H218ZM228 176V175H227ZM226 176V177H227ZM46 177V176H45ZM49 177H51V175L49 176ZM59 177V176H58ZM73 177V179L74 180H79V182H81L82 180H84V179H82L81 181H80V179L79 178H74ZM87 177V176H86ZM126 177V176H125ZM128 177V176H127ZM142 177V176H141ZM144 177V176H143ZM171 177V176H170ZM175 177V176H174ZM174 177H173V179H174ZM183 177V176H182ZM199 177V176H198ZM198 177H196V176H194V180H195V178H197L198 179ZM208 176L206 175V178H207ZM209 177H210V175H209ZM211 177H214L213 176V173H212V176ZM224 177V176H223ZM51 178H54V176L53 177H51ZM70 178H71V176H70ZM69 178V179H70ZM100 178H102V177H100ZM111 178V177H110ZM112 178H113V176H112ZM163 178V177H162ZM176 178V177H175ZM192 178H193V176H192ZM201 178V177H200ZM204 178V177H203ZM206 178H205V180H206ZM231 178V175H230V177L228 176V179H230ZM19 179V178H18ZM60 179H61V176H60ZM85 179H87V178H85ZM89 180L91 179H93V178H91L90 176H89V178H88ZM108 179H109V176H108ZM124 179V178H123ZM130 179V178H129ZM148 179V178H147ZM177 179V178H176ZM179 179H181V182H183V178H179ZM190 179V181H191V178H189ZM35 181V183H36V178L34 179ZM47 180V179H46ZM101 180V179H100ZM104 180V179H103ZM113 180V179H112ZM208 180V179H207ZM209 180H210V178H209ZM220 180V179H219ZM24 181V184H26L25 183V180H23ZM31 181V183H32V180H30ZM55 181V180H54ZM92 181H94V179L92 180ZM109 181H111V180H109ZM124 181L125 180H123V185H124ZM133 181V180H132ZM131 181V182H132ZM201 181V180H200ZM212 181V180H211ZM215 181V180H214ZM10 182V181H9ZM9 182L7 183V184H9ZM13 183H15L14 181H12ZM28 182H29V180H28ZM27 182V183H28ZM62 182V181H61ZM86 182H87V180H86ZM198 182V181H197ZM207 182V181H206ZM219 182V181H218ZM6 183V182H5ZM20 183H22V182H20ZM30 183V182H29ZM30 183V184H31ZM37 183H38V180H37ZM48 183V182H47ZM89 183V182H88ZM87 183V184H88ZM102 183V185H103V182H101ZM100 183V184H101ZM154 183H155V181H154ZM180 183V182H179ZM186 183H189V181L188 182H186ZM186 183H185V185H186ZM199 183H201V182H199ZM203 183V182H202ZM222 183V182H221ZM226 183H228V182H226ZM4 184V183H3ZM18 184H19V182H18ZM30 184H28V185H30ZM44 184V183H43ZM65 184V183H64ZM127 184H130V182H127ZM141 184V183H140ZM192 184V183H191ZM195 184V183H194ZM223 184V183H222ZM19 185H21V184H19ZM27 185V186H28ZM34 185V184H33ZM46 185V184H45ZM54 185H55V183H54ZM59 185H60V182H59ZM138 185H139V183H138ZM183 185V184H182ZM193 185V184H192ZM192 185H189V186H187V187H192V189H191V187H190V192H192V190H194V186L196 185H194V186H192ZM206 185V184H205ZM204 185V186H205ZM208 185V184H207ZM6 186H8V185H6ZM14 186H16L15 184H14ZM35 186V185H34ZM61 186V185H60ZM88 186H89V184H88ZM93 186H94V184H93ZM128 186V185H127ZM228 186V185H227ZM24 187H25V185H24ZM46 187V186H45ZM68 187H69V185H68ZM68 187H67V185H66V192H67V190H68ZM79 187H80V185H79ZM116 187V186H115ZM133 187H135L134 185H133ZM198 187V186H197ZM201 187V186H200ZM221 187V186H220ZM58 188H59V186H58ZM57 188V189H58ZM61 188H62V186H61ZM137 188V187H136ZM151 188V187H150ZM206 188H208V187H206ZM35 189H36V187H35ZM37 189H38V187H37ZM63 190H64V186H63V188H62ZM72 189V188H71ZM81 189V188H80ZM84 189H87V188H84ZM179 189V188H178ZM205 189V188H204ZM210 189V188H209ZM213 189H215V187L213 188ZM221 189H222V187H221ZM28 190H29V187H28ZM30 190H32V189H30ZM47 190V189H46ZM51 190V189H50ZM49 190V191H50ZM74 190V189H73ZM91 190V189H90ZM116 190V189H115ZM148 190V189H147ZM153 190V189H152ZM187 190V189H186ZM189 190V189H188ZM5 191H6V189H5ZM7 191H8V189H7ZM6 191V192H7ZM15 191H17V190H15ZM23 191V190H22ZM26 191V190H25ZM37 191V190H36ZM39 191V190H38ZM57 191V190H56ZM61 191V189H59V192ZM89 190H87V192H88ZM132 191V190H131ZM195 191V190H194ZM208 191V190H207ZM209 191H211V189L209 190ZM29 192H31V191H29ZM41 192V191H40ZM63 192V191H62ZM65 192V193H66ZM69 190H68V193H66V195H69ZM74 192V191H73ZM73 192H71V193H73ZM153 192V191H152ZM212 192V191H211ZM214 192V191H213ZM39 193V192H38ZM43 193H44V195H43ZM42 193V196H45V194L46 195H48L47 193H45V192H43ZM54 193H56V192H54ZM78 194H79V192H77ZM76 193V194H77ZM86 193V192H85ZM91 195H92V192H89ZM105 193V192H104ZM110 193V192H109ZM144 193V192H143ZM196 193H197V189H196ZM206 193H208V192H206ZM221 193V192H220ZM5 194V193H4ZM9 194V193H8ZM7 194V195H8ZM10 194H12V193H10ZM33 193H30V195H32ZM40 194V193H39ZM81 194V193H80ZM79 194V195H80ZM93 194H94V191H93ZM96 194V196H97V193H95ZM198 194V193H197ZM215 194V193H214ZM23 195V194H22ZM29 195V194H28ZM28 195H24L25 197H27ZM29 195V196H30ZM41 195V194H40ZM39 195V196H40ZM50 195V194H49ZM51 195H52V193H51ZM55 195H57V194H55ZM75 195V194H74ZM86 195V194H85ZM91 195H88V197L89 196H91ZM99 195V194H98ZM151 195V194H150ZM149 195V196H150ZM200 195V194H199ZM34 194H33V198H34ZM38 196V197H39ZM58 196V195H57ZM75 196H77V195H75ZM96 196H94L95 198H97ZM147 196H148V194H147ZM197 196V195H196ZM242 196V195H241ZM13 197V196H12ZM17 197V196H16ZM214 197V196H213ZM6 198V197H5ZM11 198V197H10ZM15 198V197H14ZM19 198V197H18ZM36 198V197H35ZM48 198V197H47ZM75 198V197H74ZM79 198V197H78ZM115 198H117V197H115ZM155 198V197H154ZM191 198V197H190ZM198 198V197H197ZM21 199V198H20ZM49 199V198H48ZM153 199V198H152ZM152 199H150V200H152ZM11 200V199H10ZM9 200V201H10ZM28 200V199H27ZM35 200V199H34ZM45 200H46V198H45ZM190 200V199H189ZM192 200V199H191ZM197 200V199H196ZM1 201V200H0ZM6 201V200H5ZM4 201V202H5ZM12 201H14V199L12 198ZM148 201V200H147ZM155 201V200H154ZM153 201V202H154ZM158 201H159V199H158ZM28 202V201H27ZM31 202H33V201H31ZM50 202V201H49ZM129 202H132V201H129ZM128 202V203H129ZM134 202V201H133ZM149 202V201H148ZM152 202V201H151ZM152 202V203H153ZM156 202V201H155ZM154 202V203H155ZM1 203V202H0ZM6 203V202H5ZM30 203V202H29ZM28 203V204H29ZM42 203V202H41ZM59 203V202H58ZM150 203V202H149ZM151 203V204H152ZM153 203V204H154ZM197 203V202H196ZM16 204V203H15ZM14 204V205H15ZM34 204H35V202H34ZM117 204H120V203H117ZM122 204V203H121ZM126 203H124V205H125ZM130 204V203H129ZM133 204V203H132ZM134 204H135V202H134ZM159 204H161V203H159ZM0 205H2V203L0 204ZM26 205V204H25ZM110 205H112V204H110ZM124 205H122V207L124 206ZM138 206V204H135V206ZM156 205V204H155ZM203 205V204H202ZM201 205V206H202ZM3 206V205H2ZM7 206V205H6ZM63 206V205H62ZM121 206V205H120ZM119 205H118V207H120ZM126 206H128V204L127 205H125L124 206V208H127ZM131 206H133V207H135L134 205H131ZM8 207H9V205H8ZM19 207V206H18ZM39 207H41V204H40V206ZM99 207V206H98ZM112 207V206H111ZM116 207V206H115ZM117 207V208H118ZM121 207V208H122ZM146 207H147V205H146ZM148 207H151L150 205H148ZM52 208V207H51ZM54 208V207H53ZM90 208V207H89ZM94 208V207H93ZM113 208V207H112ZM121 208H119V209H121ZM128 208H130V206H128ZM136 208V207H135ZM153 209H154V206L152 207ZM202 208V207H201ZM58 209H59V207H58ZM65 209V208H64ZM132 208H130V209H127V210H131ZM134 209V208H133ZM139 209V208H138ZM33 210V209H32ZM110 210H111V208H110ZM122 210H123V208H122ZM157 210V209H156ZM52 211V210H51ZM53 211H54V209H53ZM68 211V210H67ZM71 211V210H70ZM95 211V210H94ZM97 211V210H96ZM34 212H35V210H34ZM42 212H44L45 213V211H43L42 210ZM106 212V211H105ZM116 212V211H115ZM130 212V211H129ZM48 213V212H47ZM101 213H103V212H101ZM110 213H112V212H110ZM126 213V212H125ZM131 213H132V211H131ZM157 213V212H156ZM75 214V213H74ZM106 214V213H105ZM108 214V213H107ZM115 214V213H114ZM175 214V213H174ZM78 215V214H77ZM112 215V214H111ZM116 215V214H115ZM126 215V214H125ZM101 216H102V214H101ZM168 216L169 215H167V218H168ZM175 216V215H174ZM126 217H127V215H126ZM157 217V216H156ZM39 218V217H38ZM70 218V217H69ZM155 218V217H154ZM61 219V218H60ZM74 219V218H73ZM77 219V218H76ZM37 220V219H36ZM39 220V219H38ZM93 220V219H92ZM162 220V219H161ZM40 221V220H39ZM42 222V221H41ZM207 224V223H206ZM53 225V224H52ZM201 225H203V224H201ZM217 225V224H216ZM215 225V226H216ZM207 226V225H206ZM205 226V227H206ZM214 226V225H213ZM26 227V226H25ZM239 227V226H238ZM2 228V227H1ZM0 228V229H1ZM104 228V227H103ZM185 228H187V227H185ZM191 228V227H190ZM184 229V228H183ZM192 229V228H191ZM196 229V228H195ZM205 229V228H204ZM215 229V228H214ZM6 230V229H5ZM5 230H3V232L5 231ZM165 230V229H164ZM178 230V229H177ZM181 230V229H180ZM187 230V229H186ZM185 230V232H187ZM190 230V229H189ZM212 230V229H211ZM210 230V231H211ZM8 231V230H7ZM6 231V232H7ZM179 231V230H178ZM181 231H183V230H181ZM199 231V230H198ZM202 231V230H201ZM236 231V230H235ZM0 232H1V230H0ZM25 232V231H24ZM41 232V231H40ZM74 232H76V231H74ZM165 232V231H164ZM163 232V233H164ZM200 232V231H199ZM214 232V231H213ZM218 232V231H217ZM42 233V232H41ZM57 233H59L60 235H58V236H55V238H58V239H64V240H66V239H69V240H72L73 238H75V236L76 235H72V230L71 229H69V228H66V229H63V231H60V232H57ZM201 233V232H200ZM206 233V232H205ZM215 233V232H214ZM2 234V233H1ZM5 234V233H4ZM7 234V233H6ZM171 234V233H170ZM213 234V233H212ZM219 234V233H218ZM164 235V234H163ZM172 235V234H171ZM198 235V234H197ZM200 235V234H199ZM217 235V234H216ZM215 235V236H216ZM220 235H223V234H220ZM239 235V234H238ZM237 235V236H238ZM5 236V235H4ZM12 236V235H11ZM120 236V235H119ZM147 236V235H146ZM196 236V234L194 235V237ZM224 236V235H223ZM236 236V237H237ZM6 237V236H5ZM198 237V236H197ZM1 238H2V236H1ZM25 238V237H24ZM28 238V237H27ZM94 238V237H93ZM165 238V237H164ZM175 238V237H174ZM184 238V237H183ZM202 238V237H201ZM211 238H213V235H211ZM217 238H219V239H221L222 237H217ZM224 238V237H223ZM235 238V237H234ZM238 238V237H237ZM3 239V238H2ZM1 239V240H2ZM19 239V238H18ZM91 239V238H90ZM188 239V238H187ZM197 239V238H196ZM199 239V238H198ZM210 239V238H209ZM213 239H216V237L215 238H213ZM225 239V238H224ZM95 240L97 241V238H95ZM102 240H104V239H102ZM106 240V239H105ZM165 240V239H164ZM212 240V239H211ZM231 240V239H230ZM44 241H47L46 239H44ZM98 241H100V240H98ZM167 241V240H166ZM184 240H182V243H184L183 242ZM201 241V240H200ZM204 241V240H203ZM208 240H206L205 241V243L204 242H202V243H204V246H207V245H209L210 243L209 242H207ZM213 241V240H212ZM216 241H217V239H216ZM221 241V240H220ZM234 241V240H233ZM33 242V241H32ZM37 242V241H36ZM102 242V241H101ZM105 242L106 241H104V245H105ZM109 242V241H108ZM145 241H143V243H144ZM171 242V241H170ZM167 243L166 242V244H170L171 245V243H173V242H171V243ZM197 242H198V240H197ZM224 242V241H223ZM237 242V241H236ZM242 242H243V240H242ZM100 243V242H99ZM103 243V242H102ZM102 243H100L101 245H102ZM107 243V242H106ZM125 243V242H124ZM140 243H142V241L140 242ZM181 243V242H180ZM186 243V242H185ZM184 243V244H185ZM233 243V242H232ZM35 244V243H34ZM37 244V243H36ZM39 244V243H38ZM80 244V243H79ZM88 244V243H87ZM112 244V243H111ZM148 244H149V242H148ZM147 244V245H148ZM191 244H192V242H191ZM219 244V243H218ZM223 244V243H222ZM123 245V244H122ZM140 245V244H139ZM143 245V244H142ZM172 245H174V244H172ZM171 245V246H172ZM221 245V244H220ZM224 245V244H223ZM232 245V244H231ZM234 245V244H233ZM16 246V245H15ZM25 246V245H24ZM106 246H108L107 244H106ZM105 246V247H106ZM110 246V245H109ZM124 246V245H123ZM149 246H151V245H149ZM211 246V245H210ZM209 246V247H210ZM227 246V245H226ZM19 247V246H18ZM17 247V248H18ZM133 247V246H132ZM142 248H144V246H141ZM220 248H221V246H219ZM218 247V248H219ZM238 247V246H237ZM14 248V247H13ZM19 248H21V247H19ZM18 248V249H19ZM53 248H55V247H53ZM95 248V247H94ZM96 248H97V246H96ZM99 248H100V245H99ZM110 248V247H109ZM108 248V249H109ZM119 248H120V246H119ZM127 248V250H129V248L128 247H126ZM184 247H182V249H183ZM217 248V244H216V242H214L213 241V244H212V248L210 247V254L209 255H212V253H214L215 252V250L216 249H218ZM219 248V249H220ZM231 248V247H230ZM232 248H233V246H232ZM6 249V248H5ZM124 249V248H123ZM177 249V248H176ZM185 249V248H184ZM191 249H192V247H191ZM11 250H13V249H11ZM19 250H21V249H19ZM96 249H94V251H95ZM103 250H105L104 249V247H103ZM126 250V249H125ZM125 250H124V255H125V253L127 252V250H126V252H125ZM134 250V249H133ZM138 250V248L136 249V251ZM207 250V249H206ZM206 250H205V252H206ZM15 251V250H14ZM87 251V250H86ZM93 251V252H94ZM102 251V250H101ZM109 251H110V249H109ZM119 251H121V248L119 249ZM136 251H134V255H135V252ZM141 251V250H140ZM145 251V250H144ZM173 251H174V249H173ZM186 251V250H185ZM194 251V250H193ZM203 251V250H202ZM201 251V252H202ZM208 251V250H207ZM214 251V252H213ZM221 251H223V250H221ZM226 251V250H225ZM234 251V250H233ZM19 252V251H18ZM20 252H22V251H20ZM132 253H133V251H131ZM138 252V251H137ZM142 252V251H141ZM160 252V251H159ZM168 252V251H167ZM192 252V251H191ZM200 252V255L201 254H203V253H201ZM235 252H236V250H235ZM23 253V252H22ZM92 253V252H91ZM99 253V252H98ZM97 253V254H98ZM102 253L104 254L105 252L104 251H102ZM117 253V252H116ZM170 253H171V251H170ZM185 253V252H184ZM187 253V252H186ZM195 253V252H194ZM236 253H238V252H236ZM67 254V253H66ZM79 254V253H78ZM81 254V253H80ZM90 254V253H89ZM101 253H99V255H100ZM105 254H107V252L105 253ZM110 254H114L115 255V253H110ZM109 253H108V255L110 256V257H108V255H107V258H111L112 257V255H110ZM128 253H126V257H128V255H127ZM139 254H140V252H139ZM142 254H143V252H142ZM146 254H147V252H146ZM149 254V253H148ZM189 254V253H188ZM187 254V255H188ZM27 255V254H26ZM136 255H137V253H136ZM136 255H135V257H136ZM167 255V254H166ZM170 255V254H169ZM172 255V254H171ZM183 255V254H182ZM196 255H198L199 256V254H197L196 253ZM196 255H193V256H195V258H196ZM235 255V254H234ZM18 256V255H17ZM68 256H70V255H68ZM78 256V255H77ZM82 256V255H81ZM92 256H94L95 257V255H93L92 254ZM100 256H102V254L100 255ZM122 256V255H121ZM131 256V255H130ZM148 256H150V255H148ZM153 256V255H152ZM165 256V255H164ZM173 256H175V253H174V255ZM188 257V258H193V260H195V258L194 257ZM197 256V257H198ZM204 256H206V255H204ZM224 256V255H223ZM222 256V257H223ZM73 257H74V255H73ZM80 257V256H79ZM94 257H90V258H94ZM96 257H97V255H96ZM105 257V255L104 256H102V257H100V258H104ZM116 257H117V255H116ZM132 257H133V255H132ZM132 257H130V259H132ZM143 257H146V256H143ZM178 257V256H177ZM236 257V256H235ZM23 258V257H22ZM115 258V257H114ZM114 258H112V259H114ZM118 258H119V256H118ZM124 258V257H123ZM129 258V257H128ZM136 258H139L138 257V255H137V257ZM151 258V257H150ZM161 258V257H160ZM170 258V257H169ZM168 257H167V259H169ZM173 259L175 258V257H172ZM185 258V257H184ZM188 258H186V259H188ZM199 259H200V256L198 257ZM224 258V257H223ZM63 259H66V258H63ZM60 260L59 259V261H54V264H61V263H63V261L64 260ZM69 259V258H68ZM68 259H66L65 260V262H67V260ZM71 259H73L72 257H71ZM99 259V258H98ZM104 259H106V258H104ZM103 259V260H104ZM120 259H122L121 257H120ZM125 259V258H124ZM139 259H141V257L139 258ZM145 259V258H144ZM165 259V258H164ZM164 259H161V260H164ZM171 259V258H170ZM85 260V259H84ZM83 260V261H84ZM90 260V259H89ZM96 260H97V258H96ZM133 260H135L134 259V257H133ZM138 260V259H137ZM152 260V259H151ZM178 260H179V258H178ZM184 260V259H183ZM196 260H198V259H196ZM221 260V259H220ZM234 260V259H233ZM69 261V260H68ZM76 261H78L77 259H76ZM79 261H80V259H79ZM91 261H93V260H91ZM100 262H103V261H101V260H99ZM99 261L97 262L98 264H100L99 263ZM105 261V260H104ZM107 261V260H106ZM112 261V260H111ZM110 261V262H111ZM116 261V260H115ZM115 261H112V263L111 264H114L115 263ZM117 261H119V259H117ZM123 261H125V262H123ZM126 261H127V259L126 260H122V262L123 263H126ZM128 261H130V263H131V261L132 260H129L128 259ZM165 261V260H164ZM177 261V260H176ZM189 261V260H188ZM203 261H205V260H203ZM203 261H201V264H202V262ZM235 261V260H234ZM73 262V261H72ZM114 262V263H113ZM122 262H118V263H122ZM132 262H134V261H132ZM145 262V261H144ZM147 263L149 262V260H147L146 261ZM151 262V261H150ZM152 262H154L153 260H152ZM160 262V261H159ZM171 262H173V260H171ZM170 262V263H171ZM194 262V261H193ZM193 262H190V264L191 263H193ZM197 262V261H196ZM198 262H200V261H198ZM88 263H90V264H93V262L91 263L90 261L88 262ZM87 263V264H88ZM95 263V262H94ZM106 263H109L108 261L106 262ZM105 263V264H106ZM156 263V262H155ZM209 264H211L210 262H208ZM72 264H74V263H72ZM82 264V263H81ZM128 264H129V262H128ZM132 264V263H131ZM135 264H137V263H135ZM143 264V263H142ZM154 264V263H153ZM167 264V263H166ZM195 264H197V263H195ZM206 264V263H205Z\"/></svg>","mask_w":264,"mask_h":264}]
</instances>
